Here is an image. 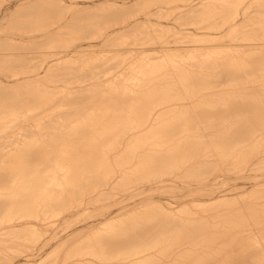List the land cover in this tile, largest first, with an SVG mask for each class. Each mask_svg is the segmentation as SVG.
Listing matches in <instances>:
<instances>
[{"label":"rangeland","instance_id":"obj_1","mask_svg":"<svg viewBox=\"0 0 264 264\" xmlns=\"http://www.w3.org/2000/svg\"><path fill=\"white\" fill-rule=\"evenodd\" d=\"M8 1V2H7ZM11 1H15V0H11ZM10 0H0V9L1 10H3V8L4 7H6V6H8V5H12L11 6V9H13L12 10V12H9V11H6V13L8 14V12L11 14L12 13V15H8L7 17H6V19L2 22V24H0V26H2V29L4 30L5 28L7 29V30H9L10 31V29H11V31H13V29L14 28H17L16 30L14 29V32L15 33H18V34H20L21 33V31L20 30H23L25 27L26 28H28L29 27V29H34V30H36V29H39V27H40V29H42L41 27L44 25V26H49V29H56L55 30V32L53 31L52 33H50L49 35H47V37H45L44 39L43 38H38V40L36 39V40H31V41H29V40H24V41H12V40H10L6 35H5V33L6 34H8L7 32H2V33H0L1 34V36H0V59L2 58L3 59V61H0V121L1 120H4V121H2L0 124H1V126H0V139L2 140H0V156L3 154H6V152H8V150H10L9 151V153H7L6 155H4V157H3V155L1 156V157H3L4 159H6V157L5 156H8L7 158H9V155L10 156H12L13 154L12 153H10V152H12L13 150L15 151V153H14V155H13V157L15 156V154L18 156V151H19V149L21 150V152L23 151L22 149H24L25 148V146H27L28 144H30V143H34V144H36L34 141H37L39 138H41L40 140H43V139H45V140H43V141H45L44 142V144H43V141H41L42 142V144H37V145H41V148H43L44 149V151H45V149H47V146H49L48 147V149L50 150V146L51 145H49L48 143H50V144H52V150H50V153H48L49 152V150L47 151V153L49 154V156H48V154L46 153H44L45 155H46V157H49V158H52V160L50 159L49 160V158H48V161L49 162H51L50 164H49V167H51V168H48V165H47V162L45 163L46 165H47V168L49 169H47L46 168V165H43V170L41 171V172H43L42 174H44L46 177L47 176H49L50 174H51V176L52 175H54V176H50V178L49 177H47L48 179H49V181H45V189H46V194H47V196L46 197H49L48 199L45 197L43 200H44V202L42 201V203H45L44 204V206H45V209H44V211H46V210H49V208H50V210L49 211H47L46 213H52L50 216H53L54 215V217H49V214H45V212L43 211H41L42 212V214H45V215H42L41 214V212L39 213V215H41V216H39V217H35V220L33 219L34 217H28V216H24V215H19L18 213H16L14 210H12V209H14L13 207H14V205L13 206H8L7 208H6V210L7 211H4V213H2V215L1 216H3L2 217V221L0 222V234L2 233V234H4V235H0V264H36V262H38V261H41L40 262V264H67V261L68 260H66L65 261V257L66 256H71L72 254V256H73V258H74V256H75V251H76V257L74 258V259H76V261L75 260H73V258H72V256H71V258H67V259H69V260H71L72 261V263L73 264H76L78 261H79V263L80 262H82V263H85V264H87V262H89V261H84V259H86V260H90V262L88 263V264H92L91 262V260L92 259H94L93 260V263H95V264H98V260L99 259H101V263H100V260H99V264H110L112 261H114V260H116L115 261V263L114 264H121V262H122V264H127L128 263V261H129V263L128 264H141V263H138V262H142V260H144L143 262L146 264V259L148 258V256H149V254H148V252H151V250H152V253H154L153 252V250L154 251H156L157 249L159 250H157L156 252H158V254H160V252L162 251V255H160V257H163L164 256V258H162V263L161 264H171V262H170V260L172 261L173 259H174V261H172V264H175L176 263V261H178L177 263L179 264L180 262L179 261H182V262H185V260H188V261H186L188 264H195V263H197V264H200V263H202V264H207V261H211V262H213L212 264H217V263H215V262H218V261H220V260H218L217 261V259H221V261L218 263V264H224V262H223V260L225 261V259H223L224 258V255H227L228 254V256L230 257H228L227 256V259H226V261H230L229 259H231V257H232V255H236L234 252H230L229 251V253L227 252V253H225V251H227V249H228V245H229V243H227L225 240H227V241H229L228 239L230 238V241L232 240V239H234V237L236 236H238L239 234H241V235H239L238 237H237V239H240V250H241V254H242V250L244 249V252H245V250H246V246H248L250 243L249 242H251V240H252V242L251 243H253V241L255 242L256 240V243H259V245L257 244V247L259 248L258 249V251L255 253V254H257L256 256H255V254L253 255V257L256 259V257L257 258H259L260 257V259L261 260H264V249H262V248H264V241L263 240H261V238L260 237H262V239L264 238V216L262 215V214H264V160L262 159V158H264V148L263 149H261L260 147L262 146V144H261V142H264V125H261V128L263 129H261V128H259L258 127V129L257 130H259V132L258 131H256V133L255 132H253V134L255 133L256 135H257V137L259 136V137H261L260 138V140H259V143L261 144V146H260V144H258V146H257V143H253L255 146H253L252 147V145L253 144H251V150L250 149H248L250 152L251 151H254V152H252V153H254L253 155L254 156H252V157H250L251 155H252V153H248V156H249V154H250V156L249 157H247V155L245 154L246 153V151H244V150H247V148L249 147L250 148V146H247V144L249 143V142H247L246 141V143H245V141H243V143H244V145H245V147H246V149L245 148H240L241 150V154L243 153V152H245L244 153V155H243V157L241 156V154L240 153H238L239 155H240V157H242V159L246 156V158L245 159H247V158H249V162L251 163V164H253L252 166H250L251 164H248L247 162H248V160H246L245 162L248 164V168L246 167V169H245V167H244V165L246 164H244L243 166H242V164L244 163V160H242L240 157H239V155L238 154H236L235 155V158H237V159H239L240 158V161L242 160L243 161V163H242V161L241 162H239V160H235V158H230L229 159V162H228V164H227V166H229V164H231L230 162H232L233 164H234V166H235V169H236V171H235V169H234V167H232V168H229V167H227V166H225L224 164H226L227 162H225V161H227V157H225L226 159H224L223 158V161L225 162L222 166H220L221 168L219 169V167H218V171H216L217 172V174L215 173V171H213L214 173H212V171L211 170H213V169H207L208 171H207V174H208V177H212V179L210 178V180L211 181H213L214 180V178H216L215 179V181H213V182H211L210 180H209V182H207L208 181V177H207V174H206V176H203V175H200V176H195L196 178H193L192 179V177L190 176V177H188L189 178V180H188V178L186 177V176H183V178L184 177H186L187 179L186 180H188V182H190L191 180L190 179H192L193 181V183L192 182H190V183H188L186 180H185V178H184V180L187 182H185L184 180L182 181V176H175V175H173L172 173V175L170 174V173H168V174H163L162 175V177L161 176H159V177H157L156 179H153V180H155V181H152V182H156L154 185H153V183L151 182V184H152V186H151V184H149L148 183V181L149 180H151L150 178H149V180L147 181L146 179V181H144V173H146L145 172V167H144V165H142V162H143V164L145 163L144 162V160L145 159H147L148 158V155H150V152H152L153 151V149L151 150V151H149V152H147L146 153V151H147V149L148 150H150L151 148H148L149 146H153L154 145V140H156L155 141V144H156V142H157V137L158 136H160V135H158L157 137H155V135H157V134H162V131H160V129L162 128V126H164V125H162V123H161V121H160V118L161 117H163V118H161V120H162V122L164 121V123H165V120L167 121L168 120V122H171V120L170 119H172V122L173 121H175L174 120V118H170L169 119V117H168V115H166L165 117L167 118H165L164 119V115L163 116H158V115H162V114H155L154 116H156V117H158V121H160V122H158V121H156V124L154 123V122H150L151 120L153 121V119L154 118H156V117H154V116H152L151 115V117L153 118V119H149V121L147 122H145V124L147 125H145V124H142V123H144V122H142L141 123V121H139V120H137L136 118H132V117H130L129 118V120L127 121V124L128 125H126L127 127H128V129H130L131 127H130V124H131V126H134V127H132L130 130H128L127 129V127L125 128V129H123L122 128V130H120L119 132L118 131H116V134L117 133H120L119 135L121 136H118V134H117V136L119 137H117L116 136V134H114L115 136V142H113L114 140L113 139H109V135H107L108 136V139H107V136L106 135H104V134H102V133H104L103 131V129H100V130H95V129H93V131L94 132H92V130H91V134L90 133H88L89 131H86L87 132V135L88 134H90V135H92L91 137H90V135H88V137H86L87 135L86 134H84V138H82L81 137V139L80 140H84V141H88L87 139H89L90 140V142H92V140L91 139H93V141H94V138H93V133H94V135L96 134V132H98L97 134V136H94L95 137V139H96V141L95 142H97L99 139L98 138H100L101 140V142H102V140L104 139V137H105V139H104V141H103V143L105 142H107V140L109 141V142H107L106 144H102L101 142V146L100 147H98V148H101V152H100V149L98 150V157L100 156V158L102 159V160H100L99 162L100 163H98L97 162V165L99 164L100 166H101V164H105V163H107V166L109 165V164H114L113 166H115V164H119L120 162L122 163H120L121 164V166H123V167H125V169L123 168V170H122V168L120 169V164H119V168H117L118 167V165H117V167L115 166V168H116V172H114L115 171V169L113 170V166H111V167H106L105 165V167L106 168H104V166L102 165L101 167H103L101 170L102 171H100V172H102V173H100L99 174V170L100 169H98L100 166L98 165V167L96 168L95 167V169H98V170H95V169H93L92 168V170H95V171H93V172H95L99 177H97V175H94L95 173H93L92 172V170H90V171H88L89 172V174L87 173V171H85V173L84 172H82L83 174L79 177V179H77L76 181H78V182H76V181H74V179L72 180L71 179V181H70V179L66 176V172L70 169V168H72V165L73 164H75V162L76 161H78V160H80L78 163L80 164V163H83L84 161H85V159L87 158V157H89V155H86V152H87V154H88V152H89V149H88V151H87V149L85 150L84 149V153H82L84 156L82 157V154H81V156H78V160L76 159L75 160V162H73L71 165L70 164H63L62 162L63 161H61V160H59L58 159V157H57V154H60L61 155V151H62V149L66 146V147H68V143H66L65 144V142H63V141H60V140H55V134L57 133V132H61V130H62V134H59L60 136V138H62L61 137V135L62 136H65V134L64 133H69V132H71L73 129L72 128H74L75 126H76V124L77 123H79V122H82V121H86V119L89 117V119H92L91 118V116L92 117H94V118H96L95 117V114L97 115V113L96 112H98V105H99V101L100 100H97L96 98V102L94 101H92V104H91V102L90 101H86L85 99H83L84 98V94H86V93H84L83 94V92L85 91V88L86 89H88L89 90V88H94L93 90H89V91H87V92H90L91 94L90 95H93V94H96L97 93V95H102L103 93H102V91H104V90H106V91H108L109 90V87L112 89V86H114V85H117V84H119L120 85V87L118 88L119 90H124L125 92L123 93L124 94V97H125V93H126V91L128 92H132V93H134L135 91H139V89L140 90H143L142 88H143V85L144 84H142L143 82L144 83H146L145 85L147 86V85H150V83H152L151 85H153V83H155V82H157L158 81V83L157 84H159L158 86H157V84H154L156 87H162L163 85H165L164 83H168V80H171V82L170 83H168V84H171L172 83V85H170V87H164L163 88V93L165 94V92H167V90L166 89H168V88H171L172 89V87H174L175 88V86H176V89L177 88H180L179 86H181V85H178V84H175L176 83V81H178L179 79H183L184 78V76L186 77V75L184 74L185 72H190V70L194 73H192V75H194L193 77L195 78V76H196V79H198L199 78V76H198V74L199 75H204V76H207V74H208V76H207V78H210V77H212V78H215L216 76V78H218V80L215 78V79H211L210 81H209V83H211V81L213 82L212 84H213V86L216 88V86H217V88L219 89V91L217 90L216 92H215V90L216 89H214V87L212 88V84H211V88L209 89V90H207L208 88L205 86H203V88H201L202 89V93H201V91L199 92V90H201L199 87L200 86H198V85H201V84H199V82H196V84H198L197 86H195L196 84H194V88L195 87H197V88H199L198 89V91L196 92V90H195V94H193V96L191 95V93H190V98H191V100H188V99H190V98H187V96H188V94H186V99L189 101V103H188V101H186V99L185 98H183L184 99V101H182V98L179 100V99H175L174 100V102L176 101H180V104H179V102H177L178 103V105H179V107H184V106H187V105H195L197 102H200V100L202 99L201 97L202 96H208V98L209 97H212L213 98V96L215 95V94H219L218 92H223V91H225V90H223V89H226L227 87H228V90L230 89L231 90V88L236 84V82H237V86L235 85V87H233L232 89H234V91H235V89H236V91H238V88L240 87L241 89H239L240 90V93H242L241 91L243 90V93H245V94H252V88H254V87H258V88H255V91H256V89L258 90H260V88L262 87L263 88V84H264V82H263V76H262V83H260V82H258V81H255V83L256 84H254V81H252L251 79H253L252 77H254V76H252L253 75V73H254V69L258 72V70H257V67L258 66H256L254 63H255V59L256 60H261L260 59V55H261V58H262V60L264 59L263 57H264V4H263V1L262 0H259V1H257V0H244V2H242L243 0H221V1H219V0H201L202 2L201 3H199L198 5H197V3H196V5H191L190 6V2H188L187 0H148V1H146V3L145 2H143V1H141L140 2V0L138 1V0H116V2L115 3H105L104 2V0H95L96 2L94 3L95 4V6L93 5V3H80V4H74L73 2H74V0H62V2L60 1V0H31L30 2H28V4L27 5H25V6H23V7H15V5H14V2H11ZM54 1V2H53ZM82 1V0H81ZM103 1V2H102ZM123 1H126V2H121ZM149 1H151V2H149ZM166 3H164V2ZM178 1H180V2H178ZM208 1H210V2H208ZM219 1V2H218ZM225 1H227V2H225ZM239 1V2H238ZM240 1L242 2L241 4H240ZM257 1V2H256ZM6 2V3H5ZM46 2V3H45ZM72 2V3H71ZM119 2V3H118ZM136 2H138V3H136ZM149 2V6L147 5V3ZM171 2V3H170ZM178 3V4H176V3ZM204 2H206L205 4H204ZM211 2H213V3H211ZM225 2V3H224ZM231 2H233L234 4H231ZM262 2V3H261ZM11 3H13V4H11ZM34 3V4H33ZM50 3V4H49ZM57 3H60V4H57ZM97 3V4H96ZM139 3H141V5L143 6V8L141 7V5L139 4ZM145 3V4H144ZM151 3V4H150ZM170 3V4H169ZM181 3V4H180ZM252 3V4H251ZM255 3V4H254ZM258 3V4H257ZM48 4V5H47ZM62 4V5H61ZM64 4V5H63ZM65 4H67V5H65ZM70 4V5H69ZM87 4V5H86ZM92 4V5H91ZM100 4V5H99ZM111 4V5H110ZM128 4H130V5H128ZM133 4V5H132ZM165 4V5H164ZM170 6H169V5ZM203 4V5H202ZM209 6H208V5ZM212 4V5H211ZM214 4V5H213ZM226 4H227V6H226ZM240 4V5H239ZM243 4V5H242ZM245 4V5H244ZM250 4V5H249ZM263 4V5H262ZM43 5H45V6H43ZM50 5V6H49ZM54 5V6H53ZM79 5V6H78ZM84 5V6H83ZM106 5V6H105ZM109 5V6H108ZM113 5V6H112ZM126 5V6H125ZM135 5V6H134ZM139 5H140V7H139ZM144 5H146V6H144ZM156 5V6H155ZM161 5H163V6H161ZM175 5V6H174ZM189 5V6H188ZM199 5H200V7H199ZM211 5V6H210ZM219 5V6H218ZM28 6V7H27ZM52 6V7H51ZM59 6V7H58ZM108 6V7H107ZM138 6V7H137ZM152 6V7H151ZM154 6V7H153ZM159 8H158V7ZM174 6V7H173ZM194 6V7H193ZM239 6H242V7H239ZM38 7V8H37ZM40 7V8H39ZM46 7V8H45ZM62 7V8H61ZM69 7V8H68ZM89 7V8H88ZM92 7V8H91ZM94 7V8H93ZM135 7V8H134ZM137 7V8H136ZM168 7V8H167ZM171 7V8H170ZM176 7V8H175ZM185 7V8H184ZM191 7H192V9H191ZM198 7V8H197ZM222 7H223V9H222ZM225 7H227V8H225ZM234 8V10H233V8ZM236 7V8H235ZM16 8H17V10H16ZM23 8V9H22ZM62 10H61V9ZM74 8V9H73ZM118 8V9H117ZM143 9V11H142V9ZM146 8V9H145ZM148 8H149V10H148ZM165 8V9H164ZM178 8V9H177ZM180 8H181V10H180ZM187 8V9H186ZM189 8V9H188ZM197 8V9H196ZM210 8V9H209ZM215 8V9H214ZM220 8V9H219ZM230 10H229V9ZM239 8V9H238ZM36 9V10H35ZM65 9V10H64ZM97 10L98 11V13L95 11V10ZM104 9V11H102ZM114 10V12H112L111 10ZM137 9V10H136ZM139 9H141V11L139 10ZM159 9V10H158ZM164 9V10H163ZM172 9V10H171ZM184 9V10H183ZM199 9V10H198ZM202 9V10H201ZM205 9L207 10V11H205ZM218 9V10H217ZM232 9V10H231ZM19 10V11H18ZM44 10H45V13H43L44 12ZM56 10H58V11H56ZM67 10V11H66ZM69 10H70V12H69ZM89 10V11H88ZM120 10V11H119ZM136 12H135V11ZM166 10V11H165ZM190 10V11H189ZM198 10V11H197ZM208 10H210V11H208ZM238 12H236V11ZM22 11V12H21ZM30 11V12H29ZM35 11V12H34ZM49 11V12H48ZM52 11V12H51ZM92 11V12H91ZM116 11V12H115ZM124 11V12H123ZM139 11V12H138ZM157 11V12H156ZM172 11V12H171ZM176 11V12H175ZM182 11V12H181ZM187 11H188V13H187ZM204 13H203V12ZM213 11V12H212ZM220 11V12H219ZM228 11V12H227ZM232 11L234 12V13H232ZM241 11V12H240ZM257 11V12H256ZM261 11V13H259ZM14 12V13H13ZM29 12V13H28ZM42 12V14H41V16L39 17L38 15H40V13ZM96 12V13H95ZM108 12H109V14H108ZM120 12V13H119ZM159 12V13H158ZM164 12V13H163ZM165 12H167V13H169L168 15H167V13H165ZM174 12V13H173ZM186 12V13H185ZM192 12V13H191ZM197 12H198V14H197ZM201 12L205 15V17H204V15L203 14H201ZM215 12H216V15H214L215 14ZM217 12L219 13V14H217ZM236 12V13H235ZM256 12V13H255ZM24 13V14H23ZM52 13V14H51ZM63 15H62V14ZM73 13V14H72ZM83 13V14H82ZM85 13V14H84ZM135 14V13H140L139 14V16H138V14H135L136 16H134V15H131V14ZM142 13V14H141ZM146 13V14H145ZM153 13V14H152ZM163 13V14H162ZM199 13H200V15H199ZM209 14V16H208V14ZM241 13V14H240ZM248 13V14H247ZM259 14V15H257L256 16V14ZM17 14V15H16ZM25 14H26V16H25ZM29 14V15H28ZM45 14H46V16H45ZM48 14V15H47ZM58 14V15H57ZM89 14H90V16H89ZM95 14H97V15H95ZM106 14V15H105ZM115 14H117V16L115 15ZM128 14V15H127ZM178 14V15H177ZM212 14V15H211ZM227 14V15H226ZM229 14V15H228ZM234 14V15H233ZM236 14V15H235ZM243 14H245V15H243ZM20 15H22L21 17H20ZM30 15H33V17L32 16H30ZM88 15V16H87ZM110 17H109V16ZM141 15H143V17L141 16ZM146 16V18H145V16ZM150 15V16H149ZM174 15V16H173ZM177 15V16H176ZM199 15V16H198ZM218 15V16H217ZM231 15V16H230ZM247 15V16H246ZM38 16V17H37ZM46 17V18H44V17ZM64 16H65V18H64ZM82 16V17H81ZM98 16V17H97ZM100 16V17H99ZM101 16H103V17H101ZM107 16V17H106ZM120 16V17H119ZM130 16V17H129ZM133 16V17H132ZM138 16V17H137ZM155 16V17H154ZM159 16V17H158ZM162 16V17H161ZM167 16V17H166ZM169 16H171V17H169ZM173 16V17H172ZM206 16H208V17H206ZM212 16H214V17H212ZM244 16H246L245 18H244ZM12 17V18H11ZM15 17V18H14ZM19 17V18H18ZM27 17V18H26ZM88 17V18H87ZM122 17V18H121ZM216 17H221L220 19L218 18H216ZM223 17V18H222ZM225 17V18H224ZM232 17V18H231ZM233 17H235V18H233ZM237 17V18H236ZM238 17H239V19H238ZM29 18V19H28ZM34 18V19H33ZM52 18H54V19H52ZM76 18V19H75ZM89 18H91V19H89ZM108 18V19H107ZM113 18H114V20H113ZM133 18H134V21H132L133 20ZM137 18V19H136ZM147 18H148V20H147ZM150 18V19H149ZM173 18V19H172ZM195 18H197L196 20H194ZM209 18V19H208ZM230 18V19H229ZM70 19V20H69ZM93 19H94V21H93ZM129 19V20H128ZM130 19H132L131 21V23H129L130 22ZM178 19V20H177ZM218 20V22H217V20ZM228 19H229V21H228ZM232 19H234L233 21H231ZM237 19H238V21H237ZM30 20V21H29ZM48 20V21H47ZM55 20V21H54ZM83 22H82V21ZM86 20V21H85ZM88 20V21H87ZM104 20V21H103ZM114 22H113V21ZM126 20H128V21H126ZM138 22V23H136V21ZM196 22H194V21ZM213 20V21H212ZM223 20V21H222ZM224 20H227V21H224ZM240 20H242L241 22H240ZM245 20V21H244ZM67 21V22H66ZM71 21V22H70ZM77 21V22H76ZM82 23H81V22ZM90 21V22H89ZM99 22V24H98V22ZM106 21H107V23H106ZM144 21V22H143ZM152 21V22H151ZM174 21H175V23H174ZM198 21V22H197ZM216 21V22H215ZM239 22V23H237V22ZM13 22H14V24H13ZM19 22V23H18ZM22 22V23H21ZM24 22V23H23ZM33 22V23H32ZM51 22V23H50ZM69 22V23H68ZM101 22V23H100ZM103 22V23H102ZM109 22V23H108ZM110 22H111V24H110ZM127 22H128V26H126V27H124V25L125 24H127ZM133 22H135L134 24H133ZM141 22V23H140ZM172 22V23H171ZM187 22H188V24H187ZM199 22H201L200 24H199ZM202 22H205L204 24L202 23ZM210 22V23H209ZM221 22V23H220ZM222 22L224 23V25L222 24ZM225 22H227L226 24H225ZM229 22H232V24L230 23L229 24ZM245 22H247V23H244ZM29 23V24H28ZM66 23V24H65ZM123 23V24H122ZM143 23V24H142ZM145 23H146V25H145ZM190 23H191V25H190ZM193 23V24H192ZM207 23V24H206ZM236 23V24H235ZM242 23V24H241ZM10 24V25H9ZM21 24V25H20ZM26 24V25H25ZM43 24V25H42ZM70 24V25H69ZM75 24V25H74ZM95 24H97V25H95ZM105 24H107V25H105ZM109 24V25H108ZM148 24V25H147ZM152 24V25H151ZM153 24H155V25H157V26H153ZM196 24V25H195ZM214 24V25H213ZM218 24L219 25H221V27L219 26L218 27ZM238 24V25H237ZM6 25V26H5ZM14 25V26H13ZM81 25V26H80ZM83 25V26H82ZM131 25V26H130ZM137 25V26H136ZM145 25V26H144ZM190 25V26H189ZM199 25V26H198ZM209 25V26H208ZM227 25V27L228 26H230L231 27V29H230V27L229 28H224V26H226ZM234 25V26H233ZM244 25V26H243ZM5 26V27H4ZM9 26V27H8ZM21 26V27H20ZM22 26H24V27H22ZM56 26H58V27H56ZM87 26H88V28H87ZM96 26V27H95ZM110 26H111V28H110ZM122 26H123V28H122ZM191 26H193V27H191ZM31 27V28H30ZM76 27V28H75ZM120 27L122 28V29H120ZM157 27H159L158 29H157ZM162 27V28H161ZM199 27V28H198ZM206 27H208V28H206ZM211 27H214L215 28V30H214V28H211ZM216 27H217V30H216ZM1 28V27H0ZM21 28V29H20ZM23 28V29H22ZM25 28V29H26ZM36 28V29H35ZM69 28V29H68ZM99 28V29H98ZM147 28V29H146ZM164 28V29H163ZM165 28H166V30H165ZM175 28V29H174ZM186 28V29H185ZM202 28V29H201ZM205 28V29H204ZM220 28H222L221 29V31H220ZM24 29V30H25ZM27 30V33H26V31H25V33H24V30L22 31V33H24L25 35H30V34H32V32H33V30L31 29V31L30 30ZM51 29V30H52ZM104 30V31H101V30ZM107 29V30H106ZM116 29V30H115ZM119 29V30H118ZM144 31H143V30ZM149 29V30H148ZM152 29V30H151ZM162 29L164 30V31H162ZM223 29H225V31L223 30ZM76 30V31H75ZM98 30V31H97ZM121 30V31H120ZM157 30V31H156ZM159 30V31H158ZM172 30H174V31H172ZM185 30V31H184ZM203 30V31H202ZM212 30H214V32L212 31ZM67 31V32H66ZM68 31L70 32V33H68ZM73 31V32H72ZM79 32V34H78V32ZM97 31V32H96ZM111 31H114V33L113 32H111ZM119 31V32H118ZM131 31V32H130ZM207 31V32H206ZM216 31H220V35H219V33L217 34L216 33ZM71 32H72V34L73 33H75V36L74 35H72L71 34ZM82 32V34H80ZM85 32V33H84ZM87 32H88V34H87ZM107 32V33H106ZM136 32V33H135ZM167 32H168V34H167ZM194 34H193V33ZM210 32H212V33H210ZM223 32V33H222ZM224 32H226V33H224ZM246 32V33H245ZM55 33V34H54ZM68 33V34H67ZM92 33V35H90V34ZM101 33V34H100ZM106 33V34H105ZM111 33V34H110ZM128 35H127V34ZM141 33V34H140ZM147 33V34H146ZM174 33H177V34H174ZM206 33H208V34H206ZM214 33V34H213ZM222 33V34H221ZM229 33V34H228ZM247 33H249V34H247ZM53 34V35H52ZM60 34V35H59ZM62 34V35H61ZM71 34V35H70ZM84 34V35H83ZM98 34V35H97ZM156 34V35H155ZM158 34V35H157ZM211 34V35H210ZM235 34V35H234ZM246 34V35H245ZM88 35V36H87ZM90 35V36H89ZM96 35V36H95ZM108 35H109V37H108ZM115 35H117L116 37H115ZM152 35H153V37H152ZM177 37H176V36ZM191 35V36H190ZM197 35V36H196ZM217 35V36H216ZM231 35V36H230ZM252 35V36H251ZM70 36V37H69ZM71 36H73L72 38H71ZM137 38H136V37ZM141 36V37H140ZM143 36H146V37H143ZM164 36V37H163ZM181 36V37H180ZM211 36H213V37H211ZM228 36H229V38H228ZM246 36V37H245ZM263 36V37H262ZM51 37V38H50ZM65 37V38H64ZM78 37H80V38H78ZM83 37V38H82ZM112 37V38H111ZM128 37V38H127ZM133 37V38H132ZM152 37V38H151ZM161 37V38H160ZM186 37H187V39H186ZM227 37V38H226ZM255 37V38H254ZM257 37V38H256ZM57 38V39H56ZM67 38V39H66ZM69 38H71V40H73V41H71ZM77 38V39H76ZM82 38V39H81ZM88 38H91V39H88ZM103 38V39H102ZM123 38V39H122ZM140 38V39H139ZM223 38V39H222ZM254 38V39H253ZM262 38V39H261ZM43 39V40H42ZM47 39V40H46ZM52 39V40H51ZM94 39V40H93ZM136 39V40H135ZM147 39V40H146ZM154 39V40H153ZM162 39H163V41H162ZM248 39V40H247ZM40 40V41H39ZM51 40V41H50ZM69 40V41H68ZM76 40L78 41V42H76ZM83 42H82V41ZM90 40V41H89ZM151 40V41H150ZM153 40V41H152ZM178 40V41H177ZM191 40H192V42H191ZM221 40V41H220ZM250 40H253V41H250ZM28 41V42H27ZM54 41H56V43L54 42ZM60 41V42H59ZM63 41V42H62ZM131 41V42H130ZM158 41H160V42H158ZM224 41V42H223ZM245 41V42H244ZM257 41V42H256ZM5 42V43H4ZM9 42V43H8ZM21 43V44H19V43ZM24 42V43H23ZM30 42V43H29ZM35 42V43H34ZM40 42V43H39ZM88 42V43H87ZM139 42V43H138ZM189 42V43H188ZM242 42V43H241ZM261 42V43H260ZM4 43V44H3ZM46 43V44H45ZM50 43V44H49ZM60 43V44H59ZM124 45H123V44ZM126 43V44H125ZM168 43V44H167ZM170 43V44H169ZM175 43V44H174ZM220 43V44H219ZM230 43V44H229ZM237 43V44H236ZM254 43V44H253ZM256 43V44H255ZM8 44V45H7ZM28 45V47L26 46V45ZM36 44V45H35ZM42 44H43V46H42ZM48 44L50 45V46H48ZM54 44V45H53ZM77 44V45H76ZM82 44V45H81ZM90 44V45H89ZM100 44V45H99ZM109 44V45H108ZM115 44V45H114ZM135 44V45H134ZM153 44V45H152ZM11 45V46H10ZM20 45V46H19ZM30 45V46H29ZM40 45V46H39ZM47 45V46H46ZM51 45H52V47H51ZM78 45H79V48H78V50L76 49V47H78ZM81 45V46H80ZM95 45V46H94ZM114 45V46H113ZM132 45H134V46H132ZM167 45V46H166ZM190 45V46H189ZM198 45V46H197ZM233 45V46H232ZM255 45V46H254ZM60 46V47H59ZM63 46V47H62ZM75 46V47H74ZM97 46V47H96ZM115 46H117V48H115ZM136 46V47H135ZM150 46V47H149ZM159 46H161V47H159ZM193 46H195V47H193ZM201 46H204V48L203 47H201ZM210 46V47H209ZM219 46V47H218ZM223 46V47H222ZM251 46V47H250ZM20 47V48H19ZM22 47V48H21ZM35 47V48H34ZM41 47H43V48H41ZM70 47V48H69ZM93 49V51H92V49ZM104 47V48H103ZM166 49H165V48ZM215 47H217L216 48V50H215ZM233 47V48H232ZM239 48V49H237V48ZM7 48H9V49H7ZM112 48V49H111ZM120 48V50L123 52H121L120 50L119 51H116V49L118 50ZM122 48V49H121ZM168 48H170V49H168ZM173 48V49H172ZM193 48V49H192ZM196 50H195V49ZM223 48H224V52H223ZM255 50H254V49ZM44 49V50H43ZM74 49V50H73ZM86 49V50H85ZM124 49V50H123ZM127 49H129V50H127ZM183 49V50H182ZM186 49V50H185ZM199 49V50H198ZM207 49V50H206ZM210 49H211V51H210ZM213 49V50H212ZM222 49V50H221ZM226 49V50H225ZM230 49V50H229ZM236 49V51H234ZM243 49V50H242ZM248 49H250V51L248 50ZM254 51H253V50ZM257 49V50H256ZM18 50V51H17ZM21 50V51H20ZM25 50H27V51H25ZM49 50H51L50 52H49ZM65 50H67V51H65ZM91 50V51H90ZM96 52H95V51ZM113 50V51H112ZM156 50V51H155ZM172 50V51H171ZM177 50H179V51H177ZM188 50V51H187ZM233 50V51H232ZM262 50V51H261ZM47 51V52H46ZM62 51V52H61ZM85 51V55L83 54V52ZM98 51H99V53H98ZM108 51V52H107ZM114 52V53H112V52ZM183 51V52H182ZM186 51V52H185ZM190 51V52H189ZM205 53H204V52ZM219 51V52H218ZM257 51V52H256ZM259 51V52H258ZM30 52H32L33 53V55H32V53H30ZM37 52H39V54L40 55H38V53ZM41 52V53H40ZM42 52H43V54H42ZM64 52V53H63ZM74 52V53H73ZM77 52L79 53V55H77ZM90 52V53H89ZM103 52H104V54H103ZM107 52V54H105ZM117 52H119V53H117ZM126 52V53H125ZM132 54H131V53ZM134 52L135 53H137L136 55L134 54ZM139 52V53H138ZM178 52V53H177ZM179 52H181V54H179ZM208 52V53H207ZM210 52V53H209ZM218 52V53H217ZM221 52H223L224 54H225V56L221 53ZM236 52V53H235ZM242 52H244L243 54H242ZM261 52V53H260ZM10 53V54H9ZM12 53L14 54V55H12ZM18 53H20V55L18 54ZM21 53H25V54H27V53H29V54H27V60H30V62H28L27 60H26V62H25V60L24 61H22V60H20L19 61V57L21 56ZM34 53H36V55H38V56H34ZM49 53H51V54H49ZM63 53V54H62ZM80 53H82V55L80 54ZM96 53V54H95ZM112 55H111V54ZM154 53V54H153ZM164 53H166L165 55H164ZM173 53V55H171ZM174 53H175V55H174ZM184 53V54H183ZM188 54V56H187V54ZM204 53V54H203ZM207 53V54H206ZM212 53V54H211ZM215 53H216V55H215ZM230 53V54H229ZM241 53V54H240ZM254 55H253V54ZM7 54V55H6ZM46 54V55H45ZM68 54V55H67ZM69 54H71V55H69ZM73 54H75V55H73ZM92 55V56H90V55ZM109 54H110V57H109ZM120 54H123L122 56L120 55ZM129 54V55H128ZM142 54V55H141ZM147 54H149V55H147ZM153 54V55H152ZM162 56H161V55ZM186 54V55H185ZM195 54V55H194ZM209 54V55H208ZM229 55V56H227V55ZM239 54H240V56H241V58H243V59H239ZM19 55V56H18ZM29 55H31V56H29ZM41 55H44V56H41ZM62 55V56H61ZM89 57H88V56ZM107 55V56H106ZM114 55V56H113ZM126 55V56H125ZM129 57H128V56ZM131 55V56H130ZM135 55V56H134ZM156 55V56H155ZM180 55V56H179ZM205 55H207V56H205ZM211 55V56H210ZM219 55V56H218ZM235 55L236 57H233V56ZM238 55V56H237ZM247 55V56H246ZM250 55V56H249ZM6 56H8V57H6ZM15 56V57H14ZM55 56V57H54ZM61 56V57H60ZM65 58H64V57ZM74 56V57H73ZM79 56H83L82 57V59H81V57H79ZM86 57V59H85V57ZM102 56H104L103 58H102ZM106 56V57H105ZM112 56V57H111ZM118 58H117V57ZM119 56H120V61H118L119 60ZM127 57V58H125V57ZM134 56V57H133ZM143 56V57H142ZM153 56V57H152ZM166 56V57H165ZM168 56H170V57H168ZM174 56V57H173ZM197 58H196V57ZM199 56V57H198ZM204 58H203V57ZM217 58H216V57ZM220 56H223V58L222 57H220ZM254 56V57H253ZM3 57H5V58H3ZM11 57V58H10ZM17 58V59H15V61H14V58ZM30 57V58H29ZM41 57V58H40ZM52 57H53V59H52ZM63 57V58H62ZM68 59H67V58ZM70 57V58H69ZM96 59H98L99 61H100V59H103V60H101L100 61V64H99V62L97 61V60H95V58ZM114 57V60L113 59H110V58H113ZM118 59H116V58ZM132 57H133V59H132ZM145 57H147L145 60L143 59V58H145ZM150 57V58H149ZM163 57V58H162ZM164 57H165V59H164ZM177 57H178V59L179 58H181V59H177ZM184 57V58H183ZM194 57V58H193ZM229 57V58H228ZM233 57V58H232ZM248 57V58H247ZM32 58V59H31ZM51 58V59H50ZM71 58H73V59H71ZM91 58V59H90ZM100 58V59H99ZM107 58V59H106ZM108 58H109V60H108ZM131 60H130V59ZM139 58H140V60H139ZM193 59V61H192V59ZM204 60H203V59ZM208 60H207V59ZM210 58V59H209ZM226 60H228V59H230V60H228V61H226ZM237 58V59H236ZM1 59V60H2ZM9 59V60H8ZM13 59V60H12ZM34 59V60H33ZM37 59V60H36ZM74 59L77 61H75V62H71V61H74ZM106 59V60H105ZM123 59V60H122ZM142 59V60H141ZM159 59V60H158ZM166 59H167V61H166ZM174 59V60H173ZM177 59V60H176ZM189 61H188V60ZM191 59V60H190ZM195 59V60H194ZM200 59V60H199ZM205 59H206V61H205ZM219 59V60H218ZM223 59V60H222ZM233 59V60H232ZM236 59V60H235ZM239 59V60H238ZM33 60V61H32ZM44 60V62H42ZM59 60V61H58ZM69 60V61H68ZM90 60V61H89ZM91 60H92V63H90L91 62ZM128 62H127V61ZM137 60V61H136ZM169 60V61H168ZM176 63H174L173 61ZM184 60V61H183ZM221 60V61H220ZM243 60V63L246 61H249V64L251 65V66H249L246 62H245V64L244 65H248V73H247V71H246V69H247V67H246V69H245V71H244V69H243V71H244V73H243V71H242V69H241V67H242V63H241V65H240V61H242ZM17 61V62H16ZM35 61V62H34ZM47 61V62H46ZM50 61V62H49ZM84 61V62H83ZM102 61H103V65L101 64L102 63ZM107 61L109 62V63H107ZM112 61V62H111ZM133 61V62H132ZM139 64H137L136 62ZM139 61H141L140 63H139ZM160 63H159V62ZM170 61L171 62H173L172 64L170 63ZM212 61V62H211ZM218 61V62H217ZM222 61H226V62H222ZM2 62V63H1ZM24 62V63H23ZM59 62V63H58ZM78 62H80V63H78ZM111 62V63H110ZM130 62V64L132 65H130L129 64V67H127L128 65H127V63H129ZM177 62L179 63V65L177 64ZM194 63V62H197V63H194V64H191V65H193V67L192 66H190V63ZM207 62H209V63H207ZM217 62V63H216ZM222 62V63H221ZM228 62H229V64H228ZM230 62H232V63H230ZM252 62H253V64H252ZM9 63V64H8ZM20 63H21V65H20ZM37 63V64H36ZM50 63H51V65H50ZM69 63V64H68ZM73 63V64H72ZM76 63V64H75ZM82 63H83V65H82ZM84 63H86V64H84ZM106 63V64H105ZM119 63V64H118ZM155 63H156V65H155ZM164 63V64H163ZM182 63V64H181ZM207 63V64H206ZM216 63V64H215ZM4 64V65H3ZM42 65V67H41V65ZM64 64V65H63ZM68 64V65H67ZM76 66H75V65ZM79 64V65H78ZM81 64V65H80ZM92 64V65H91ZM99 66H98V65ZM142 64V65H141ZM165 64H168V65H165ZM174 64V65H173ZM180 64H181V66H180ZM201 64H202V66H204L203 68L204 69H202V66H201ZM220 66V65H222V67H219L218 65ZM232 66H231V65ZM239 64V65H238ZM5 65H6V67H5ZM23 65V66H22ZM27 66V68H26V66ZM48 65V66H47ZM52 65H54L53 67H51ZM88 65V66H87ZM95 65V66H94ZM102 65V66H101ZM110 65V66H109ZM122 65V66H121ZM165 65V66H164ZM183 65V66H182ZM195 65H196V67H195ZM243 65V66H244ZM34 66V67H33ZM65 66V67H64ZM69 66V67H68ZM85 66H87V67H85ZM97 66V67H96ZM115 66V67H114ZM119 66V67H118ZM121 66V67H120ZM130 66H131V68H130ZM145 66V67H144ZM154 66V67H153ZM163 66V67H162ZM173 66V67H172ZM175 66V67H174ZM178 68H177V67ZM182 68V70L180 69V67ZM188 66V67H187ZM210 66V67H209ZM216 66V67H215ZM237 68V70H239V69H241L240 71H236L237 72V75L235 74V72H233V71H235L236 69H235V67ZM241 66V67H240ZM44 67V68H43ZM47 67H49V68H47ZM107 67H109L108 69H107ZM137 69H136V68ZM140 67V68H139ZM142 67V68H141ZM152 67V68H151ZM156 67V68H155ZM159 67H161V68H159ZM208 68L209 69V73H207V71H208V69L206 70V68ZM212 67H214V69L212 68ZM225 67H226V69H225ZM231 67H232V69H231ZM240 67V68H239ZM1 68H2V70H1ZM12 68V69H11ZM18 68V69H17ZM25 68L27 69L26 71H25ZM29 68V69H28ZM52 70H51V69ZM62 68V69H61ZM70 68V69H69ZM98 68H100L99 70H98ZM103 68V69H102ZM161 69V70H159V69ZM170 68V69H169ZM172 68H174L173 70H171ZM177 68V71L178 72H176V74H174V77L172 76V75H169V73L171 74V71H176L175 69ZM210 68H212L214 71L216 70V69H218L219 70V72H218V70H217V72L219 73L218 75L217 74H215L216 73V71H215V73H214V71H212L216 76H210V75H212V74H210L211 73V71L210 70H212V69H210ZM221 68H223V69H225V71L227 70V72L229 71V68H230V71L231 72H228L229 73V75L230 74H233V75H231V76H229L228 75V73L225 75V73L226 72H224V71H220V70H222ZM243 68V67H242ZM254 68V69H253ZM6 69V70H5ZM16 69H17V71H16ZM22 69H24V72H23V70ZM46 69V70H45ZM47 69H48V71H47ZM50 69V70H49ZM81 69V70H80ZM85 69V70H84ZM95 69H97V71L95 70ZM105 69V70H104ZM109 69H110V71H109ZM127 69V70H126ZM135 69V70H134ZM149 69H151L150 70V72H147V71H149ZM153 69H155V70H153ZM157 69V70H156ZM163 69L165 70V71H163ZM166 69H168V72H167V70ZM181 70L183 73L182 74H184V76L183 77H181V71H179V70ZM197 69V70H196ZM200 69H202L200 72L202 73V72H204V70L206 71L205 73H206V75H205V73H202V74H200V73H198V71L200 70ZM11 70V71H10ZM28 70H29V72H28ZM61 70V71H60ZM64 70V71H63ZM68 71V74H67V71ZM74 72H72V71ZM132 70V71H131ZM145 70V71H144ZM187 70V71H186ZM189 70V71H188ZM4 71V72H3ZM6 71H8V72H6ZM46 71V72H45ZM51 71H53V72H51ZM76 71V72H75ZM91 71H92V73H91ZM100 71L102 72V73H100ZM136 71H139V72H136ZM142 71H143V74H142ZM152 71V72H151ZM153 71H157L156 73L155 72H153ZM196 71H197V73H196ZM256 71H255V73H256ZM15 72H16V75H15ZM58 72V73H57ZM64 74H63V73ZM66 72V73H65ZM81 72H82V74L83 75H81ZM86 72V73H85ZM89 72V73H88ZM95 72V73H94ZM97 72V73H96ZM99 72V73H98ZM125 72V73H124ZM129 72V73H128ZM136 72V73H135ZM162 72V73H161ZM164 72H167L168 73V76H169V78H168V76H167V73H165V74H163ZM174 72H172V73H174ZM221 72H224V74L223 73H221ZM239 72V73H238ZM250 72H251V76L249 77V81H247L248 83H250L251 81L253 82V84H249L250 86H252V87H250L249 85H248V87H250L251 88V90H249V88H247V87H245V85H244V87H243V84H246L245 82H242V80H240V82L241 83H243V84H240V82L239 81H236V78L238 79V77H239V74L240 73H243V75H245V73H247V74H250ZM25 73V74H24ZM27 73V74H26ZM46 73V74H45ZM56 73V74H55ZM85 73V74H84ZM145 73V74H144ZM149 73V74H148ZM155 74V75H153V74ZM195 73L197 74V75H195ZM220 73L222 74V75H220ZM259 73V72H258ZM22 74V75H21ZM43 74V75H42ZM71 74V75H70ZM74 76H73V75ZM91 74V75H90ZM101 74V75H100ZM113 74V75H112ZM129 76H128V75ZM162 74H163V76H162ZM187 74V73H186ZM189 74V73H188ZM191 74V73H190ZM189 74V75H190ZM12 75H13V77L14 78H12ZM29 75V76H28ZM47 75V76H46ZM51 75V76H50ZM61 75H62V77H61ZM64 75V76H63ZM86 75H87V77H86ZM92 75H94V76H92ZM99 75V76H98ZM107 75H109V77L107 76ZM135 75H137V76H135ZM144 75V76H143ZM152 75H153V77H152ZM161 75V76H160ZM166 75V79H167V81H165L166 79H165V76ZM179 75V77H177ZM188 75V76H189ZM192 75H190V77H192ZM224 75V76H223ZM237 76L236 78H235V76ZM241 75V74H240ZM257 75H258V77L260 76V74H257L256 73V77L254 78V79H256L257 78ZM262 75V74H261ZM264 75V74H263ZM18 76V77H17ZM24 76V77H23ZM31 76V77H30ZM33 76V77H32ZM36 76V77H35ZM53 76V77H52ZM57 76V77H56ZM61 78H59V77ZM102 76V77H101ZM132 76H134V77H132ZM139 76V77H138ZM145 76H146V78L149 80V84H148V80H146L145 79ZM157 76L159 77V78H157ZM173 77L174 79V81L172 80V78L171 77ZM187 76V77H188ZM210 76V77H209ZM220 76V77H219ZM229 76V77H228ZM242 76V75H241ZM11 77V78H10ZM15 77H17V78H15ZM23 77V78H22ZM36 79H35V78ZM44 77V78H43ZM48 77V78H47ZM73 77H75V78H73ZM78 77V78H77ZM81 77H83V78H81ZM86 77V78H85ZM93 79H92V78ZM98 77V78H97ZM99 77H101V78H99ZM117 77V78H116ZM130 77V78H129ZM137 77H138V79H137ZM142 77V78H141ZM152 77V78H151ZM157 78V80H156V78ZM161 77H163V78H161ZM176 77V78H175ZM192 77V78H193ZM198 77V78H197ZM201 77V76H200ZM19 78V79H18ZM33 78V79H32ZM39 78V79H38ZM42 78V79H41ZM54 78V79H53ZM89 80H88V79ZM109 78V79H108ZM115 78V79H114ZM120 78V79H119ZM152 79L153 81L151 82V80L150 79ZM153 78H155V79H153ZM160 78H161V80H162V82H163V85H161V80H160ZM202 78H203V76H202ZM219 78H221V79H223V80H221V79H219ZM9 79H10V81H9ZM11 79H12V81H11ZM15 79V80H14ZM22 79V80H21ZM25 79V80H24ZM26 79H27V83H29V84H26ZM29 79V80H28ZM63 79V80H62ZM66 79H67V81H66ZM70 79V80H69ZM73 79V80H72ZM82 79V80H81ZM98 79V80H97ZM101 79H102V81H101ZM112 79V80H111ZM133 79V80H132ZM140 79V80H139ZM143 79H145L146 80V82H145V80H143ZM159 79V80H158ZM165 79V80H164ZM176 79H178V80H176ZM200 79V78H199ZM231 79V80H230ZM253 79V80H254ZM21 80V81H20ZM31 80V81H30ZM35 80V81H34ZM44 80H45V82H44ZM47 80V81H46ZM59 81V83H58V81ZM105 80H107L106 82H105ZM156 80V81H155ZM180 80V81H181ZM217 81V82H219L218 84L215 82V84H217L216 86L214 85V81ZM227 80V81H226ZM235 80V81H234ZM251 80V81H250ZM18 81V82H17ZM23 81H25L24 83H22ZM56 81V82H55ZM70 81V82H69ZM73 81V82H72ZM98 81V82H97ZM119 81H121L122 83H120ZM140 81H141V83H140ZM160 81V82H159ZM180 81H178V83L180 82ZM222 82V84H220L221 82ZM232 83H231V82ZM11 82V83H10ZM36 82H37V84H36ZM46 82H47V84H46ZM50 84H49V83ZM69 82V83H68ZM72 82V83H71ZM93 82V83H92ZM104 82V83H103ZM113 82H114V85H113ZM117 84H116V83ZM174 82V83H173ZM224 82V83H223ZM226 82V83H225ZM230 84H228V83ZM234 82H235V84H234ZM8 83V84H7ZM14 83H16V84H14ZM18 83V84H17ZM35 83V84H34ZM71 83V84H70ZM99 83V84H98ZM102 83V84H101ZM105 83L107 84V85H105ZM136 83V84H135ZM167 83H166V85L165 86H167ZM181 83V82H180ZM209 83H208V85H209ZM258 83H260L259 84V86L260 85H262L261 87H259V86H257V84ZM13 84H14V86H13ZM20 84V85H19ZM22 84V85H21ZM43 86H42V85ZM58 84V85H57ZM77 84V85H76ZM82 86H80V85ZM91 84V85H90ZM112 86H111V85ZM123 84V86H121ZM125 84V85H124ZM126 84H128V85H126ZM139 84H141L140 86H139ZM173 84L175 85V86H173ZM226 84H228L229 86H225ZM231 84H232V86H231ZM3 85H5V86H3ZM18 85V86H17ZM24 85V86H23ZM27 85H28V88H30L31 87V91H29V92H39L40 90H44V91H46L48 94H52V95H54L52 98L53 99H51V103L52 104H54V102H55V104L54 105H52V104H50V102H48L49 104H45V105H41V106H36V105H34L36 108H34L33 107V104H32V107H33V109H31L32 107H31V102L29 101V103H28V101H27V99L29 100V97H28V93H27V96H24V95H26L25 94V92H27V91H23V90H25V89H27L26 87H27ZM32 85V86H31ZM54 85V86H53ZM74 85V86H73ZM89 85V86H88ZM103 85V86H102ZM118 85V86H119ZM131 85H132V88H131ZM137 85L139 86V87H137ZM154 85L152 86V87H154ZM207 85V86H208ZM222 85H223V88H222ZM239 85V86H238ZM22 86V87H21ZM33 86H35V87H33ZM40 86V87H39ZM49 86V87H48ZM78 86V87H77ZM87 86V87H86ZM108 86V87H107ZM124 86H125V88H124ZM130 86V87H129ZM146 86H144V87H146ZM169 86V85H168ZM220 86V87H219ZM247 86V85H246ZM11 87H14V88H11ZM19 87V88H18ZM54 87V88H53ZM62 87V88H61ZM82 89H81V88ZM104 87H106V88H104ZM123 87V88H122ZM127 87H129V88H127ZM141 87V88H140ZM148 88L150 87V86H147ZM159 87V89L158 90H160V91H158L159 93H161L162 92V90H161V88ZM237 87V88H236ZM242 87H243V89H242ZM2 88V89H1ZM3 88H5V89H7L9 92L10 91H12L13 89H15V90H13L12 92L13 93H9L7 90H6V93H7V95H9L8 96V99H7V97H6V93H5V89H3ZM16 88H18V89H16ZM25 88V89H24ZM46 88V89H45ZM60 88V89H59ZM65 88H67V89H65L66 90V92H64V94L66 93V95H68L67 96V98H66V95H64L63 93H61V92H63L64 91V89ZM72 88V89H71ZM75 88V89H74ZM80 88V89H79ZM97 89V91H96V89ZM103 88V89H102ZM122 88V89H121ZM132 90H131V89ZM133 88H134V90H133ZM145 89L144 88V90H149V89ZM166 88V89H165ZM207 88V89H206ZM244 88H246V90L244 89ZM261 88V90H264V88L262 89ZM9 89H12V90H9ZM23 89V90H22ZM36 89V90H35ZM38 89V90H37ZM50 89V90H49ZM55 91H54V90ZM68 89H69V91H68ZM108 89V90H107ZM110 89V90H111ZM137 89V90H136ZM208 91V93H204L205 91ZM212 89V90H211ZM221 89V90H220ZM1 90H3L2 91V93H1ZM42 90V91H43ZM49 90V91H48ZM78 90V91H77ZM81 90H83L82 92H81ZM102 90V91H101ZM122 90V91H123ZM143 90V91H144ZM178 90V89H177ZM188 89H186V91H187ZM245 90V91H244ZM248 90V91H247ZM254 90V89H253ZM258 90V91H259ZM18 91V92H17ZM44 91L42 92V93H44ZM76 91H77V93L78 92H80V93H78V96L80 95L81 96V94H83L82 95V97H80V98H78V96L77 95H75L76 94ZM98 91H100V92H98ZM134 91V92H133ZM169 91H171V90H169L168 89V92ZM204 91V92H203ZM206 91V92H207ZM210 91V92H209ZM212 91H214V92H212ZM226 91H227V89H226ZM225 91V92H226ZM250 91V92H249ZM19 92H21V94L19 93ZM23 92H24V95H23ZM45 92V93H46ZM50 92V93H49ZM53 92H54V94H53ZM60 94H59V93ZM68 92H72L71 94L70 93H68ZM96 92V93H95ZM149 92H151V91H149ZM185 92V91H184ZM212 92V93H211ZM228 92V91H227ZM231 92H233L232 90H231ZM99 93V94H98ZM107 93V92H106ZM131 93V94H132ZM189 93V92H188ZM199 95H201V97L199 96V98L200 99H197L198 98V94ZM201 93V94H200ZM213 94V95H210V94ZM215 93V94H214ZM254 93H256V92H254ZM3 94V96H1ZM17 94V95H16ZM20 94V95H19ZM58 94L59 95H64V100H63V102L61 103V104H63V105H61L62 106V108L60 109V107H59V105H57V104H59V99L58 98H60L59 96H58ZM130 94V93H129ZM207 94V95H206ZM209 94V95H208ZM11 95V96H10ZM19 95V96H18ZM23 95V96H22ZM56 95L58 96V98H57V100H56ZM69 95H71V96H69ZM96 95V96H97ZM126 95H127V93H126ZM194 95H196L197 97H195L194 98ZM21 96H22V98H21ZM72 96H73V98H77V99H72ZM95 96V97H96ZM121 96H122V94H121ZM9 97H10V99H9ZM15 97H17V98H15ZM18 97H20V98H18ZM71 98L72 100H75V101H73V102H75L76 103V105H75V103L73 104V102L71 101V99H69V98ZM99 96H97V98H98ZM101 97V96H100ZM189 97V96H188ZM205 97V98H206ZM264 97V96H263ZM262 96L261 97H258V98H256V99H254L255 101H253L254 103H249V104H246L245 105V109L243 110V111H241L240 112V114L241 115H245V116H250V115H253V114H251L252 113V110L251 109H248V107L249 106H251L252 105V107H253V109L256 111L259 107V109L258 110H260V111H258V112H262V113H264V98H263ZM11 98H14V99H11ZM24 98H25V100L27 101V103L28 104H30V105H28L26 102H24L25 100H24ZM27 98V99H26ZM193 98V99H192ZM204 98V97H203ZM207 98V99H208ZM15 99H18V100H15ZM55 99V100H54ZM66 99V100H65ZM79 99H80V101L82 100V102L84 103H86V102H88L87 104L88 105H86L85 103H84V105L83 104H81V105H79L80 103H82V102H80L79 101ZM99 99V98H98ZM8 100V101H7ZM19 100L24 104L23 106V108L21 107L22 106V103L20 102V103H18L19 102ZM69 102H68V101ZM77 100V101H76ZM93 100V99H92ZM196 100V101H195ZM210 100V99H209ZM207 101L206 103H212V100H210V101ZM3 101V102H2ZM5 101V102H4ZM12 101H14V102H12ZM18 101V102H17ZM67 101V102H66ZM80 102V103H78L77 104V102ZM2 102V103H1ZM11 102H12V104H11ZM56 102H57V104H56ZM72 102V103H71ZM168 102L170 103V102H173L172 100H168L167 102H165V104H168ZM174 102H173V104H174ZM184 102H186L185 104H184ZM190 102H191V104H190ZM256 102V103H255ZM68 104V106H67V104ZM96 103L98 104V105H96ZM177 103H175L174 105L175 106H178L177 105ZM183 103V104H182ZM193 103V104H192ZM17 106H16V105ZM18 104H19V106L21 107L20 109L18 108V109H16V110H18L19 112L18 113H15L14 115L16 116V114H17V116L19 117H14L13 115H10L11 113H9V115H8V112L7 111H4V110H8L7 109V107H9V106H11V107H9V109H11L12 110V106H13V109H15V108H17V107H19L18 106ZM21 104V105H20ZM26 104H27V106H26ZM66 104V105H65ZM69 104L71 105V106H69ZM89 104L92 106H89ZM210 104H208V105H210ZM5 105V106H4ZM9 105V106H8ZM50 105V106H49ZM75 105V106H74ZM78 105H79V107H78ZM93 105H95V106H93ZM102 105V104H101ZM249 105V106H248ZM257 105V106H256ZM2 106V107H1ZM3 106H4V108H3ZM15 106V107H14ZM45 106H47V107H49L48 108V110L49 109H53V111L51 110V111H49L48 112V110L46 111V109L45 108H43V107H45ZM51 106H53V108H50ZM76 106L78 107V108H76ZM164 106V105H163ZM211 106V105H210ZM46 107V108H47ZM55 107H57V108H55ZM59 107V108H58ZM74 108V110H78L77 112L75 111V113H77L76 115L78 116V118L81 120V121H79L78 120V118H76L77 116H75V113H73L74 111H73V108ZM87 107V108H86ZM97 107V108H96ZM25 108V109H24ZM30 108V109H29ZM44 109L43 111L44 112H42V115H41V110H38V109ZM68 108V109H67ZM92 108H94L93 110H95V111H92ZM130 108V107H129ZM128 108V109H129ZM257 108V109H256ZM263 108V109H262ZM23 109L25 110V112L23 111ZM26 109H28V110H26ZM35 109H36V111H35ZM72 109V110H71ZM81 109H83V110H81ZM90 111V114H89V112L87 111ZM20 110H22V111H20ZM29 110H32V112L31 111H29ZM34 110V111H33ZM56 110V113L58 114V115H56L55 114V111ZM59 110V111H58ZM63 110V111H62ZM67 110V111H66ZM81 110V112H79ZM29 111V112H28ZM46 111V112H45ZM65 111V112H64ZM153 111V110H152ZM23 113V114H21V113ZM35 112V113H34ZM48 112V113H47ZM54 113V115H53V113ZM60 112V113H59ZM82 112H83V115L85 116V115H88V116H85L86 118H84L83 117V115H82ZM94 112H95V114H94ZM257 112V111H256ZM20 113V114H19ZM24 113L26 114L25 116H31L30 114H34L33 115V117L31 116V118H32V120L30 119V121L31 122H29V119H28V121L26 120L27 118H28V116L26 117V118H24ZM28 113V114H27ZM39 113V114H38ZM46 113H47V115H46ZM85 113V114H84ZM87 113V114H86ZM92 113H93V115H92ZM157 113H159V112H157ZM262 113H260V114H262ZM37 114H38V116H37ZM46 115V116H44V115ZM59 114H61V118H60V115ZM65 114V115H64ZM66 114H67V116H66ZM74 114V115H73ZM173 114V113H172ZM21 115H23L22 117H21ZM35 115H36V117H35ZM50 115H52V117L54 118H56L55 119V121H54V119L53 118H50V119H48L49 118V116ZM58 116V122H56L57 121V117L56 116ZM174 115L175 116H173V115H169L170 117L172 116V117H176V114L174 113ZM240 115V121L241 122H244L243 120L244 119H246V117H244L243 118V116H241ZM6 116H12V121L14 120V119H16V120H18V121H13L14 123L12 124V122H10L9 120H11V117H9L10 119H7V117ZM46 117L47 119H45L44 117ZM73 116V117H72ZM74 116H75V118L78 120V122L76 121V119H74ZM5 117V118H4ZM20 117H21V119L22 120H24V122L20 119ZM36 118V120H35V118ZM37 117H38V120H37ZM150 117V116H149ZM2 118V119H1ZM4 118V119H3ZM34 118V119H33ZM43 118V120H41ZM64 118H66V119H64ZM132 118V119H131ZM243 120H242V119ZM39 119H40V121H39ZM60 119H62L61 121H60ZM68 119L70 120V122L69 123H72V125L70 124V126H69V123L67 122L68 121ZM134 119V120H133ZM164 119V120H163ZM7 120H8V122L9 123H7ZM36 122H35V121ZM63 120L65 121V122H63ZM72 120V121H71ZM88 120V119H87ZM136 120V121H135ZM247 120V119H246ZM20 121V122H19ZM42 121V122H41ZM48 121V122H47ZM133 121V123L135 124V122H136V124L135 125H133V123H131V122ZM135 121V122H134ZM139 121V122H138ZM210 121V120H209ZM263 121H264V118H263ZM7 124H9V125H7ZM26 122H29V123H27L28 125H26L25 126V124H26ZM34 122V123H33ZM52 123H55V125L51 128L52 129V131H51V129H49L50 127H51V124ZM59 122H61V124L59 123ZM109 123H110V121H108ZM112 122V121H111ZM130 122V123H129ZM206 122H208V120H206ZM3 123V124H2ZM7 125V126H9L10 127V129H8L9 127H7L5 124ZM17 123V124H16ZM23 123V124H22ZM39 123V124H38ZM49 124V125H47V127H46V124ZM56 123L57 124H59V125H61V127L60 126H57L56 125ZM65 123V124H64ZM108 123V124H109ZM149 123H152L153 125H154V127H156L157 125H159L160 123H161V125H159V126H157L159 129L158 130H156L154 127H153V125H152V127L155 129V130H152L151 128H150V130H149V127H151V125L149 124ZM163 123V124H164ZM19 124H21L20 126L21 127H18L19 126ZM31 124V125H30ZM34 124V125H33ZM43 126H42V125ZM44 124H45V126H44ZM62 124L65 126H62ZM106 124H107V122H106ZM108 124H107V126H108ZM110 124H112V123H110ZM109 124V125H110ZM141 124V125H140ZM167 124V123H166ZM262 124H264V122L262 123ZM3 125V126H2ZM11 125H12V127L13 126H17L16 127V129H13V128H15V127H11ZM33 125V126H32ZM68 125V126H67ZM74 125V126H73ZM144 125H145V129H144ZM150 125V126H149ZM156 125V126H155ZM6 126V127H5ZM23 126H24V128L26 127V129H24L23 128ZM30 126H32V127H30ZM42 126V127H41ZM50 126V127H49ZM56 126H57V128L59 127V129H57L56 128ZM137 126V127H136ZM139 126V127H138ZM260 126V125H259ZM263 126V127H262ZM34 127H37L36 129L38 130H36ZM49 127V128H48ZM68 127H70V128H68ZM148 127V128H147ZM1 128H3V130H1ZM21 128L23 129V130H25V131H22L21 130ZM27 128H31V130H29V129H27ZM35 129V130H33V129ZM38 128H40V129H38ZM53 128H54V130H53ZM65 128V129H64ZM66 128H68L69 130L66 132H64L63 133V131L64 130H67ZM109 128V127H108ZM137 128H139L140 129V131H138V129ZM147 128V129H146ZM257 128V127H256ZM4 129H6L5 131H4ZM8 129V130H7ZM13 129V130H12ZM41 129H42V131H41ZM47 129V130H46ZM70 129H71V131H70ZM119 128H117V130H118ZM127 129V130H126ZM134 131H133V130ZM137 129V130H136ZM144 129V130H143ZM10 130V131H9ZM27 130V131H26ZM29 130V131H28ZM40 130V131H39ZM50 131L49 133V135L48 134H46V131ZM56 130H58L57 132H56ZM102 130V132H101V135H100V131ZM123 130H126V131H128V132H124L123 133ZM135 130L136 131H138V133H136L135 132ZM146 130H148V132L146 131ZM198 130V129H197ZM197 130H195V132L194 131H192L191 133H193V134H191L192 136L193 135H197L199 132H197ZM201 130V129H200ZM199 130V131H200ZM3 133H2V132ZM14 131V132H13ZM17 131H19V132H17ZM21 131V132H20ZM33 131H35V133L33 132ZM122 131V132H121ZM142 131H146V133H144V132H142ZM155 131V132H154ZM157 131H159V133H157ZM263 131V132H262ZM15 132H17V134L15 133ZM24 133V135H23V133ZM26 132V133H25ZM30 132V133H29ZM39 134V137H38V139H34V137H35V135L37 134V133ZM45 134H44V133ZM51 132L53 133V136L51 135ZM54 132H56L55 134H54ZM59 132V133H60ZM131 132V133H130ZM133 132H135L136 133V135H135V133H133ZM142 132V133H141ZM152 132V133H151ZM154 132V133H153ZM161 132V133H160ZM180 132V131H179ZM178 132V133H179ZM183 132V131H182ZM182 132H180L179 133V135H178V133L176 134V135H174L173 136V138L175 139V140H177V139H179V138H182V136H183V138H185L184 137V135H187V134H185V133H182ZM201 133L202 132H204V130H201L200 131ZM262 132V133H261ZM7 133H9V134H7ZM10 133H12V137H10L11 136V134ZM13 133H15V134H13ZM20 133H22V134H20ZM27 133H29L28 135L30 136H27L26 134ZM34 133V134H33ZM122 133L123 134H125V136H127V137H125L124 135H122ZM128 133V134H127ZM131 135H130V134ZM143 134V135H140V134ZM149 133H151V136H153L152 138L154 139H152V140H149L148 138H150L149 137ZM182 133V134H181ZM20 134V135H19ZM134 134V135H133ZM140 135L141 137H138V139L139 140H143V141H139V140H137V138H136V136H138V135ZM144 134H146V136L144 135ZM181 134V135H180ZM6 136L5 138L6 139H2V138H4L3 136ZM9 135V139H7L8 136ZM22 135V136H21ZM25 135L27 136V138L25 137ZM31 135H32V137H31ZM44 135V136H43ZM46 135H48L47 137H46ZM52 136V139H54V140H51V136ZM99 135L101 136V137H99ZM130 135V136H129ZM148 135V136H147ZM178 135V136H177ZM188 135H190V134H188ZM261 135V136H260ZM15 138H14V137ZM19 137V138H17V137ZM24 136V137H23ZM34 136V137H33ZM41 136H43V138L41 137ZM50 136V137H49ZM58 136V133H57V135H56V137ZM103 136V137H102ZM113 136V133H112V135H111V137ZM124 136V139H122V137ZM132 136H135V137H132ZM142 136H144L145 138L147 137V139H143V137ZM181 136V137H180ZM36 137H37V135H36ZM45 137V138H44ZM48 137H49V139H50V141H48L49 139H48ZM54 137V138H53ZM59 137H57V138H59ZM91 139H90V138ZM113 137V138H114ZM132 137V138H131ZM162 139H163V134H162ZM161 137L159 138V140H158V142H157V144L155 145V147L158 145H160L159 144V142L160 141H162V139H161ZM175 137H177V139L175 138ZM259 137H258V139H259ZM14 138V139H13ZM23 138H26V139H23ZM32 138V139H31ZM103 138V139H102ZM15 139H16V143H14V141H15ZM18 139V140H17ZM20 139H22V140H20ZM28 139V140H27ZM29 139H30V141H29ZM98 139V140H97ZM118 139H122L120 142H118V143H116L117 141H118ZM136 139L137 141H136V143H142V142H145L146 144H147V147H146V144H145V146H142V145H144V144H142V145H139L140 146V151H139V149H137L136 148V143L134 142V140ZM263 141H262V140ZM8 140H11L10 142L8 141ZM34 140V141H33ZM39 140V141H40ZM110 140H113V141H110ZM131 140H133V142L135 143V145H133L134 143H132V141ZM151 142V144L149 143V141ZM7 141V142H6ZM21 141V142H20ZM25 141H29L28 142V144H24V143H26ZM51 141H53L52 143H51ZM128 141L132 144V145H130V147H134V150H138V152L139 153H137V152H133L134 154H133V156L134 157H136V155H137V157L135 158V160H136V162H133L134 164V166H131L132 165V163L131 164H128L129 162H131V161H134V157H130V156H132V153H129V151H128V153L126 152V150H124V148L125 149H128L129 147V144H128ZM139 141V142H138ZM19 142V143H18ZM22 142H23V144H22ZM55 142H58V143H60V145L57 143H55ZM63 142V143H62ZM94 142V143H95ZM99 142V141H98ZM97 142V143H98ZM115 143L114 145L117 147H113V143ZM121 142H123V143H121ZM242 142V141H241ZM241 142H240V144H238L239 145V147H244V145L242 144L241 145ZM5 143V144H4ZM12 143H14L13 145H11ZM20 143L22 144L21 146H20ZM37 143H40V142H38L37 141ZM119 143H120V146H119ZM161 143V142H160ZM63 144V145H62ZM122 144V145H121ZM9 145H10V147H9ZM15 145H16V147H17V145H19L17 148L15 147ZM58 145H59V149H57L58 148ZM65 145V146H64ZM102 145H103V148H102ZM105 145V146H104ZM124 145V146H123ZM167 145H169V144H166V143H164V146H166L167 147ZM241 145V146H240ZM249 145H250V143H249ZM6 146V147H5ZM12 146H14L13 148H12ZM46 146V148H44ZM54 146H57V147H54ZM61 146H63L62 148H61ZM113 147L114 149V151L113 150H110V147ZM119 146V147H118ZM141 146L143 147V148H141ZM161 147H162V145H160ZM159 146V147H160ZM264 146V145H263ZM4 147V148H3ZM21 147H24V148H21ZM128 147V148H127ZM144 147H146V148H144ZM154 147V146H153ZM258 147V150H256V148ZM19 148V149H18ZM55 148H56V150H57V152L58 153H56V150H55ZM108 148H109V150L110 151H107L108 150ZM123 148V149H122ZM168 148V147H167ZM170 148V147H169ZM260 148V149H259ZM16 149H18L17 150V152H16ZM102 149H103V151H102ZM117 149V150H116ZM120 149V150H119ZM131 148H129V150H130ZM133 149V148H132ZM141 149H144V150H146V151H143V150H141ZM244 149V150H243ZM252 149H254V150H252ZM54 150V151H53ZM61 150V151H60ZM105 150L107 151V152H105ZM136 150V151H137ZM167 150V149H166ZM169 150V149H168ZM243 150V151H242ZM247 150V151H248ZM261 150V151H260ZM142 151V152H141ZM257 151V152H256ZM263 151V154H261V152ZM3 152V153H2ZM56 153V154H53V153ZM91 152V151H90ZM100 152V153H99ZM106 153V155H105V153ZM118 152L121 154H119V156H117L118 155ZM125 154H124V153ZM130 152H132V150L130 151ZM19 153H20V151H19ZM102 153V154H101ZM137 153V154H136ZM141 153V154H140ZM145 153H146V155H145ZM259 153H260V155H259ZM91 156L93 155V153H89ZM100 154V155H99ZM108 154L110 155V160H113V161H110V160H108ZM124 154V155H123ZM129 155V156H127V155ZM131 154V155H130ZM136 154V155H135ZM256 154V155H255ZM51 155H56V156H51ZM60 155H58V156H60ZM106 156V157H105ZM115 156V157H114ZM140 156V158H138ZM142 156V157H141ZM143 156H145V159H144V157ZM146 156H147V158H146ZM237 156V157H236ZM257 156H260V157H262V158H259V159H254V160H252L253 159V157L255 158V157H257ZM0 157V165L1 166H5L6 164H5V162H7V161H4V159H3V161L4 162H2V158ZM82 157V159H80ZM126 157H130V158H132V159H129V158H127L128 159V163H127V161H125V160H127L126 159ZM55 158V159H54ZM56 158H57V160H56ZM103 158H105V159H103ZM107 158V159H106ZM111 158H113V159H111ZM114 158H115V160H114ZM120 158H122L121 160H118V159ZM137 158L139 159V160H137ZM221 159H222V157H220ZM220 158H217V159H220ZM141 159H142V161H141ZM210 159V158H209ZM209 159H208V161H209ZM213 159V158H212ZM236 161H234V160ZM250 159L252 160V161H250ZM261 159V160H260ZM104 160V161H103ZM105 160H107V161H109V164H108V162L107 161H105ZM129 160H131V161H129ZM148 160V159H147ZM206 160V159H205ZM211 160V159H210ZM56 161V162H55ZM59 161V162H58ZM82 161V162H81ZM116 161H119V163L117 162V163H115ZM253 161H254V163H253ZM48 162V163H49ZM53 162H55L56 164H58V168L55 166L56 164H54ZM103 162H105V163H103ZM111 162V163H110ZM112 162H114V163H112ZM125 162V163H124ZM138 162V163H137ZM210 162V161H209ZM237 162H239L238 164L239 165H241V166H238V164H237ZM4 165H3V164ZM8 164L10 163V162H7ZM59 163H62L63 165H61V164H59ZM77 162H76V164H78ZM129 165V168H128V165ZM136 163H137V165L140 167V169H138V167H137V165H136ZM196 163V162H195ZM53 164V165H52ZM232 164V165H233ZM247 164H246V166H247ZM258 164V165H257ZM260 164V165H259ZM60 165V166H59ZM67 165H70V168H69V166H68V168H67ZM96 165V163L94 164V166ZM127 165V166H126ZM231 165V166H232ZM237 165V166H236ZM257 165V166H256ZM262 165V166H261ZM45 166V167H44ZM55 166V167H54ZM63 166H64V168H63ZM133 168V169H137L136 171L137 172H141V174H139V173H137L135 170H133V169H131V167ZM142 166H143V169H142ZM230 166V167H231ZM42 167V166H41ZM100 167V168H101ZM224 167V168H223ZM242 167H244L243 168V170L241 169ZM251 167V168H250ZM254 167V168H253ZM259 167V168H258ZM46 168V169H45ZM54 170H53V169ZM223 168V169H222ZM37 169V168H36ZM35 169V170H36ZM44 169H45V171H44ZM50 169H51V171H50ZM57 169H59L58 171H57ZM62 170V173H61V170ZM64 169V170H63ZM106 169H112V170H110V171H106L105 170V172H104V170ZM118 169V170H117ZM120 169V170H119ZM129 169H131L130 171L131 172H133V176H131L130 174H127V170H129ZM223 171H222V170ZM230 169V170H229ZM38 170H41V168L40 167H38ZM48 170V171H47ZM65 170H66V172H65ZM74 170V169H73ZM124 170L126 171V175H125V173H122V171L124 172ZM139 170V171H138ZM144 172H143V171ZM210 170V171H209ZM216 170H217V168H216ZM220 170V171H219ZM224 170L226 171V172H224ZM228 170H229V174H230V176H228ZM232 170V171H231ZM237 170L241 173H239V172H237ZM242 170V171H241ZM244 170H246L245 172H246V174H245V176H246V179H245V176H244V174L243 173H245V172H243ZM248 170H251V171H248ZM57 171V172H56ZM64 171V172H63ZM70 171H72L71 169H70ZM97 171V172H96ZM112 171L114 172V174H116V175H118V176H114V174H111L112 173ZM129 171V172H130ZM134 171H135V173H134ZM230 171H231V173L233 172V171H235V172H233L232 174L230 173ZM45 172H46V174H45ZM47 172H48V174H47ZM51 172V173H50ZM54 172V174H52ZM56 172V173H55ZM59 172V173H58ZM69 172V171H68ZM110 174H109V173ZM117 172H119V174L117 173ZM121 172V173H120ZM128 172V173H129ZM210 172H211V175L213 174V176H209V174H210ZM223 172V173H222ZM255 172V173H254ZM263 172V173H262ZM57 173H58V175L60 174V176H62V177H60L59 178V176L57 175ZM104 173H106V175H104ZM221 173V174H220ZM237 173V174H236ZM257 173V174H256ZM63 174V175H62ZM87 176H85V175ZM91 174V175H90ZM92 174H93V176H92ZM109 174V175H108ZM120 174H122V176L120 177L119 175ZM170 174V175H169ZM222 175V176H220V175ZM224 174V175H223ZM227 174V177L228 178H225L226 175ZM236 174V175H235ZM238 174H240V175H238ZM248 174H249V176H248ZM90 175V176H89ZM101 175H103V177L104 176H106V178H105V180H104V178L102 179V176ZM130 175L132 178V180H130V181H128V179H124L123 177L124 176H126L125 178H128V176ZM233 175H235V177L233 176ZM238 175V176H237ZM243 175V176H242ZM256 175V176H255ZM58 176V177H57ZM83 176H85L86 178H84ZM92 176V177H91ZM94 176H95V178H94ZM110 176H112V177H110ZM129 176V177H130ZM135 176V177H134ZM164 176V177H163ZM225 176V177H224ZM58 178V180H57V178ZM64 177H66V178H64ZM88 177H90L89 179L91 180L90 181V183L92 182V185L94 186H92L91 184V186L89 185V179H88ZM97 177V178H96ZM107 177H109V178H107ZM113 177H115L114 178V181L116 182V183H118V185L116 186V188H115V185L116 184H114V187H110V186H112V184H113ZM118 177V178H117ZM176 177V178H175ZM202 177H204V181L201 179ZM222 177V178H221ZM241 177H243V178H241ZM249 179H248V178ZM257 177V178H256ZM260 177H261V179H260ZM46 178V179H47ZM55 178H56V180H55ZM62 178V179H61ZM81 178V179H80ZM87 182V184L85 183L84 184V180ZM94 178V179H93ZM111 178V179H110ZM121 178H123V179H121ZM143 180H142V179ZM168 178H170V179H168ZM180 178V179H179ZM218 178V179H217ZM233 178H234V180H233ZM255 180H253V179ZM47 179V180H48ZM60 179V180H59ZM96 179L98 180V181H96ZM108 181H107V180ZM142 180L140 183H139V181L140 180ZM163 180V183H162V181H160V180ZM172 179H173V181H172ZM200 181H198V180ZM205 179L207 180L206 182H205ZM222 179H224V181L222 180ZM228 179V180H227ZM243 179H245V180H243ZM258 181H257V180ZM52 180L54 181L53 183H54V185H52L53 183H52ZM62 180V181H61ZM69 180V181H68ZM95 180V181H94ZM102 180H103V182L104 183H102ZM110 180V181H109ZM111 180H112V183H111ZM117 180H119V181H117ZM120 180H121V185H123L124 184V189H123V187L121 186V185H119V183H120ZM122 180L123 181H127L126 182V184H125V182H122ZM135 180V181H134ZM139 180V181H138ZM158 180V181H157ZM168 180V181H167ZM177 180H179V181H177ZM217 180V181H216ZM222 180V181H221ZM226 180V181H225ZM249 180V181H248ZM12 181V182H11ZM15 180L13 179V180H10V181H6V183L4 182V184L5 185H8L9 187L11 186V189L13 188V186L16 184H19L17 181H19L18 180V178H17V181L16 182H14ZM51 181V182H50ZM56 181H59V182H56ZM72 181H74V185H76V186H74L75 187V189L76 188H78V185L82 182L83 184H80V188H81V186H82V188L84 189H82L81 188V190H80V188H78V190L76 189H74V188H71L70 186H72L73 185V182ZM100 181V182H99ZM131 181H134V182H132V183H130ZM138 181V182H137ZM144 181V182H143ZM170 181V182H169ZM175 181V182H174ZM178 182V185L176 184L177 182ZM182 181V182H181ZM198 181V183H196L198 186H191V185H196L195 184V182H197ZM202 181V182H201ZM234 181H236L235 183H234ZM237 181H240V182H237ZM49 182H50V186L52 185V187H50V186H48V184H49ZM55 182H56V185H55ZM67 182V183H66ZM69 182H71V184H68ZM98 182V183H97ZM108 182V183H107ZM109 182H110V185H106V183L107 184H109ZM114 182V183H115ZM135 182H137V183H139L138 185H140V184H142L143 185V187L145 186V188H143V187H139L137 184H135ZM146 183L147 185H145V184H143V183ZM150 182V181H149ZM158 182H160L159 184L161 185H159L158 184ZM204 182V183H203ZM214 182H216V185H215V187L213 186L214 184H212L211 185V183H214ZM221 182V183H220ZM223 182V183H222ZM250 182V183H249ZM254 182V183H253ZM10 183V184H9ZM65 184V185H61V184ZM78 185H77V184ZM165 183V185L167 184L168 186L166 187L165 185H163ZM170 183V184H169ZM181 183V184H180ZM184 183V184H183ZM199 183H200V185H199ZM257 183V184H256ZM259 183V184H258ZM2 184H3V182H1L0 181V193L1 192H4V190H2L3 188L5 189V188H9V187H7V186H5L4 187V185L2 186ZM12 184V185H11ZM58 184V185H57ZM66 184H68V185H70V186H68V185H66ZM95 184H97V185H95ZM100 184V186H98ZM134 184L135 186H132V185ZM158 184V186H156ZM172 184V185H171ZM176 184V185H175ZM186 184L188 185V186H186ZM191 184V185H190ZM207 186H206V185ZM209 184V185H208ZM217 184H219V185H221V186H219V185H217ZM224 184V185H223ZM228 184V185H227ZM230 184V185H229ZM253 184H256V185H254V188H253ZM15 185V186H16ZM84 185V186H83ZM86 185L88 186V188L87 189H89L88 191L85 189L86 188ZM101 185H104V186H101ZM106 185V186H105ZM129 185H131L132 186V188L129 190L128 188L129 187H131V186H129ZM136 185H137V188L139 189V191L141 190V192H139L138 191V189L136 188ZM142 185H140V186H142ZM170 185V186H169ZM174 185V187H172ZM203 185H205L206 186V188H205V186L203 187ZM234 185V186H233ZM249 185V186H248ZM263 185V186H262ZM1 186H2V189H1ZM47 186V187H46ZM60 187V188H58V187ZM63 186V187H62ZM64 186H68V187H70L74 192H71L72 190L70 189V188H66V187H64ZM97 186V187H96ZM127 186H129V187H127ZM147 186V187H146ZM154 186H155V188L157 187V188H159V189H157V190H154L155 188H154ZM162 186H164V188L162 187ZM176 186V187H175ZM178 186V187H177ZM182 186H183V188H182ZM203 188H202V187ZM213 186V187H212ZM230 186H231V188H230ZM240 188H239V187ZM49 187L51 188L48 192H47V190L49 189ZM56 189H55V188ZM73 187V186H72ZM99 187H100V189H102V190H100L99 189ZM104 187H106V188H104ZM118 187V188H117ZM133 187L134 188H136L135 190H136V193L134 192L135 190L133 189ZM150 187V188H149ZM163 188V190H162V188ZM197 187H200V190H199V188H197ZM217 187V188H216ZM227 187V188H226ZM228 187H229V189H228ZM251 187V188H250ZM257 187V188H256ZM53 188H54V191H53ZM62 188H63V190H62ZM67 189V191H66V189ZM113 188V189H112ZM121 188V189H120ZM126 188H127V190H126ZM148 188V189H147ZM152 188H153V190H152ZM161 188V189H160ZM172 188V189H171ZM191 188V191L194 189L195 191H193L194 192V194L189 190ZM212 188V189H211ZM233 188L236 190H239L240 189V191H233ZM239 188V189H238ZM258 188H260V189H258ZM7 189H5V190H7ZM10 189V188H9ZM57 189H60V190H57ZM95 189V190H94ZM98 191H97V190ZM116 189V190H115ZM120 189V190H119ZM134 191H133V190ZM152 191H151V190ZM170 189V190H169ZM188 189V190H187ZM204 190V192H207V193H205V195H203L204 193H203V190ZM211 190V193L212 194H214V195H210V196H208V193L210 194V190ZM214 189H217V190H214ZM218 189H219V193H218ZM223 189L225 190L226 189V191L224 192L223 191ZM55 190H56V192L57 193H55ZM62 190V191H61ZM86 190V191H85ZM93 190V191H92ZM104 190V191H103ZM109 190V191H108ZM146 190V191H145ZM174 192H173V191ZM180 190H182V191H180ZM198 190V191H197ZM201 190H202V192H201ZM213 190H214V192H216V193H214L213 192ZM229 190V191H228ZM257 190V191H256ZM51 191H52V194H53V196L51 195ZM59 191H60V193H59ZM68 192V194H66L65 196L67 197V198H65V196H64V194L66 193V192ZM77 191V192H76ZM82 191V192H81ZM95 191V192H94ZM161 191V192H160ZM188 193H187V192ZM200 191V192H199ZM209 191V192H208ZM231 191H232V193H234V194H232L231 193ZM242 191V192H241ZM253 191V192H252ZM261 191V192H260ZM73 193L74 194V196H73V194H70V193ZM78 192H79V195H78ZM87 192V193H86ZM88 192H90V193H88ZM92 192H93V194H92ZM97 192H99L98 193V195L96 194ZM106 192V193H105ZM108 192V193H107ZM116 194H115V193ZM122 192V193H121ZM138 192V193H137ZM151 192V193H150ZM156 192V193H155ZM159 192V193H158ZM167 194H166V193ZM180 192V193H179ZM195 192H199V193H201V194H199L198 193V195H200L201 197H199ZM221 192V193H220ZM224 192V193H223ZM227 192H228V194H227ZM229 192H230V194H229ZM241 192V193H240ZM259 192V193H258ZM49 193V194H48ZM80 193L84 196V197H82V195L80 196ZM95 193V194H94ZM115 194V196H114V194ZM135 193V194H134ZM141 193H143V194H141ZM173 193V194H172ZM190 193V196L188 195ZM191 193H192V195H194L193 196V198H192V195H191ZM240 193V194H239ZM58 195V196H56V195ZM59 194H61V197H59L60 195ZM70 194V195H69ZM77 194V195H76ZM89 194H92V195H89ZM99 194H101L100 195V197H99ZM103 194V195H102ZM107 194V195H106ZM121 194V195H120ZM153 194H154V196H153ZM165 194V195H164ZM170 194V195H169ZM176 194V195H175ZM184 194H186V196H184ZM195 194H196V196H195ZM215 194H216V197H215ZM224 196H223V195ZM225 194H227V195H225ZM247 194V195H246ZM258 194H260L259 196H260V198H259V196H258ZM62 195L64 196V197H62ZM119 195V196H118ZM141 197H140V196ZM146 195V196H145ZM177 195H179L178 196V198H177ZM207 195V196H206ZM219 195H222V197L220 196V197H218ZM102 196V197H101ZM108 196V197H107ZM118 196V197H117ZM126 196V197H125ZM139 196V197H138ZM147 196L150 198H148V200H147ZM156 196V197H155ZM189 196V197H188ZM198 196V197H197ZM205 196H206V198H205ZM213 196V197H212ZM234 196H237V197H235L234 198ZM54 197V198H53ZM58 197V198H57ZM74 197V198H73ZM78 197H79V199H78ZM112 197V198H111ZM117 197V198H116ZM132 197V198H131ZM164 197V198H163ZM191 197V198H190ZM207 197H210V198H207ZM226 197V199L228 200V203H227V205L228 206H230V207H227L226 206V203L224 202V200H226V199H224L223 201H219L218 200V204H217V199H215V198H225ZM231 197L232 199H230L231 201H229V198ZM51 198V199H50ZM62 198V199H61ZM68 198H69V200H68ZM86 198V199H85ZM113 198H115L114 200H113ZM130 198V199H129ZM145 200H144V199ZM153 198L154 199H156L157 198V200H153ZM158 198H159V200H158ZM179 198H181V199H179ZM183 198H185V199H183ZM199 198H202V199H204V200H202V199H200L199 200ZM245 198H247L246 200H245ZM49 199H50V202L52 203L53 202V204H56V206H58V205H60V207L58 208L57 207V213H58V215H57V213L56 212H54L55 210V208H56V206L55 205H50V207L48 206L49 204H47V203H49L48 201H49ZM54 199L56 200V199H58V200H60V202H59V204L58 203H56V202H58V200H56V202L54 201ZM76 199H78V200H80V201H76ZM85 199V200H84ZM88 199V200H87ZM98 199V200H97ZM136 199V200H135ZM178 201H177V200ZM187 199V200H186ZM191 199V200H190ZM193 199V200H192ZM207 199H209V200H207ZM210 199L212 200L211 202H215V203H211L210 202ZM214 199V200H213ZM236 200V202H234V208L232 207L231 208V205L233 206V201H235ZM45 200H47V201H45ZM52 200V201H51ZM69 202H71V203H68V201ZM90 200V201H89ZM91 200H93V201H91ZM100 200V201H99ZM105 201V202H102V201ZM123 200V201H122ZM128 200V201H127ZM175 201V202H173V201ZM182 200V201H181ZM195 200V202H197V203H193V205L194 204H197V205H195L194 207H191L192 205H190L189 203H191L192 201H194ZM198 200H199V202L200 203H209V204H211V205H204V203H203V206L202 205H198ZM207 200V201H206ZM216 200V201H215ZM65 203H64V202ZM76 201V203H77V206L75 205V202ZM83 201V202H82ZM118 201V202H117ZM146 201H147V203H146ZM162 201V202H161ZM171 201V202H170ZM181 201V202H180ZM184 201V202H183ZM191 201V202H190ZM202 201V202H201ZM206 201V202H205ZM209 201V202H208ZM67 202V203H66ZM80 202H82V203H80ZM92 202V203H91ZM117 202V203H116ZM120 202V203H119ZM125 202H126V204H125ZM128 202V203H127ZM133 202V203H132ZM140 202V204H138ZM152 202L153 203H155L154 204V207H156V205H160V206H162V210L163 211H165V213H167L166 211H168L169 213H168V215L169 214H171L172 215V217L171 218H177L179 215H178V213L180 214V212H181V209H183L182 207H187V205L186 204H188V206L190 205V207L191 208H194V210H195V212H196V214H197V216H198V214L199 215H202V216H200V218L201 217H205L206 219L208 218V216L207 215H205L208 211H209V209H210V213H207L208 215H211V216H215V214L217 215L218 213H219V211L222 209V208H225L226 209V207L227 208H229V209H236L237 207H238V205H239V207L241 208L242 207V209L244 208L245 209V211L244 210H241L240 211V215H241V213L244 211V215H245V213H246V215H248V216H250V217H248V216H244V215H241V216H243V218L242 217H240V219H241V221L240 220H238V223H236V222H234V224L236 225V224H238V225H233V226H235V228H233V229H235V231H236V229L237 230H239V227L238 226H240V225H243L242 223H244V225L243 226H240V230H243V234H245V236L244 237H248V239L246 238V239H242V238H240V236L241 237H243L242 236V231H240L239 230V232L240 233H238V231H234L231 227H229L230 229H228L227 231H231V229L235 232L234 234V236H233V231H231L230 232V234H228L229 236H231V237H229V236H226L227 234H226V229L225 230H223L224 232V235L225 236H223V237H221L222 239V241H224V243H219L220 245H223L222 247L224 248V250H222L223 248H221V250H222V252L223 253H219L218 255H215L217 252H220L221 250H219L220 249V247L218 246V244H215L218 240L220 241V238H217L218 236H217V233L216 232H218L219 234L221 233V231L219 230L220 229V227H217V226H215L216 228H217V230H216V232H214V229H216L211 223H221L220 221H219V219L218 220H216V219H212V220H208V222H210V223H208V224H210V230H212L211 228H213L214 227V229L211 231L212 232V234H211V232H210V230H208V227H209V225L208 226H204L205 228H207V230L205 229V228H200V234H201V238H200V236H197L196 238H194L193 240L195 241H197L198 239H199V242L197 241V243L195 242V245H194V241L193 240H191V246L189 247V244H187L186 242L184 243L185 244V246H184V244H182V243H178L179 241L178 240H176V236H178L179 235V232H180V234H182L181 233V228L182 227H179V230H178V228H174V230H173V232H169L170 234H172L173 235V239H175V240H173V242H171L172 240H171V235L169 234V233H166V234H164V235H162L163 237H166V236H170L169 238H170V240H168V238L166 239V238H164V239H162V244H160V245H154L153 246V244H151V246H150V244L147 246V249H146V246L145 247H143V248H145L144 250H141V248H139V250L140 251H138V252H136V250H138V249H134V250H132V251H129L128 253H125V254H127V255H125L124 253H120V256H122L123 258L125 257L126 258V260H128V261H126V260H118V257L120 258V256H119V254H118V257H115V255L113 256L114 258H116V259H114L113 260V258L112 257H108V258H106V256H108L105 252H103L102 251V246H100V245H98V244H95L94 242H93V238H94V236L96 235V233L98 234V233H100L99 231H100V229H99V231H98V225H99V228H101L104 224H105V222L108 220V222H109V227L107 228L106 226V228L108 229H106L104 226H103V228H101V233H102V235H109V233H108V231L110 230V228L112 229V230H110L109 232H111L110 234H113V231H117L118 232V230H119V228H120V230L121 229H125V228H127L128 227V223H129V221L130 220H132L134 217L136 218V216L137 215H139L140 213L139 212H141L142 210V206H143V210L146 208H148L147 210H149V206H150V204H152ZM167 202V203H166ZM189 202V203H188ZM222 202V203H221ZM227 202V201H226ZM229 202H232V203H229ZM237 202H238V205H236L237 204ZM253 202V203H252ZM50 203V204H51ZM79 203H80V206H79ZM89 203V204H88ZM109 203V204H108ZM114 203V204H113ZM124 203V204H123ZM137 203V204H136ZM146 203V204H145ZM148 203H150V204H148ZM166 203V204H165ZM175 203H177V204H175ZM186 203V204H185ZM225 203V204H224ZM242 203V204H241ZM64 204H66V205H64ZM74 206H73V205ZM103 204V205H102ZM170 204V205H169ZM192 204V203H191ZM213 204V205H212ZM64 205V206H63ZM88 205H89V207H88ZM101 205V206H100ZM128 206V207H124V206ZM134 207H133V206ZM140 205V206H139ZM148 205V206H147ZM172 205V206H171ZM223 205V206H222ZM225 205V206H224ZM250 205V206H249ZM252 205H255V206H257L258 208H256L257 210H258V213L257 212H255V211H257L256 209H254V207L252 206ZM52 206H54V207H52ZM67 208H66V207ZM71 206H73L72 208H73V210L77 207V208H79V209H77V210H75V212L74 211H72V208L70 209V207ZM130 206H131V208H130ZM138 207V209L136 208V207ZM147 206V207H146ZM164 206V207H163ZM166 206V207H165ZM170 206H171V208H170ZM179 206V207H178ZM199 206V208L202 206V207H204V209L201 207V210H204V211H202L201 212V210L199 209V208H197V210L198 211H196V207H198ZM205 206H206V209H205ZM212 207V208H210V207ZM218 206H221V207H218ZM237 206V207H236ZM263 206V207H262ZM10 207V208H9ZM12 207V208H11ZM62 207V208H61ZM153 206H151V208H152ZM209 209H208V208ZM239 207L236 209V210H238L239 209ZM80 208H81V210H80ZM119 208H122V209H119ZM125 208V209H124ZM133 208H135L134 210L136 211V214H137V212H138V210H139V214H134V210H133ZM150 208V212H155L154 210H153V208L151 209ZM187 208H189V207H187ZM187 208H184L183 210H186ZM191 208H189V210H192ZM221 208V209H220ZM250 208H253L252 210H255L254 212H252V210L250 209ZM10 209L13 211V213H12V211H10ZM61 209V210H60ZM96 209V210H95ZM118 210L120 213H122V212H124L125 210H127V211H125L124 213H122V215H120V214H118L117 215V213H119V212H117V211H115V210ZM131 209V210H130ZM217 209H218V211H217ZM223 209L224 211H228V209ZM54 210V211H53ZM60 210V211H59ZM69 210H71L72 211V213L71 212H69ZM113 210V211H112ZM141 210V211H140ZM172 210V211H171ZM182 210V211H183ZM188 210V209H187ZM194 210H192V212H190L189 211V216H190V213H192V217H189V216H187V215H185L184 216V211L181 213V215H183V216H179L177 219H181L182 220V218H183V220H188V221H190V220H193L194 218H195V216H194V214H195V212L193 213V211ZM199 210H200V212H199ZM163 211H161V212H163ZM170 211H171V213H170ZM176 211H178L177 213H175ZM252 213H254V214H251L250 215V213L251 212ZM262 211V212H261ZM12 215H14L15 213V216H11L9 213ZM54 212V213H53ZM75 214H74V213ZM115 212V213H114ZM117 212V213H116ZM185 212H187L188 213V211H185ZM250 212V213H249ZM6 213V214H5ZM56 213V214H55ZM114 213V214H113ZM126 213V214H125ZM129 213V214H128ZM164 213V214H165ZM177 215H175V214ZM186 213V214H187ZM215 213V214H214ZM64 214V215H63ZM112 216H111V215ZM133 214H134V216H133ZM5 215H7V217H5ZM65 215H67V216H65ZM110 215V216H109ZM126 215V216H125ZM174 215V216H173ZM219 215V214H218ZM256 216V218L254 217V216ZM257 215H258V217H257ZM262 215V216H261ZM1 216H0V220H1ZM20 216V217H19ZM22 216V217H21ZM61 216H63V217H61ZM109 216V217H108ZM116 216H120V217H117V219H116ZM124 216L126 217V218H124ZM170 216V215H169ZM176 216V217H175ZM252 216V217H251ZM24 217H26V218H24ZM44 217V218H43ZM56 217V218H55ZM60 217V218H59ZM108 217V218H107ZM133 217V218H132ZM199 217V216H198ZM197 217V218H198ZM6 218V219H5ZM16 218V219H15ZM19 218V219H18ZM21 218V219H20ZM28 218V219H27ZM30 218V219H29ZM37 218L39 219L40 218V222L39 223H37L38 221H37ZM41 218H42V220H41ZM89 218V219H88ZM92 220H91V219ZM112 218V219H111ZM114 218V219H113ZM118 218H120L121 220H122V222L120 221V219H118ZM130 218H132V219H130ZM134 218V219H135ZM137 218H138V216H137ZM156 220H157V218L156 217H154ZM154 218L152 217V219L154 220ZM184 218H187V219H184ZM188 218H190V219H188ZM193 218V219H192ZM196 218V219H197ZM204 218V219H205ZM8 219H10V220H8ZM15 219V220H14ZM24 219V220H23ZM46 219H47V222H46ZM61 219H63V220H61ZM67 219V220H66ZM103 219H107V220H103ZM243 219V220H242ZM244 219H245V222H243L244 221ZM249 219H251V220H249ZM6 220V221H5ZM13 220V221H12ZM20 220V221H19ZM21 220H23V221H21ZM25 220H26V222H25ZM30 220H31V222H30ZM60 220V221H59ZM89 220V221H88ZM96 220V221H95ZM118 221L117 223H113V225H112V227H111V224H112V221H114V222H116V221ZM125 220V221H124ZM216 220V221H215ZM7 223V221H9L7 224L5 223V222ZM14 221H16V222H14ZM54 221V222H53ZM86 223H85V222ZM88 221V222H87ZM199 221H200V219H199ZM212 221V222H211ZM215 221V222H214ZM240 221V222H239ZM258 221V222H257ZM4 224H3V223ZM18 222V223H17ZM20 222H22V223H20ZM45 222V224H44V227H43V223ZM50 222H52L51 223V225H53V226H51V225H49V223ZM246 222H247V225H246ZM12 223V224H11ZM17 223V224H16ZM26 224V223H28L27 225H25V227L27 226L28 228H25V227H23V231H21V232H19V231H16V232H14V230H12L11 229V226L10 225H19L20 226V224ZM33 223H35V224H37V225H35V224H33ZM88 223H90V225L88 224ZM95 225H94V224ZM104 223V224H103ZM111 223V224H110ZM121 223V225L123 226H119V224ZM3 224V225H2ZM6 224V225H5ZM8 224H9V226H8ZM23 224V225H24ZM32 225L31 227H32V229H31V227H29V225ZM40 224V225H39ZM47 224L49 225V226H47ZM85 224V225H84ZM88 226H87V225ZM92 224H93V227H92ZM100 224L102 225V226H100ZM14 225V226H15ZM38 225H39V227H38ZM45 225L47 226V227H45ZM105 225H107V224H105ZM117 225V226H116ZM214 225H217V224H214ZM220 225V224H219ZM218 225V226H219ZM2 226H3V228L4 227H6V226H8L12 231H10L9 230V228L7 229V227L6 228H4V229H7V230H9V232L8 231H5L3 228H2ZM35 226V227H34ZM85 226V227H84ZM87 226V227H86ZM90 226V227H89ZM95 226V227H94ZM108 226V225H107ZM125 226H127V227H125ZM232 226V227H233ZM35 228V230L34 231H32L34 228ZM89 227V228H88ZM116 227V228H115ZM30 228V229H29ZM50 228V229H49ZM55 228H56V230H55ZM75 228H77V230L75 229ZM82 228H83V230H82ZM87 228V229H86ZM94 228H97V229H94ZM105 228V231L103 232V229ZM219 228V229H218ZM36 229H38V230H36ZM73 229L76 231H73ZM84 229H86V230H84ZM93 229V230H92ZM175 229H176V232H177V234H175L176 232H174L175 231ZM246 229V230H245ZM3 230V231H2ZM55 230V231H54ZM79 230V231H78ZM80 230H82V234H81V232H80ZM88 230V231H87ZM31 231V232H30ZM36 231V232H35ZM41 231V232H40ZM51 231V232H50ZM72 231V232H71ZM115 231V232H116ZM206 231V233H207V231H209L210 232V235H207V234H209V233H204ZM8 232V233H7ZM12 232H14V233H12ZM19 232V233H18ZM39 232V233H38ZM57 234H56V233ZM77 232H79V233H77ZM7 233V234H6ZM18 233V234H17ZM43 233V234H42ZM54 233V234H53ZM72 233H74V234H72ZM92 233V234H91ZM104 233V234H103ZM106 233H108V234H106ZM216 234V236H215V234ZM237 233V234H236ZM35 234V235H34ZM72 234V236H70ZM116 234V233H115ZM169 234V235H168ZM203 234H206V235H203ZM222 234V233H221ZM46 235H48L47 237H46ZM51 235V236H50ZM58 235V240H57V236ZM70 236L69 238L68 237H66V236ZM74 235V236H73ZM98 235H101V234H98ZM166 235V236H165ZM176 235V236H175ZM253 237H252V236ZM10 236V237H9ZM20 236H21V238H20ZM39 236V237H38ZM61 236V237H60ZM63 236V237H62ZM67 238L66 240H65V237ZM78 236V237H77ZM202 236H203V238H202ZM208 237V239H207V237ZM211 236H214V241L212 240V239H210L211 238ZM256 236H257V238H256ZM30 237V238H29ZM32 237V238H31ZM38 237V238H37ZM51 237V238H50ZM88 237H90V238H88ZM210 237V238H209ZM224 237L226 238V237H228V238H226V239H224ZM252 239H251V238ZM10 238V239H9ZM55 238H56V240H55ZM204 238H205V240H204ZM217 238V239H216ZM258 238H260V240L258 239ZM13 241H12V240ZM31 239V240H30ZM49 241H47V240ZM64 239V240H63ZM82 239V240H81ZM89 241H88V240ZM91 239H92V242H91ZM224 239V240H223ZM249 239H250V241H249ZM22 240V241H21ZM59 240H60V242H59ZM80 240V242H78ZM163 240L166 242H163ZM167 240L168 241H170V243H167ZM200 240H202V242L204 243L205 241H206V243H208V242H214V243H212V244H210L209 246H211V247H209L208 248V244H205V245H201V244H203ZM204 240V241H203ZM249 241L248 242V244L245 246L244 245V242H246V241ZM2 241V242H1ZM18 241V242H17ZM21 241V243H19ZM46 241V242H45ZM56 241H57V243H56ZM63 241H64V243H63ZM193 241V242H192ZM208 241V242H207ZM216 241V242H215ZM221 241V242H222ZM244 241V242H243ZM260 241V242H259ZM59 242V243H58ZM62 242V244H60ZM89 242H90V244H89ZM17 243V244H16ZM49 243H50V245H49ZM80 243V244H79ZM88 243V244H87ZM175 243H178L179 245H180V247H181V245H182V247L180 248L177 244H175ZM201 243V244H200ZM242 243H243V246H242ZM46 244H48L49 246H50V248H49V246L48 245H46ZM54 244H56V245H54ZM78 244V245H77ZM168 244V245H167ZM171 244H174L175 246H173V245H171ZM194 246H193V245ZM197 244H198V246H197ZM227 244V247L225 246ZM255 244V243H254ZM263 244V245H262ZM54 245V246H53ZM62 245V246H61ZM79 245H81V246H79ZM84 245V246H83ZM164 247L165 245H167V246H165V248H163L162 246ZM169 245H171V246H169ZM200 245H201V249H203L202 251H199V250H201L200 249ZM56 246V247H55ZM79 246V247H78ZM84 248H83V247ZM90 246V247H89ZM161 246V247H160ZM173 246V248L174 249H176L175 247H177L178 246V248L180 249H176V250H171V247ZM187 246H188V248L190 249V251L192 250V251H194V249H195V251L197 250V248H199L198 250H197V252H196V254L197 255H194L195 254V252H193L191 255L192 256H195V257H192V256H190V258H192L191 260L193 261H191L188 257L189 256H187V255H190L189 253H191L190 251H188V249H187ZM203 246V247H202ZM206 246H207V248H206ZM212 246L213 247H215L216 246V249L214 248V249H212ZM241 246H242V248H241ZM263 246V247H262ZM43 247V248H42ZM45 247V248H44ZM58 247L60 248V249H58ZM70 247V248H69ZM73 247V248H72ZM92 247H95L94 248V250H91V249H93ZM151 247V248H150ZM152 247H154V248H152ZM157 247H160V248H162V249H164V251L162 250V249H160V248H157ZM168 247H170V250H171V253H172V251H174L172 254H171V257H170V254L168 255L167 253H169L167 250H169V248ZM193 247V248H192ZM197 247V248H196ZM204 247L206 248V249H208V251L206 250V249H204ZM262 247V248H261ZM66 248V249H65ZM80 248L81 249H85V248H87V249H85L84 251L85 252H87L88 250H91V253H93V254H91V253H89L90 251H88L87 253H84V251H83V253L86 255V257L85 258H82L81 257V259L79 258L80 256H79V254L81 253V254H83L82 253V251L80 250ZM89 248V249H88ZM91 248V249H90ZM98 248V250H101V251H96L95 249H97ZM102 248V249H101ZM142 248V249H143ZM155 248H156V250H155ZM219 248V249H218ZM226 248V249H225ZM43 249V250H42ZM52 249V250H51ZM68 249V250H67ZM72 249V250H71ZM150 249V250H149ZM182 249V250H181ZM211 249L212 250H214V251H211ZM260 249H261V251H260ZM48 253V255L49 254H51V256H48L47 255V253H44L45 251ZM51 250V251H50ZM58 250V251H57ZM73 251V252H71V251ZM81 251L80 253H79V251ZM146 250V251H145ZM167 252H166V251ZM185 250H187V251H185ZM61 251V252H60ZM78 251V252H77ZM93 251V252H92ZM134 251V252H133ZM141 251H142V253H141ZM144 251V252H143ZM148 251V252H147ZM199 251V252H198ZM205 251L208 253V257L206 256V254H205ZM260 251V252H259ZM56 252V253H55ZM99 252H101V253H99ZM135 252H136V254H137V256H136V254H135ZM145 252H147V254L145 253ZM179 252V253H178ZM201 252V253H200ZM212 252V253H211ZM213 252H214V254H213ZM243 252V253H244ZM42 253V254H41ZM62 253H64V254H62ZM70 253V254H69ZM99 254V256L101 257V258H99V257H97V255ZM144 253H145V255L147 256L146 258H144L145 257V255H144ZM182 253V254H181ZM198 253H200V255H202V257L198 254ZM232 255H231V254ZM234 253V254H233ZM259 253V254H258ZM40 254H41V256H40ZM46 256H48V257H51V259L49 258L48 259V257L46 258V257H44L45 255ZM57 256H55V255ZM61 254V255H60ZM80 254V255H81ZM83 254V255H84ZM88 254V255H87ZM91 254V255H90ZM94 254H95V257H93L94 256ZM100 254H102V255H100ZM122 254V255H121ZM138 254H140V255H138ZM142 254H143V257H142ZM215 255L214 257H215V260H214V257L213 256H211V255ZM224 254V255H223ZM230 254V255H229ZM240 254V255H241ZM44 255V256H43ZM60 255V256H59ZM66 255V256H65ZM84 255V256H85ZM90 255V256H89ZM105 255V256H104ZM134 255V257H132L131 258V256H133ZM166 255H168V256H166ZM185 255H186V257L188 258V259H186V257H185ZM198 255H199V257H198ZM6 256H8V257H6ZM82 256V255H81ZM93 257L92 259L90 258V257ZM103 256V257H102ZM117 256V255H116ZM130 256V257H129ZM167 258H166V257ZM205 256L207 257V259L205 258ZM211 256V257H210ZM217 256V257H216ZM222 256V257H221ZM261 256H263V257H261ZM41 257V258H40ZM89 257V258H88ZM105 257V258H104ZM141 259H140V258ZM182 257V258H181ZM183 257H184V259H183ZM197 257L198 258H201L200 259V261H199V263L197 262L198 261V259H197ZM221 257V258H220ZM44 258L47 260H45V262H44ZM55 258V259H54ZM57 258V259H56ZM77 258L78 259H80V260H77ZM134 258V259H133ZM138 258H139V260H138ZM177 258H181L180 260L179 259H177ZM193 258L195 259V261L193 260ZM217 258V259H216ZM229 258V259H228ZM263 258V259H262ZM4 259V260H3ZM37 259H38V261H37ZM98 259V260H97ZM106 260V262H104L105 260ZM108 259V260H107ZM133 261H132V260ZM135 259H136V261H135ZM183 259V260H182ZM260 259H257V261L259 262V263H261V264H264L263 262L264 261H259ZM62 260L65 262V263H62ZM163 260H165L164 261V263H163ZM166 260H168V262H166ZM190 260V261H189ZM43 261V262H42ZM96 261V262H95ZM110 263H109V262ZM118 261H119V263H118ZM205 263H204V262ZM225 261V262H226ZM13 262V263H12ZM55 262V263H54ZM117 262V263H116ZM126 262V263H125ZM131 262H134V263H131ZM181 262V263H182ZM210 262V263H211ZM221 262H223V263H221ZM39 263V262H38ZM71 262L69 261L68 262V264H70ZM71 263V264H72ZM79 263H77V264H79ZM82 263H80V264H82ZM113 263H111V264H113ZM176 263V264H177ZM186 263V264H187ZM143 264V263H142ZM182 264H185V263H182Z\"/></svg>","mask_w":264,"mask_h":264},{"label":"bare ground","instance_id":"obj_2","mask_svg":"<svg viewBox=\"0 0 264 264\" xmlns=\"http://www.w3.org/2000/svg\"><path fill=\"white\" fill-rule=\"evenodd\" d=\"M11 1V0H10ZM31 0H15V1H11V2H14V5H15V7H23V6H25V5H27L28 4V2H30ZM49 1V0H48ZM58 1V0H57ZM61 2H62V0H60ZM70 1V0H69ZM131 1V0H130ZM133 1V0H132ZM139 1V0H138ZM141 1H143V2H145L146 3V1H148V0H140V2ZM154 1V0H153ZM157 1V0H156ZM160 1V0H159ZM173 1V0H172ZM188 2H190L191 4H190V6L191 5H193L194 3V5H196V3H197V5L199 4V3H201L202 1L201 0H187ZM219 1H221V0H219ZM218 1V2H219ZM232 1V0H231ZM257 1H259V0H257ZM256 1V2H257ZM263 1V0H262ZM8 2V1H7ZM54 2V1H53ZM96 1L95 0H74V4H80V3H93V5L95 6V3ZM103 2V1H102ZM104 2L105 3H115L116 2V0H104ZM121 2V1H120ZM123 2V1H122ZM121 2V3H122ZM124 2H126V1H124ZM123 2V3H124ZM149 2H151V1H149ZM149 2L147 3V5L149 4ZM164 2V1H163ZM178 2H180V1H178ZM208 2H210V1H208ZM225 2H227V1H225ZM224 2V3H225ZM239 2V1H238ZM242 2H244V0L242 1ZM241 1H240V4L242 3ZM6 3V2H5ZM46 3V2H45ZM72 3V2H71ZM119 3V2H118ZM136 3H138V2H136ZM144 3V4H145ZM152 3V2H151ZM150 3V4H151ZM165 3V2H164ZM171 3V2H170ZM169 3V4H170ZM176 3V2H175ZM206 2H204V4H205ZM211 3H213V2H211ZM245 3V2H244ZM262 3V2H261ZM11 4H13V3H11ZM34 4V3H33ZM50 4V3H49ZM57 4H60V3H57ZM97 4V3H96ZM110 4V5H111ZM140 5H141V3H139ZM166 4V3H165ZM164 4V5H165ZM168 4V5H169ZM176 4H178V3H176ZM181 4V3H180ZM231 4H234L233 2H231ZM239 4V5H240ZM252 4V3H251ZM255 4V3H254ZM258 4V3H257ZM263 4H264V1H263ZM262 4V5H263ZM48 5V4H47ZM62 5V4H61ZM64 5V4H63ZM65 5H67V4H65ZM70 5V4H69ZM87 5V4H86ZM92 5V4H91ZM100 5V4H99ZM128 5H130V4H128ZM133 5V4H132ZM140 5H139V7H140ZM179 5V4H178ZM203 5V4H202ZM206 5V4H205ZM208 5V4H207ZM212 5V4H211ZM210 5V6H211ZM214 5V4H213ZM235 5V4H234ZM243 5V4H242ZM245 5V4H244ZM250 5V4H249ZM12 6V5H11ZM11 6L10 5H8V6H6V7H4L3 8V10H1L0 9V24H2V22L6 19V17L8 16V15H12V13L10 14L9 12H12V10L13 9H11ZM43 6H45V5H43ZM50 6V5H49ZM54 6V5H53ZM79 6V5H78ZM84 6V5H83ZM106 6V5H105ZM109 6V5H108ZM107 6V7H108ZM113 6V5H112ZM126 6V5H125ZM135 6V5H134ZM144 6H146V5H144ZM149 6V5H148ZM156 6V5H155ZM161 6H163V5H161ZM170 6V5H169ZM175 6V5H174ZM173 6V7H174ZM189 6V5H188ZM209 6V5H208ZM219 6V5H218ZM226 6H227V4H226ZM28 7V6H27ZM52 7V6H51ZM59 7V6H58ZM138 7V6H137ZM136 7V8H137ZM141 7L143 8V6L141 5ZM150 7V6H149ZM152 7V6H151ZM154 7V6H153ZM158 7V6H157ZM194 7V6H193ZM199 7H200V5H199ZM239 7H242V6H239ZM24 8V7H23ZM22 8V9H23ZM38 8V7H37ZM40 8V7H39ZM46 8V7H45ZM62 8V7H61ZM60 8V9H61ZM69 8V7H68ZM89 8V7H88ZM92 8V7H91ZM94 8V7H93ZM135 8V7H134ZM141 8V9H142ZM159 8V7H158ZM168 8V7H167ZM171 8V7H170ZM176 8V7H175ZM185 8V7H184ZM198 8V7H197ZM196 8V9H197ZM225 8H227V7H225ZM233 8V7H232ZM236 8V7H235ZM74 9V8H73ZM118 9V8H117ZM141 9H139L140 11H141ZM146 9V8H145ZM165 9V8H164ZM163 9V10H164ZM178 9V8H177ZM187 9V8H186ZM189 9V8H188ZM191 9H192V7H191ZM210 9V8H209ZM215 9V8H214ZM220 9V8H219ZM222 9H223V7H222ZM229 9V8H228ZM239 9V8H238ZM10 10V11H9ZM16 10H17V8H16ZM36 10V9H35ZM62 10V9H61ZM65 10V9H64ZM95 10V9H94ZM111 10V9H110ZM137 10V9H136ZM148 10H149V8H148ZM159 10V9H158ZM172 10V9H171ZM180 10H181V8H180ZM184 10V9H183ZM199 10V9H198ZM197 10V11H198ZM202 10V9H201ZM218 10V9H217ZM230 10V9H229ZM232 10V9H231ZM233 10H234V8H233ZM6 11H9L8 12V14L6 13ZM19 11V10H18ZM56 11H58V10H56ZM67 11V10H66ZM89 11V10H88ZM97 13H98V11L97 10H95ZM102 11H104V9L102 10ZM112 12H114V10H111ZM120 11V10H119ZM135 11V10H134ZM142 11H143V9H142ZM166 11V10H165ZM190 11V10H189ZM205 11H207L206 9H205ZM208 11H210V10H208ZM236 11V10H235ZM22 12V11H21ZM30 12V11H29ZM28 12V13H29ZM35 12V11H34ZM49 12V11H48ZM52 12V11H51ZM69 12H70V10H69ZM92 12V11H91ZM95 12V13H96ZM116 12V11H115ZM124 12V11H123ZM136 12V11H135ZM139 12V11H138ZM157 12V11H156ZM172 12V11H171ZM176 12V11H175ZM182 12V11H181ZM203 12V11H202ZM201 12V14H203ZM211 12V11H210ZM213 12V11H212ZM220 12V11H219ZM228 12V11H227ZM237 12V11H236ZM235 12V13H236ZM241 12V11H240ZM257 12V11H256ZM255 12V13H256ZM14 13V12H13ZM43 13H45V10H44V12ZM120 13V12H119ZM159 13V12H158ZM164 13V12H163ZM162 13V14H163ZM165 13H167V12H165ZM174 13V12H173ZM186 13V12H185ZM187 13H188V11H187ZM192 13V12H191ZM232 13H234L233 11H232ZM238 13V12H237ZM259 13H261V11L259 12ZM24 14V13H23ZM41 14H42V12L40 13V15H38L39 17L41 16ZM52 14V13H51ZM62 14V13H61ZM73 14V13H72ZM83 14V13H82ZM85 14V13H84ZM108 14H109V12H108ZM135 14H138V13H135ZM134 13L133 14H131V15H134V16H136ZM140 14V13H139ZM139 14H138V16H139ZM142 14V13H141ZM146 14V13H145ZM153 14V13H152ZM169 13H167V15H168ZM197 14H198V12H197ZM208 14V13H207ZM217 14H219L218 12H217ZM241 14V13H240ZM248 14V13H247ZM17 15V14H16ZM29 15V14H28ZM48 15V14H47ZM58 15V14H57ZM63 15V14H62ZM95 15H97V14H95ZM106 15V14H105ZM116 16H117V14H115ZM128 15V14H127ZM178 15V14H177ZM176 15V16H177ZM199 15H200V13H199ZM198 15V16H199ZM204 15V14H203ZM212 15V14H211ZM214 15H216V12H215V14ZM227 15V14H226ZM229 15V14H228ZM234 15V14H233ZM236 15V14H235ZM243 15H245V14H243ZM257 15H259L258 13L256 14V16ZM22 15H20V17H21ZM25 16H26V14H25ZM30 16H32L33 17V15H30ZM37 16V17H38ZM45 16H46V14H45ZM88 16V15H87ZM89 16H90V14H89ZM109 16V15H108ZM137 16V17H138ZM142 17H143V15H141ZM145 16V15H144ZM150 16V15H149ZM174 16V15H173ZM172 16V17H173ZM208 16H209V14H208ZM208 16H206V17H208ZM218 16V15H217ZM231 16V15H230ZM247 16V15H246ZM246 16H244V18L246 17ZM42 17V16H41ZM44 17V16H43ZM82 17V16H81ZM98 17V16H97ZM100 17V16H99ZM101 17H103V16H101ZM107 17V16H106ZM110 17V16H109ZM120 17V16H119ZM130 17V16H129ZM133 17V16H132ZM155 17V16H154ZM159 17V16H158ZM162 17V16H161ZM167 17V16H166ZM169 17H171V16H169ZM204 17H205V15H204ZM212 17H214V16H212ZM12 18V17H11ZM15 18V17H14ZM19 18V17H18ZM27 18V17H26ZM44 18H46V17H44ZM64 18H65V16H64ZM88 18V17H87ZM122 18V17H121ZM145 18H146V16H145ZM215 18V17H214ZM217 19L219 18V17H216ZM221 18V17H220ZM219 18V19H220ZM223 18V17H222ZM225 18V17H224ZM232 18V17H231ZM233 18H235V17H233ZM237 18V17H236ZM29 19V18H28ZM34 19V18H33ZM52 19H54V18H52ZM76 19V18H75ZM89 19H91V18H89ZM108 19V18H107ZM137 19V18H136ZM150 19V18H149ZM173 19V18H172ZM197 18H195L194 20H196ZM209 19V18H208ZM216 19V20H217ZM230 19V18H229ZM229 19H228V21H229ZM238 19H239V17H238ZM238 19H237V21H238ZM70 20V19H69ZM113 20H114V18H113ZM112 20V21H113ZM129 20V19H128ZM128 20H126V21H128ZM132 19H130V22L129 23H131L132 21H134V18H133V20L131 21ZM147 20H148V18H147ZM178 20V19H177ZM193 20V21H194ZM234 19H232L231 21H233ZM30 21V20H29ZM48 21V20H47ZM55 21V20H54ZM82 21V20H81ZM80 21V22H81ZM86 21V20H85ZM88 21V20H87ZM93 21H94V19H93ZM104 21V20H103ZM136 21V20H135ZM138 21V20H137ZM136 21V23H138ZM213 21V20H212ZM223 21V20H222ZM224 21H227V20H224ZM227 21V22H228ZM236 21V22H237ZM242 20H240V22H241ZM245 21V20H244ZM67 22V21H66ZM71 22V21H70ZM77 22V21H76ZM83 22V21H82ZM81 22V23H82ZM90 22V21H89ZM98 22V21H97ZM114 22V21H113ZM144 22V21H143ZM152 22V21H151ZM195 22V21H194ZM198 22V21H197ZM216 22V21H215ZM217 22H218V20H217ZM227 22H225V24L227 23ZM19 23V22H18ZM22 23V22H21ZM24 23V22H23ZM33 23V22H32ZM51 23V22H50ZM69 23V22H68ZM101 23V22H100ZM103 23V22H102ZM106 23H107V21H106ZM109 23V22H108ZM135 22H133V24H134ZM141 23V22H140ZM172 23V22H171ZM174 23H175V21H174ZM196 23V22H195ZM201 22H199V24H200ZM203 24L205 23V22H202ZM210 23V22H209ZM221 23V22H220ZM232 24V22H229V24ZM237 23H239V22H237ZM244 23V22H243ZM245 23H247V22H245ZM244 23V24H245ZM13 24H14V22H13ZM29 24V23H28ZM66 24V23H65ZM98 24H99V22H98ZM110 24H111V22H110ZM123 24V23H122ZM132 24V23H131ZM143 24V23H142ZM187 24H188V22H187ZM193 24V23H192ZM207 24V23H206ZM222 24L224 25V23L222 22ZM236 24V23H235ZM242 24V23H241ZM10 25V24H9ZM21 25V24H20ZM26 25V24H25ZM43 25V24H42ZM70 25V24H69ZM75 25V24H74ZM95 25H97V24H95ZM105 25H107V24H105ZM109 25V24H108ZM145 25H146V23H145ZM144 25V26H145ZM148 25V24H147ZM152 25V24H151ZM155 24H153V26H154ZM190 25H191V23H190ZM189 25V26H190ZM196 25V24H195ZM201 25V24H200ZM214 25V24H213ZM238 25V24H237ZM3 26V25H2ZM2 26H0L1 28H0V33H2V32H7L8 34H6L5 33V35L10 39V40H12V41H26V40H29V41H31V40H38V38H45V37H47V35H49L50 33H52L53 31L55 32V30L56 29H49V26L47 25V26H42L41 28L42 29H40V27H39V29H36V30H34V29H32L31 27V29L33 30V32H32V34H30V35H25L24 33H25V31H26V33H27V30L29 29V27L28 28H22L23 30H24V33H22V31L23 30H20L21 31V33L20 34H18V33H15L14 32V29L16 30L17 28H14L13 29V31H11V29L13 28H11L10 29V31L9 30H7L6 28L3 30L2 29ZM6 26V25H5ZM4 26V27H5ZM14 26V25H13ZM81 26V25H80ZM83 26V25H82ZM126 26H128V22H127V24H125L124 25V27H126ZM131 26V25H130ZM137 26V25H136ZM155 26H157V25H155ZM199 26V25H198ZM209 26V25H208ZM221 27V25H219L218 24V27ZM234 26V25H233ZM244 26V25H243ZM9 27V26H8ZM21 27V26H20ZM22 27H24V26H22ZM56 27H58V26H56ZM96 27V26H95ZM129 27V26H128ZM191 27H193V26H191ZM227 27V25L226 26H224V28H226ZM230 26H228L227 28H229ZM76 28V27H75ZM87 28H88V26H87ZM110 28H111V26H110ZM122 28H123V26H122ZM121 27H120V29H122ZM159 27H157V29H158ZM162 28V27H161ZM199 28V27H198ZM206 28H208V27H206ZM211 28H214V27H211ZM226 28V29H227ZM21 29V28H20ZM31 29H29L30 31H31ZM69 29V28H68ZM89 29V28H88ZM99 29V28H98ZM124 29V28H123ZM147 29V28H146ZM164 29V28H163ZM162 29V31H164ZM175 29V28H174ZM186 29V28H185ZM202 29V28H201ZM205 29V28H204ZM221 29L222 28H220V31H221ZM230 29H231V27H230ZM101 30V29H100ZM107 30V29H106ZM116 30V29H115ZM119 30V29H118ZM143 30V29H142ZM149 30V29H148ZM152 30V29H151ZM165 30H166V28H165ZM214 30H215V28H214ZM214 30H212L213 32H214ZM216 30H217V27H216ZM224 31H225V29H223ZM76 31V30H75ZM98 31V30H97ZM96 31V32H97ZM101 31H104V30H101ZM121 31V30H120ZM144 31V30H143ZM157 31V30H156ZM159 31V30H158ZM172 31H174V30H172ZM185 31V30H184ZM203 31V30H202ZM220 31L218 32V31H216V33L218 32L219 33V35H220ZM67 32V31H66ZM73 32V31H72ZM72 32H71V34H72ZM78 32V31H77ZM111 32H113L114 33V31H111ZM119 32V31H118ZM131 32V31H130ZM207 32V31H206ZM68 33H70L69 31H68ZM67 33V34H68ZM85 33V32H84ZM107 33V32H106ZM105 33V34H106ZM136 33V32H135ZM193 33V32H192ZM210 33H212V32H210ZM217 33V34H218ZM223 33V32H222ZM221 33V34H222ZM224 33H226V32H224ZM246 33V32H245ZM55 34V33H54ZM70 34V35H71ZM78 34H79V32H78ZM77 34V35H78ZM80 34H82V32L80 33ZM87 34H88V32H87ZM90 34V33H89ZM101 34V33H100ZM111 34V33H110ZM127 34V33H126ZM141 34V33H140ZM147 34V33H146ZM167 34H168V32H167ZM174 34H177V33H174ZM194 34V33H193ZM206 34H208V33H206ZM214 34V33H213ZM229 34V33H228ZM247 34H249V33H247ZM53 35V34H52ZM60 35V34H59ZM62 35V34H61ZM72 35H74L75 36V33H73ZM76 35V36H77ZM84 35V34H83ZM90 35H92V33L90 34ZM89 35V36H90ZM98 35V34H97ZM128 35V34H127ZM156 35V34H155ZM158 35V34H157ZM209 35V34H208ZM211 35V34H210ZM235 35V34H234ZM246 35V34H245ZM0 36H1V34H0ZM75 36V37H76ZM88 36V35H87ZM96 36V35H95ZM117 35H115V37H116ZM176 36V35H175ZM191 36V35H190ZM197 36V35H196ZM217 36V35H216ZM231 36V35H230ZM252 36V35H251ZM70 37V36H69ZM73 36H71V38H72ZM108 37H109V35H108ZM136 37V36H135ZM141 37V36H140ZM143 37H146V36H143ZM152 37H153V35H152ZM151 37V38H152ZM164 37V36H163ZM177 37V36H176ZM181 37V36H180ZM211 37H213V36H211ZM246 37V36H245ZM263 37V36H262ZM51 38V37H50ZM65 38V37H64ZM71 38H69L70 40H71ZM78 38H80V37H78ZM83 38V37H82ZM81 38V39H82ZM112 38V37H111ZM128 38V37H127ZM133 38V37H132ZM137 38V37H136ZM161 38V37H160ZM227 38V37H226ZM228 38H229V36H228ZM255 38V37H254ZM253 38V39H254ZM257 38V37H256ZM42 39V40H43ZM57 39V38H56ZM67 39V38H66ZM77 39V38H76ZM88 39H91V38H88ZM103 39V38H102ZM123 39V38H122ZM140 39V38H139ZM186 39H187V37H186ZM223 39V38H222ZM262 39V38H261ZM45 40V39H44ZM47 40V39H46ZM52 40V39H51ZM50 40V41H51ZM94 40V39H93ZM136 40V39H135ZM147 40V39H146ZM154 40V39H153ZM152 40V41H153ZM248 40V39H247ZM1 41V40H0ZM40 41V40H39ZM69 41V40H68ZM71 41H73V40H71ZM82 41V40H81ZM90 41V40H89ZM151 41V40H150ZM162 41H163V39H162ZM178 41V40H177ZM221 41V40H220ZM250 41H253V40H250ZM18 42V43H19ZM28 42V41H27ZM55 43H56V41H54ZM60 42V41H59ZM63 42V41H62ZM76 42H78L77 40H76ZM83 42V41H82ZM131 42V41H130ZM158 42H160V41H158ZM191 42H192V40H191ZM224 42V41H223ZM245 42V41H244ZM257 42V41H256ZM1 43V42H0ZM5 43V42H4ZM3 43V44H4ZM9 43V42H8ZM22 43V42H21ZM21 43H19V44H21ZM24 43V42H23ZM30 43V42H29ZM35 43V42H34ZM40 43V42H39ZM88 43V42H87ZM139 43V42H138ZM189 43V42H188ZM242 43V42H241ZM261 43V42H260ZM46 44V43H45ZM50 44V43H49ZM48 44V46H50ZM60 44V43H59ZM123 44V43H122ZM126 44V43H125ZM168 44V43H167ZM170 44V43H169ZM175 44V43H174ZM220 44V43H219ZM230 44V43H229ZM237 44V43H236ZM254 44V43H253ZM256 44V43H255ZM8 45V44H7ZM26 45V44H25ZM36 45V44H35ZM54 45V44H53ZM77 45V44H76ZM82 45V44H81ZM80 45V46H81ZM90 45V44H89ZM100 45V44H99ZM109 45V44H108ZM115 45V44H114ZM113 45V46H114ZM124 45V44H123ZM135 45V44H134ZM134 45H132V46H134ZM153 45V44H152ZM264 45V44H263ZM11 46V45H10ZM20 46V45H19ZM27 47H28V45H26ZM30 46V45H29ZM40 46V45H39ZM42 46H43V44H42ZM47 46V45H46ZM95 46V45H94ZM167 46V45H166ZM190 46V45H189ZM198 46V45H197ZM233 46V45H232ZM255 46V45H254ZM51 47H52V45H51ZM60 47V46H59ZM63 47V46H62ZM75 47V46H74ZM97 47V46H96ZM136 47V46H135ZM150 47V46H149ZM159 47H161V46H159ZM193 47H195V46H193ZM201 47H203L204 48V46H201ZM210 47V46H209ZM219 47V46H218ZM223 47V46H222ZM251 47V46H250ZM20 48V47H19ZM22 48V47H21ZM35 48V47H34ZM41 48H43V47H41ZM70 48V47H69ZM78 48H79V45H78V47H76V49L78 50ZM91 48V47H90ZM104 48V47H103ZM115 48H117V46H115ZM165 48V47H164ZM167 48V47H166ZM165 48V49H166ZM216 48L217 47H215V50H216ZM233 48V47H232ZM237 48V47H236ZM7 49H9V48H7ZM92 49V48H91ZM112 49V48H111ZM122 49V48H121ZM168 49H170V48H168ZM173 49V48H172ZM193 49V48H192ZM195 49V48H194ZM237 49H239V48H237ZM254 49V48H253ZM252 49V50H253ZM44 50V49H43ZM74 50V49H73ZM86 50V49H85ZM120 50V48L117 50L116 49V51H119ZM124 50V49H123ZM127 50H129V49H127ZM183 50V49H182ZM186 50V49H185ZM196 50V49H195ZM199 50V49H198ZM207 50V49H206ZM213 50V49H212ZM222 50V49H221ZM226 50V49H225ZM230 50V49H229ZM243 50V49H242ZM249 51H250V49H248ZM255 50V49H254ZM253 50V51H254ZM257 50V49H256ZM18 51V50H17ZM21 51V50H20ZM25 51H27V50H25ZM51 50H49V52H50ZM65 51H67V50H65ZM91 51V50H90ZM92 51H93V49H92ZM95 51V50H94ZM113 51V50H112ZM111 51V52H112ZM121 51V50H120ZM156 51V50H155ZM172 51V50H171ZM177 51H179V50H177ZM188 51V50H187ZM210 51H211V49H210ZM233 51V50H232ZM234 51H236V49L234 50ZM262 51V50H261ZM47 52V51H46ZM62 52V51H61ZM83 52V51H82ZM96 52V51H95ZM108 52V51H107ZM107 52L105 53V54H107ZM122 52V51H121ZM183 52V51H182ZM186 52V51H185ZM190 52V51H189ZM204 52V51H203ZM206 52V51H205ZM204 52V53H205ZM219 52V51H218ZM217 52V53H218ZM223 52H224V48H223ZM223 52H221L224 56H225V54L223 53ZM237 52V51H236ZM235 52V53H236ZM257 52V51H256ZM259 52V51H258ZM30 53H32V52H30ZM38 53V55H40L39 54V52H37ZM41 53V52H40ZM64 53V52H63ZM62 53V54H63ZM74 53V52H73ZM85 53V51L83 52V54ZM90 53V52H89ZM98 53H99V51H98ZM112 53H114V52H112ZM117 53H119V52H117ZM123 53V52H122ZM126 53V52H125ZM131 53V52H130ZM139 53V52H138ZM178 53V52H177ZM203 53V54H204ZM208 53V52H207ZM206 53V54H207ZM210 53V52H209ZM244 52H242V54H243ZM261 53V52H260ZM264 53V52H263ZM10 54V53H9ZM15 54V53H14ZM13 53H12V55H14ZM19 55H20V53H18ZM27 54H29V53H27ZM27 54H25V53H21V56L19 57V61L20 60H22V61H24L25 60V62H26V60H27ZM42 54H43V52H42ZM49 54H51V53H49ZM81 55H82V53H80ZM96 54V53H95ZM103 54H104V52H103ZM111 54V53H110ZM110 54H109V57H110ZM132 54V53H131ZM134 54L136 55L137 53H135L134 52ZM154 54V53H153ZM152 54V55H153ZM166 53H164V55H165ZM179 54H181V52H179ZM184 54V53H183ZM187 54V53H186ZM185 54V55H186ZM212 54V53H211ZM230 54V53H229ZM241 54V53H240ZM240 54H239V56H240ZM253 54V53H252ZM255 54V53H254ZM253 54V55H254ZM7 55V54H6ZM18 55V56H19ZM32 55H33V53H32ZM36 55V53H34V56ZM38 55H36V56H38ZM46 55V54H45ZM68 55V54H67ZM69 55H71V54H69ZM73 55H75V54H73ZM77 55H79V53L77 52ZM85 55V54H84ZM90 55V54H89ZM112 55V54H111ZM121 56L123 55V54H120ZM129 55V54H128ZM127 55V56H128ZM134 55V56H135ZM142 55V54H141ZM147 55H149V54H147ZM161 55V54H160ZM171 55H173V53L171 54ZM174 55H175V53H174ZM195 55V54H194ZM209 55V54H208ZM215 55H216V53H215ZM227 55V54H226ZM29 56H31V55H29ZM41 56H44V55H41ZM62 56V55H61ZM60 56V57H61ZM88 56V55H87ZM90 56H92V55H90ZM107 56V55H106ZM105 56V57H106ZM114 56V55H113ZM126 56V55H125ZM124 56V57H125ZM131 56V55H130ZM133 56V57H134ZM156 56V55H155ZM162 56V55H161ZM180 56V55H179ZM187 56H188V54H187ZM205 56H207V55H205ZM211 56V55H210ZM219 56V55H218ZM227 56H229V55H227ZM233 56V55H232ZM238 56V55H237ZM247 56V55H246ZM250 56V55H249ZM6 57H8V56H6ZM15 57V56H14ZM13 57V58H14ZM55 57V56H54ZM64 57V56H63ZM62 57V58H63ZM74 57V56H73ZM79 57H81V56H79ZM83 57V56H82ZM82 57H81V59H82ZM85 57V56H84ZM89 57V56H88ZM104 56H102V58H103ZM112 57V56H111ZM117 57V56H116ZM115 57V58H116ZM123 57V56H122ZM129 57V56H128ZM133 57H132V59H133ZM143 57V56H142ZM153 57V56H152ZM166 57V56H165ZM165 57H164V59H165ZM168 57H170V56H168ZM174 57V56H173ZM196 57V56H195ZM199 57V56H198ZM203 57V56H202ZM216 57V56H215ZM220 57H222L223 58V56H220ZM233 57H236L235 55L233 56ZM232 57V58H233ZM254 57V56H253ZM260 57V59L261 60H256L255 59V65L256 66H258L257 67V70H258V72L254 69V73H253V75L251 74V72H250V74H247L248 73V65L249 66H251L250 64H249V61H245L247 64L246 65H244L245 64V62L243 63V60L242 61H240V65H241V63L244 65H242V67H241V69H242V71H243V69H244V71H245V69H246V67H247V69H246V71H247V73H245V75H243V73H244V71H243V73H240L239 74V77H238V79L236 78L237 76H235V78H236V81H239L240 82V80H242V82H245L246 84H243V83H241L240 82V84H243V87H244V85H245V87H247V88H249V90H251V88L250 87H252L254 84H256L255 83V81H258V82H260V83H262V76H263V79H264V59L262 60V58H261V55L259 56ZM3 58H5V57H3ZM11 58V57H10ZM30 58V57H29ZM41 58V57H40ZM65 58V57H64ZM67 58V57H66ZM70 58V57H69ZM95 58V57H94ZM118 58V57H117ZM116 58V59H117ZM125 58H127V57H125ZM147 57H145V58H143L144 60L146 59ZM150 58V57H149ZM163 58V57H162ZM184 58V57H183ZM194 58V57H193ZM197 58V57H196ZM204 58V57H203ZM202 58V59H203ZM217 58V57H216ZM229 58V57H228ZM241 58V56L239 57V59ZM248 58V57H247ZM264 58V57H263ZM2 59V58H1ZM0 59V61H3V59L1 60ZM6 59V58H5ZM15 59H17V58H14V61H15ZM32 59V58H31ZM51 59V58H50ZM52 59H53V57H52ZM68 59V58H67ZM71 59H73V58H71ZM85 59H86V57H85ZM91 59V58H90ZM100 59V58H99ZM104 59V58H103ZM103 59H100V61L101 60H103ZM107 59V58H106ZM105 59V60H106ZM110 59H113L114 60V57L113 58H110ZM130 59V58H129ZM177 59H178V57H177ZM176 59V60H177ZM179 59H181V58H179ZM178 59V60H179ZM192 59V58H191ZM190 59V60H191ZM207 59V58H206ZM206 59H205V61H206ZM210 59V58H209ZM225 59V58H224ZM231 59V58H230ZM230 59H228V60H230ZM237 59V58H236ZM235 59V60H236ZM238 59V60H239ZM241 59H243V58H241ZM9 60V59H8ZM13 60V59H12ZM34 60V59H33ZM32 60V61H33ZM37 60V59H36ZM95 60H97L98 62H99V64H100V61L98 60V59H96L95 58ZM108 60H109V58H108ZM118 60V59H117ZM123 60V59H122ZM131 60V59H130ZM139 60H140V58H139ZM142 60V59H141ZM159 60V59H158ZM174 60V59H173ZM172 60V61H173ZM188 60V59H187ZM195 60V59H194ZM200 60V59H199ZM204 60V59H203ZM208 60V59H207ZM219 60V59H218ZM223 60V59H222ZM226 60V59H225ZM228 60H226V61H228ZM233 60V59H232ZM28 62H30V60H27ZM59 61V60H58ZM69 61V60H68ZM76 60L74 59V61H71V62H75ZM90 61V60H89ZM110 61V60H109ZM118 61H120V56H119V60ZM127 61V60H126ZM137 61V60H136ZM135 61V62H136ZM166 61H167V59H166ZM169 61V60H168ZM184 61V60H183ZM189 61V60H188ZM192 61H193V59H192ZM221 61V60H220ZM226 61H222V62H226ZM231 61V60H230ZM17 62V61H16ZM35 62V61H34ZM42 62H44V60L42 61ZM47 62V61H46ZM50 62V61H49ZM77 62V61H76ZM84 62V61H83ZM112 62V61H111ZM110 62V63H111ZM128 62V61H127ZM133 62V61H132ZM141 61H139V63H140ZM159 62V61H158ZM174 62V61H173ZM173 62H171L170 61V63L172 64ZM212 62V61H211ZM218 62V61H217ZM216 62V63H217ZM221 62V63H222ZM2 63V62H1ZM24 63V62H23ZM31 63V62H30ZM59 63V62H58ZM78 63H80V62H78ZM90 63H92V60H91V62ZM107 63H109L108 61H107ZM137 63V62H136ZM142 63V62H141ZM160 63V62H159ZM175 63V62H174ZM180 63V62H179ZM179 63L177 62V64L179 65ZM194 63H197V62H194ZM194 63H190V66H192L193 67V65H191V64H194ZM207 63H209V62H207ZM206 63V64H207ZM215 63V64H216ZM227 63V62H226ZM230 63H232V62H230ZM9 64V63H8ZM37 64V63H36ZM69 64V63H68ZM67 64V65H68ZM73 64V63H72ZM76 64V63H75ZM74 64V65H75ZM84 64H86V63H84ZM102 65H103V61H102V63H101ZM106 64V63H105ZM119 64V63H118ZM129 64H130V62L129 63H127V67H129ZM138 64V63H137ZM164 64V63H163ZM176 64V63H175ZM182 64V63H181ZM181 64H180V66H181ZM198 64V63H197ZM228 64H229V62H228ZM233 64V63H232ZM252 64H253V62H252ZM1 65V64H0ZM4 65V64H3ZM20 65H21V63H20ZM41 65V64H40ZM50 65H51V63H50ZM64 65V64H63ZM79 65V64H78ZM81 65V64H80ZM82 65H83V63H82ZM92 65V64H91ZM98 65V64H97ZM101 65V66H102ZM131 65V64H130ZM139 65V64H138ZM142 65V64H141ZM155 65H156V63H155ZM165 65H168V64H165ZM164 65V66H165ZM174 65V64H173ZM218 65V64H217ZM231 65V64H230ZM239 65V64H238ZM23 66V65H22ZM26 66V65H25ZM48 66V65H47ZM54 65H52L51 67H53ZM76 66V65H75ZM88 66V65H87ZM87 66H85V67H87ZM95 66V65H94ZM99 66V65H98ZM110 66V65H109ZM122 66V65H121ZM120 66V67H121ZM132 66V65H131ZM131 66H130V68H131ZM179 66V67H180ZM183 66V65H182ZM201 66H202V64H201ZM219 66V65H218ZM232 66V65H231ZM246 66V67H245ZM5 67H6V65H5ZM34 67V66H33ZM41 67H42V65H41ZM65 67V66H64ZM69 67V66H68ZM97 67V66H96ZM115 67V66H114ZM119 67V66H118ZM145 67V66H144ZM154 67V66H153ZM163 67V66H162ZM173 67V66H172ZM175 67V66H174ZM177 67V66H176ZM188 67V66H187ZM195 67H196V65H195ZM204 66H202V69H204L203 68ZM210 67V66H209ZM216 67V66H215ZM219 67H222V65H220ZM235 67V66H234ZM239 67V68H240ZM26 68H27V66H26ZM25 68V71L27 70ZM44 68V67H43ZM47 68H49V67H47ZM109 67H107V69H108ZM136 68V67H135ZM140 68V67H139ZM142 68V67H141ZM152 68V67H151ZM156 68V67H155ZM159 68H161V67H159ZM158 68V69H159ZM178 68V67H177ZM177 68L175 69L176 71L174 72V71H171V70H173L174 68H172L170 71H171V74L168 72V69H166L167 70V72L169 73V75H172L173 77H174V74H176V72H178L177 71ZM183 68V67H182ZM182 68L180 67V69L182 70ZM206 68V67H205ZM213 69H214V67H212ZM212 68H210V69H212ZM12 69V68H11ZM18 69V68H17ZM17 69H16V71H17ZM29 69V68H28ZM51 69V68H50ZM49 69V70H50ZM53 69V68H52ZM51 69V70H52ZM62 69V68H61ZM70 69V68H69ZM100 68H98V70H99ZM103 69V68H102ZM137 69V68H136ZM162 69V68H161ZM161 69H159V70H161ZM170 69V68H169ZM185 69V68H184ZM183 69V70H184ZM202 69H200L199 71H198V73H200V74H202V73H205L206 71L204 70V72H200ZM208 68H206V70H207ZM210 70L211 71V73L210 74H212V75H210V76H216L215 74H219L218 72H219V70L218 69H216L215 71H216V73H215V71L214 70ZM222 70H220V71H224V72H226L225 73V75L228 73V72H231L230 71V68H229V71L227 72V70L225 71V69H226V67H225V69H223V68H221ZM231 69H232V67H231ZM235 71H233V72H235V74L237 75V72L236 71H240L241 69H239V70H237V68L235 67ZM1 70H2V68H1ZM6 70V69H5ZM23 70V72H24V69H22ZM46 70V69H45ZM81 70V69H80ZM85 70V69H84ZM96 71H97V69H95ZM105 70V69H104ZM127 70V69H126ZM135 70V69H134ZM150 70L151 69H149V71H147V72H150ZM153 70H155V69H153ZM157 70V69H156ZM179 70V69H178ZM181 70H179V71H181ZM182 70V71H183ZM197 70V69H196ZM217 70H218V72H217ZM11 71V70H10ZM47 71H48V69H47ZM61 71V70H60ZM64 71V70H63ZM67 71V70H66ZM72 71V70H71ZM109 71H110V69H109ZM132 71V70H131ZM145 71V70H144ZM162 71V70H161ZM163 71H165L164 69H163ZM181 71V77H183L184 76V74L186 75V77L184 76V78L181 80V79H176V80H178V81H180L179 83H178V81H176V83L175 84H178V85H181V86H179L180 88H177L176 89V86L173 84V86H175V88L174 87H172V89L171 88H168L169 90H171V91H169L168 92V89H166L167 90V92H165V94L163 93V88L164 87H170V85H172V83L171 84H168V83H170L171 82V80H168V83H167V86H165L166 85V83H164L165 85H163V82H162V80H161V78H163V77H161L160 78V80H161V85H163L162 87H160L161 88V90H162V92L161 93H159L158 91H160V90H158L159 89V87H156L154 84H157L158 83V81L157 82H155V83H153V85H154V87H152L153 85H151L152 83H150L149 82V80L146 78V76H145V79L146 80H148V84L150 83V85H147V86H150L149 88L145 85L146 83H142V84H144L143 85V90H144V88L145 89H149V90H140L139 89V91H133L134 93H132L131 91L129 92H127L126 91V93H127V95H126V93H125V97H124V90L122 91V90H119L118 88L120 87V85L119 84H117L116 82V84L117 85H114V82H113V85L114 86H112L111 84V86H112V89L109 87V90L108 91H106V90H104V91H102V95H97V93L96 94H93V95H90L91 93V91L90 92H87V91H89L90 89L91 90H93L92 88H89V90L88 89H86L85 88V91L83 92V94L84 93H86V94H84L85 96H84V98L83 99H87L86 101H90L91 102V104H92V101L94 102L96 99L97 100H100L99 101V105L96 103V105H98V112H96L97 113V115L95 114V112H94V114H95V117L96 118H94V117H92L91 116V118L92 119H89V117L86 119V121L84 120V121H82V122H79V123H77L76 124V126L74 127V128H72L73 130L71 131V129H70V131L71 132H69V133H64L65 131L67 132L69 129L68 128H70V127H68V128H66L67 130H64L63 131V133L65 134V136H62L61 135V137L62 138H60L59 136V134H62V130H61V132L59 133V132H57L58 130H56V132L58 133V136L57 137H59V138H57L56 137V135H57V133L56 132H54V136H55V140H60V141H63V142H65V144L66 143H68L69 145H68V147H66L65 145V147L62 149V151H61V155L60 154H57V157H58V159L59 160H61V161H63L62 163L63 164H72L73 162H75V160L77 159L78 160V156H81V154L82 153H84V149L86 150L87 149V151H88V149H89V152H88V154H87V152H86V155H89V157H87L86 159H85V161L83 162V163H78L80 160H78V161H76L78 164H76V162H75V164H73L72 165V168H70V165H67V168H68V166H69V168L72 170V171H70V169L66 172V170H65V174H66V176L70 179V181H71V179L73 180L74 179V181H76L77 179H79V177L83 174L82 172H84L85 173V171H90V170H92V168L93 169H95V167L97 166L98 167V165H97V162L98 163H100L99 161L100 160H102L101 158H100V156L98 157V150L100 149V152H101V148H98V147H100L101 146V143L102 144H106L107 142H109L108 140H107V142L105 143H103V141H104V139H105V137H104V139L102 140V142L100 141L101 139L100 138H98L97 140L99 141H97V142H95L96 141V139H95V137L94 136H97L99 133L98 132H96V134L94 135V133H93V138H94V141H93V139H91L90 137L92 136V135H90L92 132H94L93 131V129H95V130H100V129H103L104 131V133H102V134H104V135H109L110 137H109V139L111 138V139H113V140H110V141H113V142H115V137L117 136V134H118V136H120L121 134L120 133H117L116 134V131H120V130H122V128L123 129H125L127 126L126 125H128L127 124V121L129 120V118L130 117H134V118H136L137 120H139V121H141V123L142 122H144V123H142V124H145V122L147 121H149V119L151 120V119H153L154 117H156V116H154L155 114H162V115H158V116H163L164 115V119L166 118L165 116L166 115H168V117H169V119L170 118H174V120L175 121H173L172 122V119H170L171 120V122H168V120L166 121L165 120V123H164V121L162 122V120H161V118H163V117H161L160 118V121H161V123H162V125H164V126H162V128L160 129V131H162V134H163V139H162V134H157V135H155V137H157L158 135H160V136H158L157 137V142H158V140H159V138L161 137V139H162V141H160L159 142V144L160 145H162V147L160 146H156L155 147V145L157 144V142H156V144H155V141L156 140H154L152 137L153 136H151V133H149L148 135H149V137L150 138H148L149 140H154L153 142H154V147L152 146H149L148 148H151L150 150H148L147 149V151L146 150H144V149H141V150H143V151H146V153L147 152H149V151H151L152 149H153V151L152 152H150V155H148V158H147V156H146V158L148 159H145V156H143L144 157V164H143V162H142V165H144V167H145V172L146 173H144L145 175H144V181H148L149 180V178L151 179V180H149L148 181V183L149 184H151V182L152 181H155V180H153V179H156L157 177H159V176H161L162 177V175L163 174H168V173H172L173 175H175V176H188V177H192V179L193 178H196L197 176H200V175H203V176H206V174H207V169H213V170H211L212 171V173H214L213 171H215V173L217 174V172L216 171H218V167H219V169L221 168L220 166H222L225 162H227L226 164H224L225 166H227V164H228V162H229V159L230 158H235V155L236 154H238V153H240L241 154V149L242 148H245L246 149V147H245V145H244V143H243V141H245V143H246V141L247 142H249L250 143V145H249V143L247 144V146H250V148L248 147L247 148V150L248 149H250L251 150V148L253 147V146H255L256 144L255 143H257V146H258V144H260L259 143V140H260V138L262 137L261 135V137H259V139H258V137H257V135L255 134L256 133V131H258L259 132V130H257L258 129V127L259 128H261V125H264V124H262L264 121H263V118H264V113H262V112H258V111H260V110H258L257 108V112L253 109V107H252V105L251 106H249L248 107V109H251L252 110V113L251 114H253V115H250V116H245V115H241L240 114V112L241 111H243L244 109H245V105L246 104H249L250 102L251 103H254L253 101H255L254 99H256V98H258V97H263L264 96V90H261V86L262 85H260L259 86V84L260 83H258L257 84V86H259V87H261L260 88V90L258 91L257 89H256V91H255V88H258V87H254V88H252V94H245V93H243V90L241 91L242 93H240V90L239 89H241L240 87L238 88V91H236V89H235V91H234V89H232L233 87H235V85L237 86V82H236V84H235V82H234V86L231 88V90L233 91V92H231V90L229 89L228 90V87L226 88L227 89V91H226V89H223V90H225V91H223V92H218L219 94H215L214 96H213V98L212 97H209L208 98V96L206 97V96H202L201 97V95H199L198 93V98L197 99H200L199 98V96L202 98L201 100H200V102H197L195 105L193 104V105H187V106H184V107H179V105H178V103L177 102H179V104H180V99L182 98V101H184V99L183 98H185L186 97V94H188V96H187V98H190V93H191V95L193 96V94H195V90H196V92L198 91V89L200 88H203V86L205 85L207 88V90H209L211 87V84L213 83L212 81H211V83H209V81L211 80V79H215V78H212V77H210V78H207V76H208V74H207V76H204V75H199L198 73H197V71H196V73L198 74V76H199V78L198 79H196V76H195V78L193 77L194 75H192V73L194 72H192L191 70H190V72H185L184 74H182L183 72ZM187 71V70H186ZM189 71V70H188ZM203 71V70H202ZM212 71H214V73L212 72ZM245 71V72H246ZM255 71H256V73L257 74H260V76L258 77V75H257V78L256 79H254L256 76V73H255ZM4 72V71H3ZM6 72H8V71H6ZM28 72H29V70H28ZM46 72V71H45ZM51 72H53V71H51ZM73 72V71H72ZM76 72V71H75ZM103 72V71H102ZM101 71H100V73H102ZM136 72H139V71H136ZM135 72V73H136ZM152 72V71H151ZM153 72H155V71H153ZM157 72V71H156ZM155 72V73H156ZM167 72H164L163 74H165V73H167ZM172 72H174V73H172ZM224 72H221V73H223L224 74ZM58 73V72H57ZM63 73V72H62ZM66 73V72H65ZM74 73V72H73ZM86 73V72H85ZM84 73V74H85ZM89 73V72H88ZM91 73H92V71H91ZM95 73V72H94ZM97 73V72H96ZM99 73V72H98ZM125 73V72H124ZM129 73V72H128ZM158 73V72H157ZM162 73V72H161ZM168 73H167V76H168ZM187 73V74H186ZM192 75V77H190V75ZM195 73V75H197ZM207 73H209V69H208V71H207ZM220 73V75H222ZM239 73V72H238ZM25 74V73H24ZM27 74V73H26ZM46 74V73H45ZM56 74V73H55ZM64 74V73H63ZM67 74H68V71H67ZM142 74H143V71H142ZM145 74V73H144ZM149 74V73H148ZM153 74V73H152ZM163 74H162V76H163ZM194 74V73H193ZM262 74V75H261ZM1 75V74H0ZM15 75H16V72H15ZM22 75V74H21ZM43 75V74H42ZM69 75V74H68ZM71 75V74H70ZM73 75V74H72ZM75 75V74H74ZM73 75V76H74ZM81 75H83L82 74V72H81ZM91 75V74H90ZM101 75V74H100ZM113 75V74H112ZM128 75V74H127ZM153 75H155V74H153ZM153 75H152V77H153ZM189 75V76H188ZM205 75H206V73H205ZM228 75H229V73H228ZM231 75H233V74H230L229 76H231ZM254 76V77H252L253 79H251L252 81H254V84H253V82L251 81L250 83L251 84H253L252 86H250L249 84L250 83H248L247 81H249V77L250 76ZM29 76V75H28ZM47 76V75H46ZM51 76V75H50ZM64 76V75H63ZM92 76H94V75H92ZM99 76V75H98ZM108 77H109V75H107ZM129 76V75H128ZM135 76H137V75H135ZM144 76V75H143ZM161 76V75H160ZM159 76V77H160ZM188 76V77H187ZM201 76V77H200ZM202 76H203V78H202ZM224 76V75H223ZM228 76V77H229ZM18 77V76H17ZM17 77H15V78H17ZM24 77V76H23ZM22 77V78H23ZM31 77V76H30ZM33 77V76H32ZM36 77V76H35ZM34 77V78H35ZM53 77V76H52ZM57 77V76H56ZM59 77V76H58ZM61 77H62V75H61ZM86 77H87V75H86ZM85 77V78H86ZM102 77V76H101ZM101 77H99V78H101ZM132 77H134V76H132ZM139 77V76H138ZM138 77H137V79H138ZM151 77V78H152ZM158 76H157V78H159ZM165 77V79H166V75L164 76ZM171 77V76H170ZM173 77H171L172 78V80L174 79ZM177 77H179V75L177 76ZM220 77V76H219ZM232 77V76H231ZM11 78V77H10ZM12 78H14L13 77V75H12ZM44 78V77H43ZM48 78V77H47ZM60 78V77H59ZM73 78H75V77H73ZM78 78V77H77ZM81 78H83V77H81ZM92 78V77H91ZM98 78V77H97ZM117 78V77H116ZM130 78V77H129ZM142 78V77H141ZM156 78V77H155ZM155 78H153V79H155ZM157 78H156V80H157ZM168 78H169V76H168ZM176 78V77H175ZM180 78V77H179ZM19 79V78H18ZM33 79V78H32ZM36 79V78H35ZM39 79V78H38ZM42 79V78H41ZM54 79V78H53ZM61 79V78H60ZM88 79V78H87ZM93 79V78H92ZM109 79V78H108ZM115 79V78H114ZM120 79V78H119ZM145 79H143V80H145ZM150 79V78H149ZM164 79V80H165ZM170 79V78H169ZM217 80H218V78H216ZM219 79H221V78H219ZM15 80V79H14ZM22 80V79H21ZM20 80V81H21ZM25 80V79H24ZM29 80V79H28ZM63 80V79H62ZM70 80V79H69ZM73 80V79H72ZM82 80V79H81ZM89 80V79H88ZM98 80V79H97ZM112 80V79H111ZM133 80V79H132ZM140 80V79H139ZM146 80H145V82H146ZM151 80V82L153 81L152 79H150ZM155 80V81H156ZM159 80V79H158ZM221 80H223V79H221ZM231 80V79H230ZM9 81H10V79H9ZM11 81H12V79H11ZM31 81V80H30ZM35 81V80H34ZM47 81V80H46ZM58 81V80H57ZM66 81H67V79H66ZM101 81H102V79H101ZM107 80H105V82H106ZM165 81H167V79L165 80ZM174 81V80H173ZM227 81V80H226ZM235 81V80H234ZM18 82V81H17ZM25 81H23L22 83H24ZM44 82H45V80H44ZM56 82V81H55ZM70 82V81H69ZM68 82V83H69ZM73 82V81H72ZM71 82V83H72ZM98 82V81H97ZM108 82V81H107ZM120 83H122L121 81H119ZM160 82V81H159ZM196 82H199V84H201V85H198V84H196ZM215 82L218 84L219 82H217L216 80L214 81V85L216 86L217 84H215ZM221 82V81H220ZM231 82V81H230ZM263 82H264V80H263ZM11 83V82H10ZM49 83V82H48ZM58 83H59V81H58ZM70 83V84H71ZM93 83V82H92ZM104 83V82H103ZM140 83H141V81H140ZM174 83V82H173ZM208 83H209V85H208ZM224 83V82H223ZM226 83V82H225ZM228 83V82H227ZM232 83V82H231ZM8 84V83H7ZM14 84H16V83H14ZM14 84H13V86H14ZM18 84V83H17ZM26 84H29V83H27V79H26ZM35 84V83H34ZM36 84H37V82H36ZM46 84H47V82H46ZM50 84V83H49ZM99 84V83H98ZM102 84V83H101ZM136 84V83H135ZM160 84V83H159ZM159 84H157V86L159 85ZM194 84H196L195 86H200L199 88H197V87H195L194 88ZM220 84H222V82L220 83ZM229 84V83H228ZM228 84H224L225 86H229ZM20 85V84H19ZM22 85V84H21ZM30 85V84H29ZM42 85V84H41ZM58 85V84H57ZM77 85V84H76ZM80 85V84H79ZM91 85V84H90ZM105 85H107L106 83H105ZM119 85V86H118ZM125 85V84H124ZM126 85H128V84H126ZM141 84H139V86H140ZM169 85V86H168ZM208 85V86H207ZM219 85V84H218ZM247 85V86H246ZM248 85L250 86V87H248ZM264 85V84H263ZM3 86H5V85H3ZM16 86V85H15ZM14 86V87H15ZM18 86V85H17ZM24 86V85H23ZM32 86V85H31ZM43 86V85H42ZM54 86V85H53ZM74 86V85H73ZM81 86V85H80ZM89 86V85H88ZM103 86V85H102ZM121 86H123V84L121 85ZM138 85H137V87H139ZM142 86V85H141ZM144 86H146V87H144ZM204 86V87H205ZM231 86H232V84H231ZM239 86V85H238ZM14 87H11V88H14ZM22 87V86H21ZM33 87H35V86H33ZM40 87V86H39ZM49 87V86H48ZM78 87V86H77ZM82 87V86H81ZM80 87V88H81ZM87 87V86H86ZM108 87V86H107ZM130 87V86H129ZM129 87H127V88H129ZM214 86H213V84H212V88H213ZM220 87V86H219ZM243 87H242V89H243ZM19 88V87H18ZM18 88H16V89H18ZM27 89H25V90H23L24 92L25 91H27V92H25V94L26 95H24V92H23V95L24 96H27V93L29 92V91H31L30 89H31V87L30 88H28V85H27V87H26ZM54 88V87H53ZM62 88V87H61ZM79 88V89H80ZM104 88H106V87H104ZM124 88H125V86H124ZM131 88H132V85H131ZM130 88V89H131ZM141 88V87H140ZM222 88H223V85H222ZM237 88V87H236ZM263 88H264V86H263ZM262 88V89H263ZM2 89V88H1ZM3 89H5V88H3ZM46 89V88H45ZM60 89V88H59ZM64 89V88H63ZM65 89H67V88H65ZM64 89V91L63 92H61V93H63L64 94V92H66V90ZM72 89V88H71ZM75 89V88H74ZM82 89V88H81ZM96 89V88H95ZM103 89V88H102ZM111 89V90H110ZM186 89H188L187 91H186ZM214 89H216L215 90V92L218 90L219 91V89L217 88V86H216V88L214 87ZM245 90H246V88H244ZM254 89V90H253ZM6 90L7 89H5V93H6ZM9 90H12V89H9ZM13 90H15V89H13ZM12 90V91H13ZM29 90V91H28ZM36 90V89H35ZM38 90V89H37ZM43 90V89H42ZM42 90H40L39 92H29L28 93V97H29V100L27 99V101H28V103H29V101L31 102V107H32V104H33V107L34 108H36L34 105H36V106H41V105H47V104H49L48 102H50V104H52L51 103V99H53L52 97L54 96V95H52V94H48L46 91H44V93H42L43 91ZM50 90V89H49ZM48 90V91H49ZM54 90V89H53ZM132 90V89H131ZM133 90H134V88H133ZM137 90V89H136ZM204 90V89H203ZM206 90V91H207ZM212 90V89H211ZM221 90V89H220ZM244 90V91H245ZM2 91L3 90H1V93H2ZM8 91V90H7ZM12 91H10L11 93H13ZM55 91V90H54ZM68 91H69V89H68ZM78 91V90H77ZM77 91H76V94L75 95H77L78 96V93H80V92H78L77 93ZM83 90H81V92H82ZM96 91H97V89H96ZM149 91H151V92H149ZM185 91V92H184ZM201 91V93H202V89L201 90H199V92ZM205 91V90H204ZM203 91V92H204ZM204 92V93H208V91L207 92ZM248 91V90H247ZM9 92V91H8ZM9 92V93H10ZM18 92V91H17ZM46 92V93H45ZM98 92H100V91H98ZM107 92V93H106ZM189 92V93H188ZM210 92V91H209ZM212 92H214V91H212ZM211 92V93H212ZM250 92V91H249ZM254 92H256V93H254ZM10 93V94H11ZM20 94H21V92H19ZM50 93V92H49ZM59 93V92H58ZM67 93V92H66ZM66 93L64 94V95H66ZM68 93H70V92H68ZM72 93V92H71ZM70 93V94H71ZM101 93V92H100ZM130 93V94H129ZM132 93V94H131ZM200 93V94H201ZM19 94V95H20ZM53 94H54V92H53ZM60 94V93H59ZM58 94V96L60 97V98H58V96L56 95V100H57V98L59 99V104H57V102H56V104L57 105H59V107H60V109L62 108V106L61 105H63V104H61L62 102H63V98H64V95H59ZM83 94H81V96L79 95L78 96V98H80V97H82V95ZM99 94V93H98ZM121 94H122V96H121ZM203 94V93H202ZM210 94V93H209ZM208 94V95H209ZM6 95V97H7V99H8V96L9 95H7V93L5 94ZM17 95V94H16ZM18 95V96H19ZM22 95V96H23ZM72 95V94H71ZM71 95H69V96H71ZM99 96L98 98H97V96ZM207 95V94H206ZM210 95H213V94H210ZM1 96H3V94L1 95ZM11 96V95H10ZM22 96H21V98H22ZM67 96L68 95H66V98H67ZM96 96V97H95ZM101 96V97H100ZM185 96V97H184ZM196 95H194V98L195 97H197ZM4 97V96H3ZM204 97V98H203ZM206 97V98H205ZM15 98H17V97H15ZM18 98H20V97H18ZM20 98V99H21ZM69 98V97H68ZM96 98V99H95ZM208 98V99H207ZM264 98V97H263ZM9 99H10V97H9ZM11 99H14V98H11ZM23 99V98H22ZM69 99H71V98H69ZM72 99H77V98H73V96H72ZM71 99V101L73 102V101H75V100H72ZM81 99V98H80ZM80 99H79V101H80ZM82 99V100H83ZM93 99V100H92ZM95 99V100H94ZM175 99H179L177 102L175 101L174 102V100ZM186 99V98H185ZM193 99V98H192ZM212 100V103L210 104V103H206L208 100ZM15 100H18V99H15ZM24 100H25V98H24ZM55 100V99H54ZM66 100V99H65ZM82 100L80 101V102H82ZM96 100V101H97ZM168 100H172L173 102H174V104L175 103H177V105L178 106H175L174 104H173V102H168V104H165V102H167ZM188 100H191V98L190 99H188ZM187 99H186V101H188ZM209 100V101H210ZM8 101V100H7ZM27 101L25 100L24 102H26L27 103ZM68 101V100H67ZM66 101V102H67ZM77 101V100H76ZM77 102V104L78 103H80V102ZM95 101V102H96ZM196 101V100H195ZM3 102V101H2ZM1 102V103H2ZM5 102V101H4ZM12 102H14V101H12ZM12 102H11V104H12ZM18 102V101H17ZM21 101L19 100V102L18 103H20ZM65 102V101H64ZM63 102V103H64ZM69 102V101H68ZM71 102V103H72ZM22 103V102H21ZM27 103V104H28ZM75 102H73V104H74ZM85 103V102H84ZM84 103L82 102V103H80L79 105H81V104H83L84 105ZM88 102H86L85 104L86 105H88L87 104ZM186 102H184V104H185ZM188 103H189V101H188ZM256 103V102H255ZM25 104V103H24ZM23 103H22V108L24 107L23 105H24ZM27 104H26V106H27ZM54 104H55V102H54ZM54 104H52V105H54ZM67 104V103H66ZM65 104V105H66ZM102 104V105H101ZM183 104V103H182ZM190 104H191V102H190ZM208 104H210V105H208ZM1 105V104H0ZM13 105V104H12ZM16 105V104H15ZM21 105V104H20ZM28 105H30V104H28ZM72 105V104H71ZM70 104H69V106H71ZM75 105H76V103H75ZM74 105V106H75ZM79 105H78V107H79ZM164 105V106H163ZM181 105V104H180ZM186 105V104H185ZM5 106V105H4ZM4 106H3V108H4ZM9 106V105H8ZM17 106V105H16ZM18 106H19V104H18ZM50 106V105H49ZM67 106H68V104H67ZM73 106V105H72ZM85 106V105H84ZM89 106H91L90 104H89ZM93 106H95V105H93ZM257 106V105H256ZM2 107V106H1ZM9 107H11V106H9ZM9 107H7V109L8 110H4V111H7L8 112V115H9V113H11L10 115H13L14 117H16L17 116V114H16V116L14 115L15 113H18L19 111L18 110H16V109H20L21 107L19 106V107H17V108H15V109H13V106H12V110L11 109H9ZM15 107V106H14ZM33 107L31 108V109H33ZM47 106H45V107H43V108H45L46 109V111L48 110V108L49 107H47ZM58 107V108H59ZM77 106H76V108H78ZM81 107V106H80ZM79 107V108H80ZM92 107V106H91ZM130 107V108H129ZM50 108H53V106H51ZM55 108H57V107H55ZM73 108V107H72ZM87 108V107H86ZM97 108V107H96ZM129 108V109H128ZM5 109V108H4ZM25 109V108H24ZM23 109V111L25 112V110ZM30 109V108H29ZM37 109V108H36ZM36 109H35V111H36ZM63 109V108H62ZM68 109V108H67ZM94 108H92V111H95V110H93ZM263 109V108H262ZM26 110H28V109H26ZM38 110H41V115H42V112H44L43 110L44 109H38ZM37 110V111H38ZM53 111V109H49L48 110V112L49 111ZM72 110V109H71ZM81 110H83V109H81ZM81 110L79 111V112H81ZM87 110V109H86ZM153 110V111H152ZM264 110V109H263ZM1 111V110H0ZM20 111H22V110H20ZM29 111H31L32 112V110H29ZM28 111V112H29ZM34 111V110H33ZM36 111V112H37ZM45 111V112H46ZM59 111V110H58ZM63 111V110H62ZM67 111V110H66ZM73 113H75V111L77 112L78 110H74V108H73ZM88 111V110H87ZM91 111V110H90ZM90 111H88L89 112V114H90ZM27 112V111H26ZM25 112V113H26ZM47 112V113H48ZM55 112V114L56 115H58L57 113H56V110L54 111ZM65 112V111H64ZM157 112H159V113H157ZM21 113V112H20ZM19 113V114H20ZM24 113V118H26L27 116H25L26 114ZM35 113V112H34ZM47 113H46V115H47ZM50 113V112H49ZM53 113V112H52ZM60 113V112H59ZM78 113V112H77ZM77 113H75V116H77L76 114ZM173 113V114H172ZM174 113L176 114V117H170L169 115L171 114V115H173V116H175L174 115ZM260 113H262V114H260ZM21 114H23V113H21ZM28 114V113H27ZM39 114V113H38ZM38 114H37V116H38ZM85 114V113H84ZM87 114V113H86ZM153 114V115H152ZM32 117H33V115L32 114H30ZM44 115V114H43ZM46 115H44V116H46ZM49 115V114H48ZM47 115V116H48ZM53 115H54V113H53ZM55 115V116H56ZM60 115V118H61V114H59ZM65 115V114H64ZM74 115V114H73ZM82 115H83V112H82ZM92 115H93V113H92ZM151 115L152 116H154L153 118L151 117ZM240 115L241 116H243V118L244 117H246V119H242L244 122H241L240 121ZM23 115H21V117H22ZM31 116H28V118L26 119L27 121H28V119L30 118L31 120H32V118H31ZM43 116V117H44ZM46 116V117H47ZM66 116H67V114H66ZM75 116H74V119H76V118H78V116L75 118ZM85 116H88V115H85ZM84 115H83V117L84 118H86ZM94 116V115H93ZM150 116V117H149ZM7 117V119H10L9 117H11V120H9L10 122H12V124L14 123L13 121H15L16 119H14L13 121H12V116H6ZM18 117V116H17ZM21 117H20V119H21ZM35 117H36V115H35ZM34 117V118H35ZM46 117H44L45 119H47ZM57 117V121L56 122H58V116H56ZM73 117V116H72ZM5 118V117H4ZM3 118V119H4ZM19 118V117H18ZM23 118V117H22ZM33 118V119H34ZM50 118H53L52 117V115H50L49 116V118L48 119H50ZM131 118V119H132ZM2 119V118H1ZM30 119H29V122H31L30 121ZM54 119V121H55V117L53 118ZM64 119H66V118H64ZM81 119V118H80ZM79 118H78V120L79 121H81ZM158 119V117H156V118H154L153 119V121L151 120L150 122H154L155 124H156V121H158L157 120ZM163 119V120H164ZM167 119V118H166ZM5 120V119H4ZM4 120H1L0 121V123L2 122V121H4ZM22 120V119H21ZM25 120V119H24ZM24 120H22L23 122H24ZM35 120H36V118H35ZM34 120V121H35ZM37 120H38V117H37ZM41 120H43V118L41 119ZM62 119H60V121H61ZM67 120V119H66ZM78 120L76 119V121L78 122ZM127 120V121H126ZM134 120V119H133ZM206 120H208V122H206ZM210 120V121H209ZM6 121V120H5ZM16 121H18V120H16ZM39 121H40V119H39ZM72 121V120H71ZM108 121H110V123H112V124H110ZM112 121V122H111ZM136 121V120H135ZM134 121V122H135ZM138 121V122H139ZM160 121H158V122H160ZM20 122V121H19ZM29 122H26V124H25V126L26 125H28L27 123H29ZM36 122V121H35ZM42 122V121H41ZM48 122V121H47ZM62 122V121H61ZM61 122H59L60 124H61ZM63 122H65L64 120H63ZM68 123L70 122V120L68 119V121H67ZM106 122H107V124H108V126H107V124H106ZM131 122V121H130ZM129 122V123H130ZM6 123V122H5ZM4 123V124H5ZM7 123H9L8 122V120H7ZM6 123V124H7ZM34 123V122H33ZM50 123V122H49ZM131 123H133V121L131 122ZM161 123L159 124V125H161ZM164 123V124H163ZM167 123V124H166ZM3 124V123H2ZM5 124V125H6ZM17 124V123H16ZM23 124V123H22ZM39 124V123H38ZM46 124V123H45ZM45 124H44V126H45ZM51 124V123H50ZM65 124V123H64ZM70 124L72 125V123H69V126H70ZM135 124H136V122H135ZM134 123H133V125H135ZM150 125L152 124V123H149ZM7 125H9V124H7ZM6 125V126H7ZM21 124H19V126L18 127H21L20 126ZM31 125V124H30ZM34 125V124H33ZM32 125V126H33ZM42 125V124H41ZM47 125H49V124H46V127H47ZM55 125V123H52L51 124V127L49 128V129H51L53 126ZM56 125L57 126H60L61 127V125H59V124H57L56 123ZM141 125V124H140ZM146 125V124H145ZM145 125H144V129H145ZM148 125V124H147ZM146 125V126H147ZM149 125V126H150ZM153 125V124H152ZM152 125H151V127H149V130H150V128L152 129V130H155L156 128V130H158L159 128L157 127V126H159V125H155L156 127H154V125H153V127L155 128H153L152 127ZM260 125V126H259ZM0 126H1V124H0ZM3 126V125H2ZM5 126V127H6ZM10 126V125H9ZM9 126H7V127H9ZM16 125L15 126H13V127H15V128H13L12 127V125H11V127L13 128V129H16V127H17ZM32 126H30V127H32ZM43 126V125H42ZM41 126V127H42ZM57 126H56V128H57ZM62 126H64L63 124H62ZM66 126V125H65ZM64 126V127H65ZM68 126V125H67ZM74 126V125H73ZM109 127V128H108ZM130 127L132 128V127H134V126H131V124H130ZM137 127V126H136ZM139 127V126H138ZM257 127V128H256ZM263 127V126H262ZM23 128H24V126H23ZM35 129L37 128V127H34ZM62 128V127H61ZM117 128H119L118 130H117ZM130 128V129H131ZM148 128V127H147ZM146 128V129H147ZM264 128V127H263ZM8 129H10V127L8 128ZM7 129V130H8ZM12 129V130H13ZM24 129H26V127L24 128ZM27 129H29V128H27ZM33 129V128H32ZM35 129H33V130H35ZM38 129H40V128H38ZM57 129H59V127L57 128ZM65 129V128H64ZM127 129H128V127H127ZM126 129V130H127ZM130 129H128V130H130ZM138 129V131H140V129L139 128H137ZM136 129V130H137ZM143 129V130H144ZM198 129V130H197ZM204 130V132H200L201 130ZM262 129V128H261ZM1 130H3V128H1ZM6 129H4V131H5ZM11 130V129H10ZM9 130V131H10ZM21 130L22 131H25V130H23L22 128H21ZM29 130H31V128L29 129ZM28 130V131H29ZM37 130V129H36ZM47 130V129H46ZM53 130H54V128H53ZM90 130V131H89ZM91 130H92V132H91ZM126 130H123V133L124 132H128V131H126ZM133 130V129H132ZM135 130V132L136 133H138V131H136ZM195 130H197V132H199L197 135H191V134H193V133H191L192 131H194L195 132ZM200 130V131H199ZM263 130V129H262ZM27 131V130H26ZM38 131V130H37ZM40 131V130H39ZM41 131H42V129H41ZM51 131H52V129H51ZM86 131H89L88 133H90V134H88V135H90V139L92 140V142H90V140L89 139H87L88 141H84L83 139L82 140H80L81 139V137L82 138H84L85 136H84V134H86L87 135V132ZM134 131V130H133ZM147 132H148V130H146ZM146 131L144 132V131H142V132H144V133H146ZM182 132V133H185V134H187V135H184V137L185 138H183V136H182V138H179V139H177V137H175L177 140H175L174 138H173V136L174 135H176L178 132ZM264 131V130H263ZM262 131V132H263ZM2 132V131H1ZM14 132V131H13ZM17 132H19V131H17ZM17 132H15L16 134H17ZM21 132V131H20ZM34 133H35V131H33ZM50 131L48 130V131H46V134H50L49 133ZM101 132H102V130L100 131V135H101ZM122 132V131H121ZM135 132H133V133H135ZM141 132V133H142ZM155 132V131H154ZM153 132V133H154ZM177 132V133H176ZM179 132V133H180ZM253 132H255L254 134H253ZM261 132V133H262ZM3 133V132H2ZM15 133H13V134H15ZM23 133V132H22ZM22 133H20V134H22ZM26 133V132H25ZM30 133V132H29ZM29 133H27L26 135L27 136H29L28 134ZM33 133V134H34ZM37 133V132H36ZM44 133V132H43ZM98 133V134H97ZM112 133H113V136L111 137V135H112ZM122 133V135H124L125 136V134H123ZM131 133V132H130ZM129 133V134H130ZM136 133H135V135H136ZM157 133H159V131H157ZM161 133V132H160ZM179 133H178V135H179ZM181 133V134H182ZM7 134H9V133H7ZM11 134V136L10 137H12V133H10ZM19 134V135H20ZM45 134V133H44ZM114 134H116V136L114 135ZM120 134V135H119ZM128 134V133H127ZM140 134V133H139ZM180 134V135H181ZM188 134H190V135H188ZM18 135V134H17ZM23 135H24V133H23ZM25 135V137L27 138V136ZM36 135H37V137H36ZM35 135V137H34V139L36 138V139H38V137H39V134L37 133ZM48 135H46V137L48 136ZM51 135L53 136V133L51 132ZM50 135V136H51ZM88 135L86 136V137H88ZM99 135V137H101ZM131 135V134H130ZM129 135V136H130ZM134 135V134H133ZM138 135V134H137ZM140 135H143V134H140ZM140 135H138V136H136V138H137V140H139L138 139V137H141ZM145 136H146V134H144ZM147 135V136H148ZM177 135V136H178ZM1 136V135H0ZM22 136V135H21ZM44 136V135H43ZM43 136H41L42 138H43ZM49 136V137H50ZM52 136H51V140H54V139H52ZM115 136V137H114ZM117 136V137H118ZM124 136L122 137V139H124ZM4 138H2V139H6L5 137V135L3 136ZM8 138L7 139H9V135L7 136ZM14 137V136H13ZM17 137V136H16ZM24 137V136H23ZM30 137V136H29ZM31 137H32V135H31ZM49 137H48V139H49ZM103 137V136H102ZM114 137V138H113ZM121 137V136H120ZM125 137H127V136H125ZM132 137H135V136H132ZM131 137V138H132ZM143 137V139H147V137L145 138L144 136H142ZM181 137V136H180ZM15 138V137H14ZM13 138V139H14ZM17 138H19V137H17ZM26 138H23V139H26ZM45 138V137H44ZM54 138V137H53ZM119 138V137H118ZM152 138V139H151ZM263 138V137H262ZM32 139V138H31ZM41 138H39L37 141L38 142H40V143H37V141H34L36 144H34V143H30V144H28V142L30 141V139H29V141L27 142V141H25L26 143H24L25 145L26 144H28L27 146H25V148L24 147H21V148H24V149H22L23 151L21 152V150L19 149V151H20V153H19V151H18V156L15 154V156L13 157V155H14V153H15V151L13 150L12 152H10V153H12L13 155L12 156H10L9 155V158H7L8 156H5L6 157V159H4L3 157H4V155H6L7 153H9V151L10 150H8V152H6V154H2L3 155V157H1L2 158V162H4V161H7V162H10L9 164L7 163V162H5V166H1L0 165V181L1 182H3V184H2V186L4 185V187L5 186H7V187H9L8 185H5L4 184V182L6 183V181H10V180H15L14 182H16L17 181V178H18V180L19 181H17L19 184H15L14 186H13V188L11 189V186L7 189V188H5V189H7V190H5L4 188L2 189V186H1V189L2 190H4V192H1L0 193V216L2 215V213H4V211H7L6 210V208L8 207V206H13L14 205V209H12V210H14L16 213H18L19 215H24V216H28V217H34L33 219L35 220V217H39V216H41V215H39V213L42 211H44V209H45V206H44V204L46 203H42V201L44 202V198L47 196V194H46V189H45V184L47 183H45V181H49V179L47 178V177H49L50 178V176H51V174L49 175V176H45L44 174H42L43 172H41L43 169V165H46L45 163L48 161V158L50 157L49 156V154L48 153H50V150H52L53 148V146H52V144H50V143H48L49 145H51L50 147L52 148H50V150L48 149V147L49 146H47V149H45V151H44V149L43 148H41V145H37V144H42V142L41 141H43V140H45V139H43V140H40ZM107 139H108V136H107ZM121 139V140H122ZM264 139V138H263ZM1 140V139H0ZM18 140V139H17ZM20 140H22V139H20ZM28 140V139H27ZM40 140V141H39ZM54 140V141H55ZM120 139H118V141L116 142V143H118V142H120L119 141ZM134 140V139H133ZM133 140H131L132 141V143H136V139L134 140V142H133ZM148 140V141H149ZM262 140V139H261ZM2 141V140H1ZM9 142L11 141V140H8ZM48 141H50V139L48 140ZM130 141V142H131ZM139 141H143L142 139L141 140H139ZM138 141V142H139ZM242 141V142H241ZM263 141V140H262ZM7 142V141H6ZM21 142V141H20ZM31 142V141H30ZM44 142L45 141H43V144H44ZM53 141H51V143H52ZM62 142V143H63ZM95 142V143H94ZM101 142V143H100ZM112 142V143H113ZM129 141H128V144L130 143ZM240 142H241V145L243 144L244 145V147H239V145L238 144H240ZM14 143H16V139H15V141H14ZM14 143H12L11 145H13ZM19 143V142H18ZM56 144L58 143V142H55ZM121 143H123V142H121ZM135 143L133 144V145H135ZM145 142H142V143H136V148L137 149H139L140 148V146L139 145H142V144H144ZM149 143L151 144V142L149 141ZM164 143H166V144H169V145H167V147L166 146H164ZM255 145H254V144ZM5 144V143H4ZM22 144H23V142H22ZM21 143H20V146L22 145ZM59 145H60V143H58ZM108 144V143H107ZM115 143H113L112 145H113V147L115 146L114 145ZM146 144V143H145ZM145 144L144 145H142V146H145ZM251 144H253L252 145V147H251ZM261 144H262V146H261ZM261 144H260V148L261 149H263L264 148V142H261ZM59 145H58V148L57 149H59ZM63 145V144H62ZM67 145V144H66ZM122 145V144H121ZM130 145H132L131 143L129 144V148H131L130 150H129V148L128 149H125L124 148V150H126V152L128 153V151H129V153H132V156H130V157H134L133 156V152L135 151V152H137V153H139L138 152V150L136 151V150H134V147L132 146V147H130ZM152 145V144H151ZM240 145V146H241ZM19 145H17V147H18ZM19 146V147H20ZM105 146V145H104ZM117 146V145H116ZM115 146V147H116ZM119 146H120V143H119ZM118 146V147H119ZM124 146V145H123ZM141 146V148H143ZM6 147V146H5ZM9 147H10V145H9ZM14 146H12V148H13ZM15 147H16V145H15ZM16 147V148H17ZM54 147H57V146H54ZM63 146H61V148H62ZM110 147V146H109ZM113 147H110V150H113L114 148ZM121 147V146H120ZM146 147H147V144H146ZM146 147H144V148H146ZM170 147V148H169ZM259 147V146H258ZM258 147L256 148V150H258ZM1 148V147H0ZM4 148V147H3ZM11 148V147H10ZM44 148H46V146L44 147ZM102 148H103V145H102ZM117 148V147H116ZM133 148V149H132ZM241 148V149H240ZM259 148V149H260ZM18 149H16V152H17V150ZM104 149V148H103ZM103 149H102V151H103ZM123 149V148H122ZM167 149V150H166ZM169 149V150H168ZM49 150V152L47 153V151ZM55 150H56V148H55ZM109 150V148H108V150L107 151H110ZM117 150V149H116ZM120 150V149H119ZM128 150V151H127ZM132 150V152H130ZM244 150V149H243ZM242 150V151H243ZM247 150H244V151H246V153L245 152H243L242 154L244 155V153L247 155V157H249L250 156V154H249V156H248V153L250 152L249 150L247 151ZM252 150H254V149H252ZM54 151V150H53ZM91 151V152H90ZM106 150H105V152H107ZM114 151V150H113ZM139 151H140V149H139ZM261 151V150H260ZM14 152V153H13ZM99 152V153H100ZM104 152V153H105ZM142 152V151H141ZM252 152H254V151H251L250 153H252ZM257 152V151H256ZM3 153V152H2ZM47 153L48 154V156L49 157H46V155L45 154ZM56 153H58L57 152V150H56ZM55 152L53 153V154H56ZM89 153H93V155L91 156ZM124 153V152H123ZM136 153V154H137ZM146 153H145V155H146ZM1 154V153H0ZM102 154V153H101ZM119 152H118V155L117 156H119ZM122 154V153H121ZM120 154V155H121ZM125 154V153H124ZM123 154V155H124ZM135 154V155H136ZM141 154V153H140ZM148 154V153H147ZM241 154V156L243 157V155ZM254 153H252V155L250 156V157H252V156H254L253 155ZM261 154H263V151L261 152ZM58 155H60V156H58ZM100 155V154H99ZM105 155H106V153H105ZM127 155V154H126ZM131 155V154H130ZM138 155V154H137ZM137 155H136V157H137ZM239 155V154H238ZM256 155V154H255ZM259 155H260V153H259ZM51 156H56V155H51ZM84 155L82 154V157H83ZM108 160H110L109 158H110V155L108 154ZM127 156H129V155H127ZM82 157L80 158V159H82ZM106 157V156H105ZM115 157V156H114ZM130 157H126V159L127 158H129V159H132V158H130ZM136 157H134V161H131V160H129V161H131V162H129L128 163V159L127 160H125V161H127V163L128 164H131L132 163V165L131 166H134L135 164L133 163V162H136V160H135V158ZM142 157V156H141ZM220 157H222V159L220 158ZM225 157H227V161H223V158L224 159H226ZM237 157V156H236ZM239 157H240V155H239ZM242 157H240L241 159H242ZM263 157V156H262ZM262 157H260V156H257V157H253V159L252 160H254V159H259V158H262ZM138 158H140V156L138 157ZM137 158V160H139ZM211 160H210V159ZM213 158V159H212ZM217 158H220V159H217ZM240 158L239 159H237V158H235V160L237 159V160H239V162H241L242 160H244L245 158H246V156L240 161ZM3 159H4V161H3ZM52 160V158H49V160ZM55 159V158H54ZM103 159H105V158H103ZM107 159V158H106ZM111 159H113V158H111ZM118 159V158H117ZM122 159V158H121ZM120 158L118 159V160H121ZM206 159V160H205ZM208 159H209V161H208ZM263 160H264V158H262ZM56 160H57V158H56ZM114 160H115V158H114ZM234 160V159H233ZM234 160V161H235ZM246 160H248V164H251L250 162H249V158H247V159H245L244 160V163H243V161H242V166L246 163L245 161ZM251 159H250V161H252ZM261 160V159H260ZM104 161V160H103ZM105 161H107V160H105ZM110 161H113V160H110ZM141 161H142V159H141ZM49 162V161H48ZM47 162V165H48V168H51V167H49V164L51 163V162H49L48 163ZM56 162V161H55ZM55 162H53L54 164H56ZM59 162V161H58ZM82 162V161H81ZM108 162V164H109V161H107ZM119 163V161H116L115 163ZM196 162V163H195ZM236 162V161H235ZM239 162H237V164L239 163ZM62 163H59V164H61V165H63ZM96 163V165L94 166V164ZM103 163H105V162H103ZM111 163V162H110ZM112 163H114V162H112ZM121 163V162H120ZM119 163V164H120ZM123 163V162H122ZM121 163V164H122ZM125 163V162H124ZM126 163V164H127ZM138 163V162H137ZM137 163H136V165H137ZM231 164H229V166H227V167H229V168H232V167H234V169H235V166H234V164L232 163V162H230ZM246 163V164H247ZM253 163H254V161H253ZM1 164V163H0ZM3 164V163H2ZM106 164V165H105ZM104 165L106 166V167H111V166H113L112 164H109L108 166H107V163H105ZM119 164H115V166L117 167V165H118V167L117 168H119L120 166H121V164H120V166H119ZM127 164V165H128ZM134 164V165H133ZM140 164V163H139ZM138 164V165H139ZM233 164V165H232ZM246 164L244 165V167H245V169H246V167L248 168V164H247V166H246ZM4 165V164H3ZM47 165H46V168H47ZM53 165V164H52ZM103 164H101V166H102ZM103 165V166H104ZM111 165V166H110ZM126 165V166H127ZM137 165V167H138V169H140V167ZM232 165V166H231ZM253 164H251L250 166H252ZM258 165V164H257ZM256 165V166H257ZM260 165V164H259ZM42 166V167H41ZM56 167L58 166V164H56L55 165ZM54 166V167H55ZM60 166V165H59ZM100 166V165H99ZM100 166V167H101ZM104 166V168H106ZM115 166H113V170L115 169V171L114 172H116V168H115ZM130 166V167H131ZM231 166V167H230ZM237 166V165H236ZM238 166H241V165H239L238 164ZM262 166V165H261ZM38 167H40L41 168V170H38ZM45 167V166H44ZM96 167V168H97ZM98 168V169H100L98 172H99V174L100 173H102V172H100V171H102L101 169L103 168V167H101V168ZM244 167H240L242 170H243V168ZM37 168V169H36ZM45 168V169H46ZM47 168V169H48ZM58 168V167H57ZM63 168H64V166H63ZM122 168V170H123V168L125 169V167H123V166H121L120 167V169ZM128 168H129V165H128ZM216 168H217V170H216ZM224 168V167H223ZM222 168V169H223ZM251 168V167H250ZM254 168V167H253ZM259 168V167H258ZM36 169V170H35ZM45 169H44V171H45ZM53 169V168H52ZM65 169V168H64ZM63 169V170H64ZM74 169V170H73ZM98 169H95V170H98ZM119 169V170H120ZM131 169H133L132 167H131ZM131 169H129V170H127L128 172L131 170ZM142 169H143V166H142ZM221 169V170H222ZM49 170V169H48ZM47 170V171H48ZM54 170V169H53ZM59 169H57V171H58ZM61 170V169H60ZM95 170H92V172L93 171H95ZM104 170V169H103ZM106 170V169H105ZM105 170H104V172H105ZM108 171H110V170H112V169H107ZM106 170V171H107ZM118 170V169H117ZM126 170V169H125ZM124 170V172L122 171V173H125V175H126V171ZM133 170H137V169H133ZM230 170V169H229ZM229 170H228V176H230V174H229ZM241 170V171H242ZM50 171H51V169H50ZM56 171V172H57ZM87 171V173L89 174V172ZM135 171H134V173H135ZM139 171V170H138ZM143 171V170H142ZM210 171V170H209ZM220 171V170H219ZM223 171V170H222ZM232 171V170H231ZM231 171H230V173H231ZM235 171H236V169H235ZM235 171H233V172H235ZM246 170H244L243 172H245ZM248 171H251V170H248ZM264 171V170H263ZM55 172V173H56ZM64 172V171H63ZM91 172V171H90ZM97 172V171H96ZM114 172L112 171V173L111 174H114ZM127 172V174H130L131 176H133L132 174H133V172H129L128 173ZM137 172V171H136ZM140 172V171H139ZM139 172H137V173H139ZM144 172V171H143ZM224 172H226L225 170H224ZM232 172V173H233ZM237 172H239L238 170H237ZM51 173V172H50ZM59 173V172H58ZM58 173H57V175H58ZM61 173H62V170H61ZM93 173H95V172H93ZM109 173V172H108ZM118 174H119V172H117ZM121 173V172H120ZM223 173V172H222ZM231 173V174H232ZM240 173V172H239ZM255 173V172H254ZM263 173V172H262ZM45 174H46V172H45ZM47 174H48V172H47ZM52 174H54V172L52 173ZM86 174V173H85ZM84 174V175H85ZM110 174V173H109ZM108 174V175H109ZM139 174H141V172L139 173ZM169 174V175H170ZM171 174V175H172ZM221 174V173H220ZM219 174V175H220ZM237 174V173H236ZM235 174V175H236ZM241 174V173H240ZM240 174H238V175H240ZM244 174V176H245V174H246V172L245 173H243ZM257 174V173H256ZM264 174V173H263ZM63 175V174H62ZM91 175V174H90ZM89 175V176H90ZM94 175H97L96 173L94 174ZM104 175H106V173H104ZM116 174H114V176H115ZM129 175V176H130ZM172 175V176H173ZM224 175V174H223ZM235 175H233L234 177H235ZM237 175V176H238ZM247 175V174H246ZM52 176H54V175H52ZM51 176V177H52ZM59 176V178L60 177H62V176H60V174L58 175ZM57 176V177H58ZM86 176V175H85ZM85 176H83L84 178H86ZM92 176H93V174H92ZM91 176V177H92ZM100 176V175H99ZM98 175H97V177H99ZM102 176V179L105 177L106 178V176H104L103 177V175H101ZM116 176H118V175H116ZM120 177L122 176V174H120L119 175ZM128 176V175H127ZM128 176V178H125L126 176H124L123 178L124 179H128V181H130V180H132L131 178V176L129 177ZM183 176H182V178H183ZM196 176V177H195ZM209 176H213V174L211 175V172H210V174H209ZM220 176H222V175H220ZM226 176V177H225ZM224 177L225 178H228L227 177V174L225 175ZM232 176V175H231ZM230 176V177H231ZM243 176V175H242ZM248 176H249V174H248ZM256 176V175H255ZM56 177V178H57ZM96 177V178H97ZM110 177H112V176H110ZM135 177V176H134ZM164 177V176H163ZM186 177H184L185 178V180L188 178H186ZM207 177H208V174H207ZM214 177V176H213ZM48 180H47V179ZM53 178V177H52ZM56 178H55V180H56ZM63 178V177H62ZM61 178V179H62ZM64 178H66V177H64ZM90 177H88V179H89ZM94 178H95V176H94ZM93 178V179H94ZM105 178H104V180H105ZM107 178H109V177H107ZM114 178L115 177H113L112 179H113V181H114ZM118 178V177H117ZM123 178H121V179H123ZM147 178V179H146ZM176 178V177H175ZM184 178L182 179V181L184 180ZM201 178V177H200ZM203 179H204V177H202ZM201 178V179H202ZM209 179H208V181L205 179V182L207 181V182H209V180H210V178L212 179V177H208ZM222 178V177H221ZM241 178H243V177H241ZM248 178V177H247ZM257 178V177H256ZM81 179V178H80ZM83 179V178H82ZM87 179V178H86ZM85 179V180H86ZM111 179V178H110ZM123 179V180H124ZM142 179V178H141ZM146 179V180H145ZM168 179H170V178H168ZM180 179V178H179ZM192 179H190L191 181L190 182H192L193 180ZM202 179V180H203ZM215 179L216 178H214V180L213 181H215ZM218 179V178H217ZM245 179H246V176H245ZM245 179H243V180H245ZM249 179V178H248ZM253 179V178H252ZM260 179H261V177H260ZM57 180H58V178H57ZM60 180V179H59ZM84 180V179H83ZM84 180V184L86 183L87 184V182ZM92 180V179H91ZM90 179L88 180L89 182V185L91 184L92 185V182L90 183V181H91ZM107 180V179H106ZM122 180V182H125V184H126V182L127 181H123ZM140 180V179H139ZM138 180V181H139ZM143 180V179H142ZM142 180H140L139 181V183L142 181ZM184 180V181H185ZM188 180H189V178H188ZM188 180H186L187 182H188ZM198 180V179H197ZM223 181H224V179H222ZM221 180V181H222ZM228 180V179H227ZM233 180H234V178H233ZM247 180V179H246ZM254 180V179H253ZM257 180V179H256ZM62 181V180H61ZM69 181V180H68ZM74 181H72L73 182V185L71 184V182H69L68 184H71L72 186H70V185H68V184H66V185H68V186H70L71 188H74L75 189V187L74 186H76V185H74ZM93 181V180H92ZM95 181V180H94ZM96 181H98L97 179H96ZM108 181V180H107ZM110 181V180H109ZM117 181H119V180H117ZM135 181V180H134ZM134 181H131L130 183H132V182H134ZM137 181V182H138ZM143 181V182H144ZM158 181V180H157ZM160 181H162V183H163V180L161 179ZM168 181V180H167ZM172 181H173V179H172ZM177 181H179V180H177ZM176 181V182H177ZM181 181V182H182ZM185 181V182H186ZM195 181V180H194ZM193 181V182H194ZM199 181V180H198ZM198 181L197 182H195V184L196 183H198ZM204 181V180H203ZM211 181V180H210ZM213 181H211V182H213ZM217 181V180H216ZM226 181V180H225ZM249 181V180H248ZM255 181V180H254ZM258 181V180H257ZM264 181V180H263ZM12 182V181H11ZM51 182V181H50ZM50 182H49V184H48V186H50ZM54 181L52 180V183H53ZM56 182H59V181H56ZM56 182H55V185H56ZM76 182H78V181H76ZM100 182V181H99ZM115 182V181H114ZM113 182V184H112V186H110V187H114V184H116L115 185V188H116V186L118 185V183H114ZM137 182H135V184H139V183H137ZM142 182V183H143ZM170 182V181H169ZM175 182V181H174ZM186 182V183H187ZM190 182H188V183H190ZM192 182V183H193ZM200 182V181H199ZM202 182V181H201ZM206 182V183H207ZM236 181H234V183H235ZM237 182H240V181H237ZM67 183V182H66ZM79 183V182H78ZM98 183V182H97ZM102 183H104L103 182V180H102ZM108 183V182H107ZM106 183V185H110V182H109V184H107ZM111 183H112V180H111ZM153 183V185L156 183V182H152ZM160 182H158V184H159ZM204 183V182H203ZM221 183V182H220ZM223 183V182H222ZM250 183V182H249ZM254 183V182H253ZM10 184V183H9ZM61 184V183H60ZM77 184V183H76ZM80 184H83L82 182L80 183ZM80 184L78 185V188H80ZM122 183H121V180H120V183H119V185H121ZM143 184H145V185H147L146 183H143ZM158 184L156 185V186H158ZM161 184V183H160ZM159 184V185H160ZM170 184V183H169ZM177 185H178V182L176 183ZM175 184V185H176ZM181 184V183H180ZM184 184V183H183ZM212 184H214L213 186L215 187V185H216V182H214V183H211V185ZM257 184V183H256ZM256 184H253V188H254V185H256ZM259 184V183H258ZM12 185V184H11ZM52 185H54V183L52 184ZM52 185L50 186V187H52ZM58 185V184H57ZM61 185H65V184H61ZM88 185V186H89ZM90 185V186H91ZM95 185H97V184H95ZM105 185V186H106ZM132 185V184H131ZM131 185H129V186H131ZM137 185H136V188H137ZM140 185H142V184H140ZM140 185H138L140 188L141 187H143V185L142 186H140ZM163 185H165V183L163 184ZM172 185V184H171ZM191 185V184H190ZM199 185H200V183H199ZM206 185V184H205ZM205 185H203V187L205 186ZM209 185V184H208ZM217 185H219V184H217ZM222 185V184H221ZM221 185H219V186H221ZM224 185V184H223ZM228 185V184H227ZM230 185V184H229ZM66 187V186H64V187H66V188H70V187ZM84 186V185H83ZM88 186L86 185V190L88 191L89 189H87L88 188ZM93 186V185H92ZM98 186H100V184L98 185ZM101 186H104V185H101ZM122 187H123V189H124V184L123 185H121ZM129 186H127V187H129ZM132 186H135L134 184L132 185ZM132 186L131 187H129L128 189L130 190L131 188H132ZM151 186H152V184H151ZM161 186V185H160ZM166 187L168 186L167 184L165 185ZM170 186V185H169ZM186 186H188L187 184H186ZM191 186H198L197 184L196 185H191ZM207 186V185H206ZM206 186H205V188H206ZM212 186V187H213ZM234 186V185H233ZM249 186V185H248ZM263 186V185H262ZM47 187V186H46ZM49 187V189L47 190V192L51 189ZM58 187V186H57ZM63 187V186H62ZM77 187V186H76ZM85 187V186H84ZM83 187V188H84ZM94 187V186H93ZM97 187V186H96ZM138 187V188H139ZM147 187V186H146ZM163 188H164V186H162ZM161 187V188H162ZM172 187H174V185L172 186ZM176 187V186H175ZM178 187V186H177ZM202 187V186H201ZM202 187V188H203ZM239 187V186H238ZM55 188V187H54ZM54 188H53V191H54ZM58 188H60V187H58ZM65 188V189H66ZM70 188V189H71ZM78 188H76L77 190H78ZM81 188H82V186H81ZM81 188H80V190H81ZM82 188V189H83ZM104 188H106V187H104ZM118 188V187H117ZM136 188H134L133 187V189L135 190ZM137 188V189H138ZM143 188H145V186L143 187ZM150 188V187H149ZM154 188H155V186H154ZM157 188V187H156ZM154 189V190H157V189H159V188H157V189ZM160 188V189H161ZM163 188H162V190H163ZM182 188H183V186H182ZM197 188H199V190H200V187H197ZM217 188V187H216ZM227 188V187H226ZM230 188H231V186H230ZM240 188V187H239ZM238 188V189H239ZM251 188V187H250ZM257 188V187H256ZM56 189V188H55ZM75 189V190H76ZM99 189H100V187H99ZM98 189V190H99ZM113 189V188H112ZM121 189V188H120ZM119 189V190H120ZM132 189V190H133ZM148 189V188H147ZM172 189V188H171ZM212 189V188H211ZM228 189H229V187H228ZM232 189V188H231ZM258 189H260V188H258ZM57 190H60V189H57ZM62 190H63V188H62ZM61 190V191H62ZM72 190V189H71ZM74 190V191H75ZM84 190V189H83ZM85 190V191H86ZM95 190V189H94ZM97 190V189H96ZM97 190V191H98ZM100 190H102V189H100ZM116 190V189H115ZM126 190H127V188H126ZM133 190V191H134ZM151 190V189H150ZM152 190H153V188H152ZM151 190V191H152ZM170 190V189H169ZM188 190V189H187ZM190 191H191V188L189 189ZM203 190V189H202ZM202 190H201V192H202ZM210 190V189H209ZM214 190H217V189H214ZM214 190H213V192H214ZM235 189L233 188V191H234ZM264 190V189H263ZM66 191H67V189H66ZM65 191V192H66ZM73 190L71 191V192H74ZM93 191V190H92ZM104 191V190H103ZM109 191V190H108ZM138 191H139V189H138ZM146 191V190H145ZM158 191V190H157ZM173 191V190H172ZM180 191H182V190H180ZM193 191H195L194 189L191 191L193 194H194V192ZM198 191V190H197ZM223 191L225 192L226 191V189L224 190L223 189ZM229 191V190H228ZM235 191H240V189L239 190H235ZM257 191V190H256ZM77 192V191H76ZM82 192V191H81ZM95 192V191H94ZM135 193H136V190L134 191ZM139 192H141V190L139 191ZM161 192V191H160ZM174 192V191H173ZM187 192V191H186ZM189 192V191H188ZM187 192V193H188ZM200 192V191H199ZM199 192H195L197 195H198V193ZM209 192V191H208ZM217 192V191H216ZM216 192H214V193H216ZM223 192V193H224ZM242 192V191H241ZM240 192V193H241ZM253 192V191H252ZM261 192V191H260ZM55 193H57L56 192V190H55ZM59 193H60V191H59ZM70 193V192H69ZM87 193V192H86ZM88 193H90V192H88ZM98 193L99 192H97L96 194L98 195ZM106 193V192H105ZM108 193V192H107ZM115 193V192H114ZM113 193V194H114ZM117 193V192H116ZM115 193V194H116ZM122 193V192H121ZM134 193V194H135ZM138 193V192H137ZM151 193V192H150ZM156 193V192H155ZM159 193V192H158ZM166 193V192H165ZM180 193V192H179ZM192 193H191V195H192ZM203 195H205V193H207V192H204V190H203ZM218 193H219V189H218ZM221 193V192H220ZM231 193H232V191H231ZM239 193V194H240ZM259 193V192H258ZM49 194V193H48ZM66 194H68V192H66L65 194H64V196L66 195ZM70 194H73V193H70ZM69 194V195H70ZM83 194V193H82ZM81 193H80V196L82 195ZM92 194H93V192H92ZM92 194H89V195H92ZM95 194V193H94ZM115 194H114V196H115ZM141 194H143V193H141ZM167 194V193H166ZM173 194V193H172ZM196 194H195V196H196ZM199 194H201V193H199ZM212 193H211V190H210V194L208 193V196H210ZM227 194H228V192H227ZM227 194H225V195H227ZM229 194H230V192H229ZM232 194H234V193H232ZM264 194V193H263ZM51 195L53 196V194H52V191H51ZM56 195V194H55ZM60 196L59 197H61V194H59ZM77 195V194H76ZM78 195H79V192H78ZM100 195L101 194H99V197H100ZM103 195V194H102ZM107 195V194H106ZM121 195V194H120ZM165 195V194H164ZM170 195V194H169ZM176 195V194H175ZM189 196H190V193L188 194ZM212 195H214V194H212ZM223 195V194H222ZM222 195H217L218 197H222ZM231 195V194H230ZM247 195V194H246ZM260 194H258V196H259ZM56 196H58V195H56ZM63 195H62V197H64ZM73 196H74V194H73ZM85 196V195H84ZM83 195H82V197H84ZM119 196V195H118ZM117 196V197H118ZM140 196V195H139ZM138 196V197H139ZM146 196V195H145ZM153 196H154V194H153ZM178 196L179 195H177V198H178ZM184 196H186V194H184ZM188 196V197H189ZM193 196L194 195H192V198H193ZM199 197H201L200 195H198ZM197 196V197H198ZM207 196V195H206ZM206 196H205V198H206ZM224 196V195H223ZM261 196V195H260ZM260 196H259V198H260ZM86 197V196H85ZM102 197V196H101ZM108 197V196H107ZM116 197V198H117ZM126 197V196H125ZM141 197V196H140ZM156 197V196H155ZM180 197V196H179ZM213 197V196H212ZM215 197H216V194H215ZM235 197H237V196H234V198ZM47 199L49 198V197H46ZM54 198V197H53ZM58 198V197H57ZM65 198H67L66 196H65ZM74 198V197H73ZM112 198V197H111ZM132 198V197H131ZM148 196H147V200H148ZM164 198V197H163ZM191 198V197H190ZM207 198H210V197H207ZM229 198V197H228ZM238 198V197H237ZM51 199V198H50ZM50 199H49V203H47V204H49L48 206L50 207V205H52L53 204V202L51 203L50 202ZM62 199V198H61ZM78 199H79V197H78ZM78 199H76V201L78 200ZM86 199V198H85ZM84 199V200H85ZM115 198H113V200H114ZM130 199V198H129ZM144 199V198H143ZM150 199V198H149ZM179 199H181V198H179ZM183 199H185V198H183ZM200 199H202V198H199V200ZM215 199H217V204H218V200L220 201H223L224 199H226V197L225 198H215ZM230 199H232L231 197L229 198V201H231ZM247 198H245V200H246ZM264 199V198H263ZM56 200H58V199H56ZM56 200L54 199V201L56 202ZM68 200H69V198H68ZM67 200V201H68ZM88 200V199H87ZM98 200V199H97ZM136 200V199H135ZM145 200V199H144ZM153 200H157V198L156 199H154L153 198ZM158 200H159V198H158ZM177 200V199H176ZM187 200V199H186ZM191 200V199H190ZM193 200V199H192ZM199 200H198V202H199ZM202 200H204V199H202ZM207 200H209V199H207ZM206 200V201H207ZM214 200V199H213ZM235 200V199H234ZM45 201H47V200H45ZM52 201V200H51ZM76 201L74 202L75 203V205L77 206V203H76ZM78 201H80V200H78ZM90 201V200H89ZM91 201H93V200H91ZM100 201V200H99ZM123 201V200H122ZM128 201V200H127ZM160 201V200H159ZM173 201V200H172ZM178 201V200H177ZM182 201V200H181ZM180 201V202H181ZM205 201V202H206ZM212 200L210 199V202H211ZM227 201V202H226ZM59 202H60V200H58V202H56V203H58L59 204ZM64 202V201H63ZM72 202V201H71ZM71 202H69L68 201V203H71ZM83 202V201H82ZM82 202H80V203H82ZM102 202H105L104 200L102 201ZM118 202V201H117ZM116 202V203H117ZM162 202V201H161ZM171 202V201H170ZM173 202H175V201H173ZM184 202V201H183ZM191 202V201H190ZM202 202V201H201ZM209 202V201H208ZM224 202L226 203V206L227 207H230V206H228L227 205V203H228V200L226 199V200H224ZM234 202H236V200L235 201H233V206L231 205V208L233 207L234 208ZM51 203V204H50ZM65 203V202H64ZM67 203V202H66ZM80 203H79V206H80ZM92 203V202H91ZM120 203V202H119ZM128 203V202H127ZM133 203V202H132ZM146 203H147V201H146ZM145 203V204H146ZM167 203V202H166ZM165 203V204H166ZM189 203V202H188ZM192 203V204H191ZM191 203H189L190 205H192L191 207H194L195 205H197V204H194L193 205V203H197V202H195V200L194 201H192ZM204 203V202H203ZM203 203H198V205L200 204V205H202L203 206ZM211 203H215V202H211ZM222 203V202H221ZM224 203V204H225ZM229 203H232V202H229ZM253 203V202H252ZM89 204V203H88ZM109 204V203H108ZM114 204V203H113ZM124 204V203H123ZM125 204H126V202H125ZM137 204V203H136ZM138 204H140V202L138 203ZM148 204H150V203H148ZM154 204L155 203H153L152 202V204H150V206H149V210H150V208H151V206H153L152 208H153V210L155 211V212H150L149 210H147L146 208L143 210V206H142V211L141 212H139V210H138V212L140 213H138L137 212V214H139V215H137L136 214V211L134 210L135 208H133V210L135 211L134 212V214H136L137 216H138V218H137V216H136V218L134 219L133 217V219L132 218H130V219H132V220H130L129 221V223H128V227L127 226H125V227H127V228H125V229H121L120 230V228H119V230H118V232L116 231H113V234H110L111 232H109L110 230H112L111 228H110V230L108 231V233H109V235H102V233H101V228H103V226L105 227H109V222H108V220L107 219H103L104 221L105 220H107L106 222H105V224H107V225H105L104 223V225L102 226L101 224H100V226H102L101 228H99V225H98V231H99V229H100V233H98V234H101V235H98L97 233H96V235L94 236V238H93V242L95 243V244H98V245H100V246H102V251L103 252H105L108 256H106V258H108L109 256L110 257H112L113 258V260L114 259H116V258H114L113 256L115 255V257H118V254H119V256H120V253H128L129 251H132V250H136V249H138V250H136V252H138V251H140L139 250V248H141V250H144L145 248H143V247H145L146 246V249H147V246L150 244V246H151V244H153V246L156 244V245H160V244H162V239H164V238H168V240H170V236H166L167 234L166 233H169L171 230V232H173V230H174V228H178V230H179V227H182L180 230H181V233L182 234H180V232H179V235L178 236H176V240H178L179 242L178 243H182V244H184L185 242L187 243V244H189V247L191 246V240H193L194 238H196L197 236H200V238H201V234H200V228H205L204 226L206 225V226H208L209 225V227H208V230H210V224H208V223H210V222H208V220H212V219H216V220H218L219 219V221L221 222V223H216L215 221V223H211L214 227L215 226H217V227H220V231H221V233L219 234L218 232H216V230H217V228L216 229H214V227L213 228H211L212 230L214 229V232H216L217 233V238H220V241L218 240L215 244H218V246L220 247V249L219 250H221V248H223L224 246L223 245H220L221 243H224V241H222L221 239V237H223V236H225L224 235V231L223 230H225L226 229V231L228 230V229H230L229 227H231L232 229L233 228H235V226L236 225H238L239 223H238V220H240L241 221V219H240V217H242L243 218V216H241V215H244L243 213H244V211H245V209L243 208L242 209V207L240 208L239 207V205H238V202H237V204L236 205H238V207H239V209L238 210H236V209H229V208H227L226 207V209H228V211L225 209V208H220L221 210L219 211V215L217 214H215V216H211V215H208L207 213H210L209 211H210V209H209V211L205 214V215H207L208 216V218L206 219L205 217V219L203 218V217H201L200 218V216H202V215H199L198 214V216H197V214H196V212H195V210H194V208H191L190 207V205L188 206V204H186L187 205V207H189V208H191L192 210H194L193 211V213L195 212V214H194V216H195V218L193 219V220H190V221H188V220H183V218H182V220L181 219H177L179 216L181 217V216H183V215H181V213L184 211V216L185 215H187V216H189L188 214H189V211L190 212H192V210H189V208H187V207H182L183 209L184 208H187L186 210H183V209H181V212H180V214L178 213V217L177 218H171L172 217V215L171 214H169L168 215V211H166L167 213H165V211H163L162 210V206H160V205H156V207H154ZM175 204H177V203H175ZM209 204V203H208ZM207 203L205 204L204 203V205H208ZM242 204V203H241ZM46 205V204H45ZM53 205H55L56 206V204H53ZM61 205V204H60ZM60 205H58L59 207H60ZM64 205H66V204H64ZM63 205V206H64ZM73 205V204H72ZM103 205V204H102ZM170 205V204H169ZM209 205H211V204H209ZM213 205V204H212ZM219 205V204H218ZM47 206V205H46ZM58 206H56V208L53 210L54 212H56L57 213V207ZM74 206V205H73ZM73 206H71L70 207V209L73 207ZM101 206V205H100ZM133 206V205H132ZM140 206V205H139ZM148 206V205H147ZM146 206V207H147ZM172 206V205H171ZM171 206H170V208H171ZM201 206V207H202ZM223 206V205H222ZM225 206V205H224ZM250 206V205H249ZM253 207H254V209H256V208H258L257 206H255V205H252ZM52 207H54V206H52ZM58 207V208H59ZM66 207V206H65ZM88 207H89V205H88ZM125 208L126 207H128L127 205L126 206H124ZM134 207V206H133ZM136 207V206H135ZM164 207V206H163ZM166 207V206H165ZM179 207V206H178ZM201 207L199 208V206L198 207H196V211H198L197 210V208H199L200 210H201ZM210 207V206H209ZM218 207H221V206H218ZM256 207V208H255ZM263 207V206H262ZM10 208V207H9ZM12 208V207H11ZM51 208V207H50ZM50 208H49V210H50ZM62 208V207H61ZM67 208V207H66ZM77 208V207H76ZM74 209L73 210V208H72V211H74L75 212V210H77V209H79V208H77V209ZM124 208V209H125ZM130 208H131V206H130ZM137 209H138V207H136ZM151 208V209H152ZM203 209H204V207H202ZM210 208H212V207H210ZM52 209V208H51ZM119 209H122V208H119ZM132 209V208H131ZM130 209V210H131ZM205 209H206V206H205ZM223 209H225L226 211H224ZM251 210L253 209V208H250ZM11 209H10V211H12ZM49 210H46V211H44L45 212V214H49V217H54V215L53 216H50L52 213L50 212V213H46L47 211H49ZM61 210V209H60ZM59 210V211H60ZM80 210H81V208H80ZM96 210V209H95ZM183 210V211H182ZM200 210H199V212H200ZM207 210V209H206ZM241 210H244L242 213H241V215H240V211ZM257 210V209H256ZM51 211V210H50ZM72 211L71 210H69V212H71L72 213ZM113 211V210H112ZM115 211H117V212H119L117 209L115 210ZM125 211H127V210H125ZM124 211V212H125ZM161 211H163V212H161ZM172 211V210H171ZM171 211H170V213H171ZM185 211H188V213L187 212H185ZM202 211H204V210H201V212ZM217 211H218V209H217ZM255 210H252V212H254ZM42 212H41V214H42ZM53 212V213H54ZM73 212V213H74ZM116 212V213H117ZM121 212V211H120ZM117 213V215L118 214H120V215H122V213H124V212H122V213ZM178 211H176L175 213H177ZM251 212V211H250ZM249 212V213H250ZM250 213V215L251 214H254V213ZM255 212H257L258 213V210L257 211H255ZM262 212V211H261ZM9 213V212H8ZM11 213V212H10ZM9 213V214H10ZM12 213H13V211H12ZM15 213V214H16ZM55 213V214H56ZM115 213V212H114ZM113 213V214H114ZM165 213V214H164ZM174 213V214H175ZM187 213V214H186ZM6 214V213H5ZM15 214L13 215V216H15ZM45 214H42V215H45ZM75 214V213H74ZM126 214V213H125ZM129 214V213H128ZM134 214H133V216H134ZM183 214V213H182ZM259 214V213H258ZM11 215V214H10ZM11 215V216H12ZM39 215V216H38ZM57 215H58V213H57ZM64 215V214H63ZM111 215V214H110ZM109 215V216H110ZM176 215V214H175ZM255 215V214H254ZM253 215V216H254ZM263 216H264V214H262ZM261 215V216H262ZM4 216V215H3ZM3 216H1V220H0V222L2 221V217ZM65 216H67V215H65ZM108 216V217H109ZM112 216V215H111ZM126 216V215H125ZM124 216V218H126ZM174 216V215H173ZM177 216V215H176ZM175 216V217H176ZM183 216V217H184ZM244 216H248V215H246V213H245V215ZM5 217H7V215H5ZM20 217V216H19ZM22 217V216H21ZM42 217V216H41ZM61 217H63V216H61ZM107 217V218H108ZM117 217H120V216H116V219H117ZM152 217L154 218V217H156L157 218V220L154 218V220L152 219ZM186 217V216H185ZM189 217H192V213H190V216ZM198 217V218H197ZM248 217H250V216H248ZM252 217V216H251ZM255 218H256V216H254ZM257 217H258V215H257ZM24 218H26V217H24ZM44 218V217H43ZM56 218V217H55ZM60 218V217H59ZM197 218V219H196ZM6 219V218H5ZM16 219V218H15ZM14 219V220H15ZM19 219V218H18ZM21 219V218H20ZM28 219V218H27ZM30 219V218H29ZM89 219V218H88ZM91 219V218H90ZM112 219V218H111ZM114 219V218H113ZM118 219H120V218H118ZM184 219H187V218H184ZM188 219H190V218H188ZM199 219H200V221H199ZM257 219V218H256ZM8 220H10V219H8ZM24 220V219H23ZM23 220H21V221H23ZM39 220V221H38ZM41 220H42V218H41ZM61 220H63V219H61ZM67 220V219H66ZM92 220V219H91ZM243 220V219H242ZM249 220H251V219H249ZM6 221V220H5ZM4 221V222H5ZM13 221V220H12ZM20 221V220H19ZM37 223H39L40 222V218L38 219L37 218ZM43 221V220H42ZM60 221V220H59ZM89 221V220H88ZM87 221V222H88ZM96 221V220H95ZM116 221V220H115ZM119 221V220H118ZM118 221H116V222H114V221H112V224H111V227H112V225H113V223H117ZM120 221L122 222V220L120 219ZM125 221V220H124ZM213 221V220H212ZM211 221V222H212ZM237 221V222H236ZM239 221V222H240ZM9 221H7V223H8ZM14 222H16V221H14ZM25 222H26V220H25ZM30 222H31V220H30ZM46 222H47V219H46ZM54 222V221H53ZM85 222V221H84ZM234 222H236V223H238V224H234ZM242 222V221H241ZM243 222H245V219H244V221ZM258 222V221H257ZM264 222V221H263ZM3 223V222H2ZM6 223V222H5ZM6 223V224H7ZM18 223V222H17ZM16 223V224H17ZM20 223H22V222H20ZM19 223V224H20ZM41 223V222H40ZM49 223V222H48ZM51 223L52 222H50L49 223V225H51ZM86 223V222H85ZM4 224V223H3ZM2 224V225H3ZM5 224V225H6ZM12 224V223H11ZM24 224V223H23ZM20 224V226L19 225H10L11 226V229L12 230H14V232H16V231H19V232H21V231H23L22 229H23V227H25V225H27L28 223H26V224ZM33 224H35V223H33ZM32 224V225H33ZM44 224H45V222L43 223V227H44ZM89 225H90V223H88ZM94 224V223H93ZM93 224H92V227H93ZM214 224H217V225H214ZM243 225H244V223H242ZM31 224L29 225V227H31L32 226ZM35 225H37V224H35ZM40 225V224H39ZM39 225H38V227H39ZM48 224H47V226H49ZM85 225V224H84ZM87 225V224H86ZM95 225V224H94ZM123 225V224H122ZM121 225V223L119 224V226H122ZM219 225V226H218ZM233 225H235V226H233ZM243 225H240V226H243ZM246 225H247V222H246ZM8 226H9V224H8ZM8 226H6L7 227V229L10 227H8ZM28 226V225H27ZM25 227V228H28V227ZM46 225H45V227H47ZM51 226H53V225H51ZM88 226V225H87ZM86 226V227H87ZM91 226V225H90ZM89 226V227H90ZM117 226V225H116ZM124 226V225H123ZM122 226V227H123ZM233 226V227H232ZM240 226H238L239 227V230H240ZM6 227H4V228H6ZM35 227V226H34ZM33 227V228H34ZM85 227V226H84ZM88 227V228H89ZM95 227V226H94ZM105 227V228H106ZM2 228H3V226H2ZM3 228V229H4ZM40 228V227H39ZM105 228L103 229V232L105 231ZM106 228V229H107ZM113 228V227H112ZM116 228V227H115ZM1 229V228H0ZM7 229H4L5 231H8L9 232V230L10 231H12L10 228H9V230H7ZM30 229V228H29ZM31 229H32V227H31ZM50 229V228H49ZM76 230H77V228H75ZM87 229V228H86ZM86 229H84V230H86ZM94 229H97V228H94ZM206 230H207V228H205ZM231 229V231H235V229H233L232 230ZM238 229V228H237ZM236 229V231H238V233H240L239 232V230H237ZM35 230V228L32 230V231H34ZM36 230H38V229H36ZM55 230H56V228H55ZM54 230V231H55ZM82 230H83V228H82ZM82 230H80V232H81V234H82ZM93 230V229H92ZM108 230V229H107ZM179 230V231H180ZM212 230H210V232L212 231ZM246 230V229H245ZM3 231V230H2ZM73 231H75L74 229H73ZM79 231V230H78ZM88 231V230H87ZM231 231H227L226 232V234L228 233V234H230V232ZM233 231V236L235 235L234 233L236 232H234ZM240 231H242L241 233H242V236L244 235L245 236V234H243V230H240ZM7 232V233H8ZM14 232H12V233H14ZM18 232V233H19ZM31 232V231H30ZM36 232V231H35ZM41 232V231H40ZM51 232V231H50ZM72 232V231H71ZM76 232V231H75ZM174 232H176V229H175V231ZM210 232L209 231H207V233H209V234H207L206 233V231L204 232V233H206L207 235H210ZM213 232V231H212ZM212 232H211V234H212ZM6 233V234H7ZM17 233V234H18ZM39 233V232H38ZM56 233V232H55ZM77 233H79V232H77ZM108 233H106V234H108ZM116 233V234H115ZM2 234V233H1ZM0 234V235H1ZM5 234V233H4ZM4 234H2V235H4ZM43 234V233H42ZM54 234V233H53ZM57 234V233H56ZM72 234H74V233H72ZM72 234L70 235V236H72ZM92 234V233H91ZM104 234V233H103ZM164 234H166L165 236L166 237H163L162 235H164ZM170 234V233H169ZM168 234V235H169ZM173 234V233H172ZM172 234H170L171 235V240L173 239V235ZM175 234H177V232L175 233ZM206 234H203V235H206ZM215 234V233H214ZM226 235V236H229V235ZM237 234V233H236ZM35 235V234H34ZM213 235V234H212ZM239 235H241V234H239ZM238 235V236H239ZM48 235H46V237H47ZM51 236V235H50ZM69 235L68 236H66V237H70ZM74 236V235H73ZM215 236H216V234H215ZM232 236V235H231ZM231 236H229V237H231ZM237 236V237H238ZM241 237L240 236V238H242V239H248V237ZM252 236V235H251ZM10 237V236H9ZM39 237V236H38ZM37 237V238H38ZM57 237V240H58V235L56 236ZM61 237V236H60ZM63 237V236H62ZM65 237V236H64ZM65 237V240L67 239ZM78 237V236H77ZM207 237V236H206ZM214 236H211V238L210 239H212L213 241H214ZM237 237L235 236L234 237V239H232L231 241H230V238L228 239L229 241H227V240H225L227 243H229V247H228V249H227V251H225V253H229V251L230 252H234L236 255L234 256V255H232L231 253V255H232V257H231V259H229L230 257L228 256V254L227 255H224V258L223 259H225V261H226V259H227V256L229 257L228 259L230 260V261H224L223 260V262H224V264H261V263H259L258 261H257V259H260V257L259 258H257L256 257V259L253 257V255L258 251V249L260 248H258L257 247V244L259 245V243H256V241L254 242L253 241V243H251L252 242V240L254 239H252L251 237V242H249L250 241V239H249V241L247 240L246 242H244V245L247 243L248 244V242L250 243L248 246H246L247 248H246V250H245V252H244V249L242 250V254L240 253L241 252V250H240V239H237ZM253 237V236H252ZM20 238H21V236H20ZM30 238V237H29ZM32 238V237H31ZM51 238V237H50ZM88 238H90V237H88ZM166 238V239H167ZM202 238H203V236H202ZM216 238V239H217ZM226 238H228V237H226ZM225 237H224V239H226ZM239 238V237H238ZM256 238H257V236H256ZM261 238V240H263L264 241V238L262 239V237H260ZM260 238H258L259 240H260ZM10 239V238H9ZM207 239H208V237H207ZM223 239V240H224ZM12 240V239H11ZM31 240V239H30ZM47 240V239H46ZM55 240H56V238H55ZM64 240V239H63ZM82 240V239H81ZM88 240V239H87ZM165 240V239H164ZM163 240V242H165ZM167 240V243H170V241H168ZM173 240H175V239H173ZM173 240L171 241V242H173ZM204 240H205V238H204ZM203 240V241H204ZM260 240V241H261ZM13 241V240H12ZM22 241V240H21ZM21 241L19 242V243H21ZM48 241V240H47ZM89 241V240H88ZM189 243H188V242ZM194 241V240H193ZM192 241V242H193ZM198 242H199V239L197 240ZM197 241L195 240L194 241V245H195V242L197 243ZM201 242H202V240H200ZM222 241V242H221ZM259 241V242H260ZM2 242V241H1ZM18 242V241H17ZM46 242V241H45ZM49 242V241H48ZM59 242H60V240H59ZM58 242V243H59ZM78 242H80V240L78 241ZM91 242H92V239H91ZM208 242V241H207ZM220 244H219V243ZM225 242V243H226ZM56 243H57V241H56ZM63 243H64V241H63ZM81 243V242H80ZM79 243V244H80ZM166 243V242H165ZM178 243H175V244H177L179 247H180V245L178 244ZM203 243V242H202ZM205 244H208L207 246H208V248L209 247H211V246H209L210 244H212V243H214V242H208V243H206V241L204 242ZM201 244V245H205V244ZM210 243V244H209ZM224 243V244H225ZM255 243V244H254ZM17 244V243H16ZM60 244H62V242L60 243ZM88 244V243H87ZM89 244H90V242H89ZM264 244V243H263ZM262 244V245H263ZM46 245H48V244H46ZM49 245H50V243H49ZM48 245V246H49ZM54 245H56V244H54ZM53 245V246H54ZM78 245V244H77ZM168 245V244H167ZM167 245H165V246H167ZM171 245H173V246H175L174 244H171ZM171 245H169V246H171ZM193 245V244H192ZM193 245V246H194ZM201 245H200V249H201ZM213 245V244H212ZM62 246V245H61ZM79 246H81V245H79ZM78 246V247H79ZM84 246V245H83ZM82 246V247H83ZM162 246V245H161ZM160 246V247H161ZM165 246L163 247V248H165ZM173 246L171 247V250L173 249V250H178L179 248H178V246L177 247H175L176 249H174L173 248ZM184 246H185V244H184ZM197 246H198V244H197ZM207 246H206V248H207ZM223 246V247H222ZM226 247H227V244L225 245ZM242 246H243V243H242ZM242 246H241V248H242ZM260 246V245H259ZM56 247V246H55ZM90 247V246H89ZM160 247H157V248H160ZM181 247H182V245H181ZM180 247V248H181ZM199 247V246H198ZM203 247V246H202ZM263 247V246H262ZM261 247V248H262ZM43 248V247H42ZM45 248V247H44ZM49 248H50V246H49ZM70 248V247H69ZM73 248V247H72ZM84 248V247H83ZM93 249H91V250H94V248L95 247H92ZM143 248V249H142ZM151 248V247H150ZM152 248H154V247H152ZM169 248V250H167L169 253H167L168 255L171 253V250H170V247H168ZM193 248V247H192ZM197 248V247H196ZM205 247H204V249H206ZM216 249V246L215 247H213L212 246V249ZM58 249H60L59 247H58ZM66 249V248H65ZM85 249H87V248H85ZM85 249H81L80 248V250L82 251H84ZM89 249V248H88ZM160 249H162V248H160ZM187 249H188V251H190V249L188 248V246H187ZM199 248H197V250H198ZM211 249V251H214V250H212ZM226 249V248H225ZM262 249H264V248H262ZM1 250V249H0ZM43 250V249H42ZM52 250V249H51ZM50 250V251H51ZM68 250V249H67ZM72 250V249H71ZM70 250V251H71ZM91 250H88V251H90L89 253H91ZM96 251H101V250H98V248L97 249H95ZM134 250V251H135ZM148 250V249H147ZM150 250V249H149ZM155 250H156V248H155ZM158 250V249H157ZM156 250V251H157ZM163 251H164V249H162ZM180 250V249H179ZM182 250V249H181ZM193 250V249H192ZM191 250V251H192ZM197 250L195 251V249H194V251H190L191 253H189L190 255H187V256H189L188 258L191 260L192 258H190V256H192L194 253L193 252H195V254L194 255H197L196 254V252H197ZM203 249H201V250H199V251H202ZM207 251H208V249H206ZM217 250V249H216ZM222 250H224V248L222 249ZM222 250L220 251V252H217L215 255H218L219 253L221 254V253H223L222 252ZM45 251V250H44ZM58 251V250H57ZM79 251V250H78ZM77 251V252H78ZM81 251H79V253L81 252ZM83 251H82V253H83ZM87 251V252H88ZM101 251V252H102ZM133 251V252H134ZM146 251V250H145ZM156 251H154L153 250V252L154 253H152V250H151V252H148V254H149V256H148V258L146 259L147 261H146V264H161L162 262V258H164V256L163 257H160V255H162L161 253H162V251L160 252V254H158V252H156ZM159 251V250H158ZM166 251V250H165ZM166 251V252H167ZM185 251H187V250H185ZM198 251V252H199ZM256 251V252H255ZM260 251H261V249H260ZM259 251V252H260ZM61 252V251H60ZM71 252H73V251H71ZM87 252H85L84 251V253H87ZM93 252V251H92ZM101 252H99V253H101ZM136 252H135V254H136ZM144 252V251H143ZM147 252H145L146 254H147ZM174 251H172V253H173ZM209 252V251H208ZM215 252V251H214ZM214 252H213V254H214ZM244 252V253H243ZM262 252V251H261ZM44 253H47L46 251L44 252ZM56 253V252H55ZM83 253V254H84ZM94 253V252H93ZM93 253H91V254H93ZM139 253V252H138ZM141 253H142V251H141ZM145 253H144V255H145ZM171 253V254H172ZM179 253V252H178ZM193 253V254H192ZM201 253V252H200ZM200 253H198L199 255H200ZM207 252L205 251V254H206ZM212 253V252H211ZM233 253V254H234ZM1 254V253H0ZM42 254V253H41ZM41 254H40V256H41ZM62 254H64V253H62ZM70 254V253H69ZM77 253H76V251H75V256H74V258L77 256L76 255ZM81 254V253H80ZM79 254V258L81 259V257L82 258H85L86 257V255L84 256L83 254H81L80 255ZM90 254V255H91ZM96 254V253H95ZM95 254H94V256L93 257H95ZM171 254H170V257H171ZM182 254V253H181ZM192 254V255H191ZM211 255V256H215V255ZM229 254V255H230ZM241 254V255H240ZM259 254V253H258ZM45 255V254H44ZM43 255V256H44ZM47 255H48V253H47ZM55 255V254H54ZM61 255V254H60ZM59 255V256H60ZM73 255V254H72ZM71 255V256H72ZM88 255V254H87ZM89 255V256H90ZM97 255V254H96ZM100 255H102V254H100ZM117 255V256H116ZM122 255V254H121ZM125 255H127V254H125ZM138 255H140V254H138ZM168 255H166V256H168ZM199 255H198V257H199ZM210 255V254H209ZM208 255V253L206 254V256L208 257L209 256ZM257 254H255V256H256ZM264 255V254H263ZM48 256H51V254H49ZM48 256H44V257H48ZM56 256V255H55ZM66 256V255H65ZM71 256L69 255V256H66L65 258V261L66 260H68L67 261V264H68V262L70 261L71 263H72V261L71 260H69V259H67V258H71ZM105 256V255H104ZM128 256V255H127ZM136 256H137V254H136ZM146 255H145V257L144 258H146L147 257ZM165 256V257H166ZM201 257H202V255H200ZM205 256V258L207 259V257ZM210 256V257H211ZM6 257H8V256H6ZM57 257V256H56ZM92 256L90 257L91 259L93 258ZM97 257H99V258H101L100 256H99V254L97 255ZM103 257V256H102ZM109 257V258H110ZM126 257V256H125ZM124 257V258H125ZM130 257V256H129ZM132 257H134V255L133 256H131V258ZM142 257H143V254H142ZM141 257V258H142ZM185 257H186V255H185ZM192 257H195V256H192ZM197 257V259H198V263H199V261H200V259L201 258H198ZM217 257V256H216ZM222 257V256H221ZM220 257V258H221ZM261 257H263V256H261ZM41 258V257H40ZM51 259V257H48V259ZM72 258H73V256H72ZM73 258V260H75L76 261V259H74ZM89 258V257H88ZM105 258V257H104ZM122 258V259H121ZM122 256H120V258L118 257V260H123L124 259ZM140 258V257H139ZM139 258H138V260H139ZM140 258V259H141ZM167 258V257H166ZM182 258V257H181ZM180 258V259H181ZM187 257H186V259H188ZM55 259V258H54ZM57 259V258H56ZM80 259H78L77 258V260H80ZM95 259V258H94ZM94 259H92L91 261V263L92 264H95V263H93V260ZM102 259V258H101ZM101 259H99L100 260V263H101ZM134 259V258H133ZM177 259H179V258H177ZM179 259V260H180ZM183 259H184V257H183ZM182 259V260H183ZM217 259V258H216ZM263 259V258H262ZM4 260V259H3ZM45 258H44V262H45ZM82 260V259H81ZM98 260V259H97ZM99 260L97 261L98 262V264H99ZM103 260V259H102ZM105 260V259H104ZM108 260V259H107ZM117 260V259H116ZM116 260H114V261H112L111 263H115V261ZM124 260H126V258L124 259ZM129 260V259H128ZM128 260H126V261H128ZM132 260V259H131ZM189 260V261H190ZM193 260L195 261V259L193 258ZM214 260H215V257H214ZM218 260H220L221 261V259H217V261ZM37 261H38V259H37ZM47 261V260H46ZM74 261V262H75ZM84 261H89L90 262V260L88 259V260H86V259H84ZM133 261V260H132ZM135 261H136V259H135ZM144 260H142V262L140 261V262H138V263H143V264H145L144 262H143ZM164 261L165 260H163V263H164ZM172 261H174V259L172 260ZM172 261L170 260V262H171V264H172ZM186 261H188V260H185V262H182V261H179L180 263L179 264H182V263H187ZM192 261V260H191ZM195 261V262H196ZM212 261V260H211ZM211 261H207V264H212L213 262H211ZM220 261H218V262H215V263H219ZM260 262L261 261H264V260H259ZM39 262V263H38ZM38 262H36V264H40V262L41 261H38ZM43 262V261H42ZM73 262V263H74ZM89 262H87V264L89 263ZM96 262V261H95ZM104 262H106V260L104 261ZM109 262V261H108ZM123 262V261H122ZM122 262H121V264H122ZM137 262V261H136ZM166 262H168V260H166ZM178 261H176V263H177ZM182 262V263H181ZM193 262V261H192ZM204 262V261H203ZM206 262V261H205ZM204 262V263H205ZM211 262V263H210ZM223 262H221V263H223ZM13 263V262H12ZM55 263V262H54ZM62 263H65L63 260H62ZM70 263V264H71ZM72 263V264H73ZM77 263H79V261L77 262ZM76 263V264H77ZM80 263H82V262H80ZM79 263V264H80ZM107 263V262H106ZM110 263V262H109ZM110 263V264H111ZM113 263V264H114ZM117 263V262H116ZM118 263H119V261H118ZM126 263V262H125ZM128 263H129V261H128ZM127 263V264H128ZM131 263H134V262H131ZM175 263V264H176ZM264 263V262H263ZM47 264V263H46ZM52 264V263H51ZM60 264V263H59ZM82 264H85V263H82ZM105 264V263H104ZM165 264V263H164ZM167 264V263H166ZM169 264V263H168ZM178 264V263H177ZM188 264V263H187ZM193 264V263H192ZM195 264H197V263H195ZM200 264H202V263H200Z\"/></svg>","mask_w":264,"mask_h":264}]
</instances>
